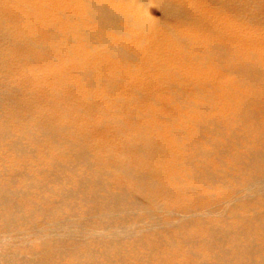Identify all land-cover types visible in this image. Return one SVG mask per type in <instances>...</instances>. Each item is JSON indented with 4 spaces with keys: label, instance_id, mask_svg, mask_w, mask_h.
I'll return each instance as SVG.
<instances>
[{
    "label": "rangeland",
    "instance_id": "1",
    "mask_svg": "<svg viewBox=\"0 0 264 264\" xmlns=\"http://www.w3.org/2000/svg\"><path fill=\"white\" fill-rule=\"evenodd\" d=\"M9 1H11V2H9ZM89 3V5H90V3H97V1H98V4H103V3H105V2H109V5L108 4H106V5H108L109 6V8L111 7V5H110V3L113 5L110 9H116V7H118V9H120V8H122L123 9V12H124V10L128 13V17L126 16V14L125 13H123L122 12V10H121V12L122 13H119L120 12V10H117L116 9V12L117 13H119L120 15H121V17H123V19H121V22H119L120 24V27L122 26L123 28H121V32L125 35L126 33H127V35H123L122 33H120V34H122L121 36L119 35V33L118 32H115V30L114 29H109V28H101L100 27V24L96 21L95 22V24H96V26H95V24H93L94 23V21H95V19H93V17L91 16V15H88V14H90V12L88 13V12H86V11H89L87 8H89V7H87V6H89L87 3ZM91 0H0V21L2 22L4 19V21L2 22V25H3V27L7 30V28H8V30L7 31H5V29L3 28V27H1L2 25H1V22H0V27L1 28H3V29H1L0 30V33H2L3 32V30L6 32H3V33H5V34H8V33H10L8 36H6V38L8 39V40H6L5 39V44H3V43H1L0 44V48H1V46H2V49H0V58H1V55L2 54H4L5 53V55L4 56H2L4 59L6 58V57H8V59H7V61H6V59H5V61L6 62H4V61H2V60H0L2 63H0V65H1V67H0V69L2 68V69H4L3 71H0L1 73H2V75H3V73L4 74H6V72L7 73H9V75L7 76L9 79H11L10 80V82L8 83V79H6L7 77H4V76H2L1 74V78H0V82L2 81V83L4 84V86H3V84L2 83H0L1 85H0V90H1V88L3 89V90H1V92H3V94L5 93V90L11 85V87H9L7 90H10L8 93H7V90H6V94H4V97H5V95L7 96V94H9L8 96H7V99L6 98H3V99H5V101H7L6 102V104H5V102H4V100L2 99V101H3V103L6 105V106H4V104H2L3 106H4V110L2 109L3 108V106L2 105H0V106H2L0 109V143H2L1 144V146H0V181L2 180V182H0V191L1 190H4L3 192L1 191V193H0V198L2 197V193H4L6 190H7V188H3V187H5V185L7 186V187H9V189H12L13 188V186H17V185H19V186H17V191H16V189L15 188H13L12 189V191L13 192H17V194L18 195H22L21 197H23V199L21 198V197H19L17 194H16V196H15V194H13L12 196H14L13 197V200L15 201V199H17V198H19V200L17 199V201H15L16 203H19L18 205L17 204H15L14 203V205L17 207L18 206V209H16V208H14V206H10L9 205V207H11V208H13V209H9L8 207H7V205L5 204V207H4V205H2L1 204V206H0V216H2L1 218L3 219L2 221H1V218H0V223H2V224H0V229L2 230V228H3V230H4V226L2 227V225H3V222H4V220L6 219V218H8V217H10V216H14L15 217V215H16V224L18 223V222H20V223H18L17 225L18 226H16V227H19V226H21V231H26V229H28V231L30 230V228H34L35 226H38V227H43L45 224V222H46V220H50L49 218H45V213H44V211L46 212V213H48L49 211H52L51 209L53 208V211H56V209L55 208H57L61 213V215L63 214V212L64 213H68V212H70V207L68 208V205H67V207H65V208H63L64 206H66L65 204H68V203H70V202H66L65 200V198L63 197V194H62V196H61V193L59 192V190L61 191V189H62V193L64 192V188H65V190L67 189V187L69 188V189H73L74 191H76L78 188H77V186L79 187V189H82V190H80L81 192H83V195L79 192V196L80 197H83L85 194H87V195H89L90 193H91V191L89 190H85L84 191V189L82 188V185H81V183L79 182V180H80V177H81V175H83L84 174V171H85V168H82L83 166H79V167H81V168H77V173H78V175H77V173L75 174V172L74 171H70V170H61L60 168H59V165L58 164H69V163H71L72 162V159H73V161H75V156H76V154L78 153V151H80V149L81 150H83V151H85L89 156L91 155H93V154H95V158L92 156V159H93V161H92V159H90L91 161H92V164H94L93 166L94 167H96V168H94L93 167V172H95V173H98V174H95V173H91L90 174V177H92V179H95V178H98V177H102V174H104L103 175V177H105L106 179L108 178V180H104V178H103V180L105 181V182H108V183H106V185L109 187H107L108 189H106V191H111V189H112V193H117V192H121V191H126L127 193H128V195H129V197L131 198L130 199V201L133 199V197L134 196H136V197H134V199L135 200H137L138 202H140L139 204L140 205H142V206H140L142 209H143V207H144V209L142 210L141 208H140V212H139V214L141 215L140 216V219H142L143 220V222L145 221V222H147V221H150V217H149V215H150V211L152 212V215H154L155 214V216H156V213L158 212V216H156V220H158V221H169V220H171V216L168 214V211L170 210H175L176 211V209H177V211L176 212H183L184 210L185 211H189V210H191L192 208H195V209H198V208H200L201 210H203L204 208L206 209L207 207L208 208H210V207H213L214 205H215V207H217L218 209H219V211H220V208L219 207H221V209L222 210H224L225 208V206H223V200H224V198H230V197H232V195L235 193V189L237 190L238 188L237 187H240V184L239 185H233V184H235V183H237L239 180V182H242L243 183V181L245 180L244 178H246L248 175V172L250 173V171L248 170V169H246V165H244L245 164V162H243L242 160V162L239 160V156H243L244 154H245V156L248 154V150H249V152L251 151V149H252V151H264L263 149V145H264V130H262V128L264 127V114H262L263 112H264V72H263V70H264V40H261L262 38H264V37H260V36H264V24H262L263 22H264V19H262V15H263V18H264V0H247V3L244 1V0H234L235 1V3H232V1L233 0H225L224 1V3H223V0H221L220 2L221 3H219V5H217L218 4V2H219V0H212V2H211V0H209L211 3H212V5H210L211 3L208 1V0H206L205 2H207V3H210V4H208V6H206L207 5V3H205V2H203L204 0H198V1H200V2H198L197 0H193V2H194V4L196 5H194V4H192L191 5V3H193V2H190L191 0H146V3H145V5L144 4H139V1H138V3H137V6H138V4L140 5V6H138V9H137V7H136V2L137 1H135V0H130V1H128V0H125V1H121L120 2V0L118 1V0H102V1H99V0H97L96 2L95 1H91ZM166 1V2H165ZM181 2V4H179L180 2ZM183 1V2H182ZM190 3H189V2ZM216 1V2H215ZM233 1V2H234ZM247 4H245V6H247V7H249V8H251V10H246L245 8H247V7H245L244 6V2ZM251 1L253 2V3H255L254 5H253V3H251ZM100 2V3H99ZM122 2H123V4H122ZM125 2V3H124ZM128 2H130V3H128ZM134 2H135V4H134ZM144 2H145V0H144ZM170 2V3H169ZM173 2H177L176 4H174ZM196 2H198V3H196ZM214 2L215 3H217L216 5L218 6H216L215 7V5H213L214 4ZM227 2V4L228 3H230L229 5H226L225 3ZM239 2V3H238ZM243 2V3H242ZM248 2H250V3H248ZM32 3V4H31ZM48 3V4H47ZM86 3V4H85ZM133 3V4H132ZM189 3V4H188ZM199 3H202V4H199ZM241 3V4H240ZM260 3V4H259ZM12 4V5H11ZM52 6H51V5ZM82 4H85V6H83ZM128 4V6H126ZM162 4V5H161ZM222 4V5H221ZM234 4V5H233ZM235 4H236V6H238V8H239V10H238V8L235 6ZM243 4V5H242ZM252 4V5H251ZM5 5V6H4ZM9 5V6H8ZM17 5V6H16ZM29 5V6H28ZM46 5V6H45ZM47 5H48V7H47ZM59 5V6H58ZM104 5V4H103ZM166 5L168 6V7H166ZM178 5H182V6H180V7H182V9L178 6ZM185 5V6H184ZM193 5H194V9L195 10H191V8H193ZM223 5H226L229 9V11H226L227 9V7L226 6H223ZM232 5V6H231ZM249 5V6H248ZM255 5H256V7L258 6V5H260V6H258V8H256L255 7ZM1 6H4V7H1ZM8 6V7H7ZM16 7V9H14L15 7ZM25 6V7H24ZM26 6H27V8H26ZM34 6V7H33ZM50 6H51V8H50ZM130 6H132L131 8H130ZM144 6H146V7H144ZM175 6H176V8H175ZM178 6V7H177ZM206 7L205 9L203 8V7ZM219 6L221 7V8H219ZM230 6V7H229ZM241 6H243V7H245L244 8V10L242 11L241 9H243V7H241ZM252 6V7H251ZM7 7V8H6ZM13 7V8H12ZM38 7V8H37ZM85 7H87V8H85ZM114 7V8H113ZM144 7V8H143ZM166 7V8H165ZM186 7H188L187 9L189 10H187L186 9ZM191 7V8H190ZM195 7H197V8H195ZM200 7V8H199ZM234 7H236V8H234ZM253 7H254V9L256 8V11L255 12H253ZM260 7V8H259ZM2 8H4L3 9V11H5L6 10V12L4 13L3 11L1 12V10H2ZM127 8H128V11H127ZM133 8V9H132ZM143 8V9H142ZM177 8H178V11H179V13H178V11H176L177 10ZM223 8H225V9H223ZM263 8V9H262ZM42 9V10H41ZM46 9V12L47 13H45L44 14V10ZM60 9V10H59ZM85 9V10H84ZM87 9V10H86ZM115 9H114V11H115ZM134 11V15L132 16L131 14H132V10ZM179 9H181V11L179 10ZM223 9V11H224V13L227 15H225L224 13H223V11H221ZM230 9H232V10H230ZM258 9L260 10L259 12H258ZM7 10H11L10 12L9 11H7ZM131 10V11H130ZM140 10H141V14H140ZM171 10V11H170ZM200 10V11H199ZM205 10V11H204ZM207 10H208V12H207ZM237 10L239 11V12H237ZM14 11V12H13ZM16 11V12H15ZM59 12V13H54V12ZM187 11V12H186ZM234 13H233V12ZM241 11V12H240ZM246 11V12H245ZM248 11V12H247ZM251 11V14L249 13ZM43 12V13H42ZM143 12H145V13H143ZM170 12H171V14H170ZM191 12H193L192 14H190ZM194 12H196V13H194ZM197 12H199L198 14H197ZM227 12V13H226ZM231 12V13H230ZM236 12V13H235ZM242 12H244V13H242ZM252 12H253V14H252ZM262 12V13H261ZM7 13H8V15L10 14V13H12V17L10 18L9 16L11 15H9V16H7ZM14 13V14H13ZM49 13H51V14H49ZM88 13V14H87ZM184 13H187V14H184ZM230 13V16H228V14ZM240 13V14H239ZM246 13V14H245ZM248 13H249V15H248ZM255 13H257V16H258V18L260 17V14H261V17H260V19L261 20H259L258 18H257V16H256V14ZM4 14V15H3ZM44 14V15H43ZM54 14V15H53ZM62 14V15H61ZM88 15V17L89 18H87V17H85V15ZM139 14H140V17H139ZM173 14V15H172ZM174 14H176V15H174ZM180 16H179V15ZM234 15V16H232V15ZM236 14V15H235ZM237 14H239V16L237 15ZM255 14V15H254ZM259 14V15H258ZM6 15V16H5ZM29 15V16H28ZM58 15H59V17H58ZM69 15V16H68ZM84 15V16H83ZM86 15V16H87ZM125 17H124V16ZM170 15V16H169ZM181 15H187V17L186 16H182L181 17ZM189 15V16H188ZM192 15V16H191ZM194 15H195V17H194ZM243 15H244V17H248L247 18V20H248V23L246 22L247 20H245V19H243L244 20V22L246 23H244V22H242L243 20H242V17H243ZM252 15H254V16H252ZM4 16V17H3ZM19 16V17H18ZM28 16V17H27ZM69 18V19H66L67 17ZM173 16V17H172ZM197 16H199V18L197 17ZM207 16V17H206ZM211 16H214L212 19H211ZM238 18H237V17ZM240 16H242V17H240ZM8 17V18H7ZM15 17V18H14ZM17 17V18H16ZM61 17V18H60ZM64 17V18H63ZM86 19H85V18ZM92 17V18H91ZM132 17V18H131ZM175 17V18H174ZM184 17V18H183ZM197 17V18H196ZM200 17H201V21H203L205 24H203V22L201 23L200 22V20H198V19H200ZM217 17L218 18H220V19H218V20H220L219 22L220 23H222L223 21H225V19H226V21H225V24H224V22L222 23V24H218V20H217ZM229 17V18H228ZM232 17H235V18H237V23H238V27L236 26V28H235V26L234 25H236V22H233V18ZM239 17H240V21H239ZM250 17H252V18H250ZM253 17L256 19H253ZM14 18V19H13ZM21 18V19H20ZM28 18V19H27ZM55 18V19H54ZM63 18V19H62ZM75 18H77V19H75ZM91 18V19H90ZM139 18V19H138ZM170 18V19H169ZM177 18V19H176ZM180 18V19H179ZM188 18V19H187ZM189 18H190V20H191V22L189 21ZM194 18H196V20L194 19ZM206 18V19H205ZM216 18V19H215ZM232 18V19H231ZM2 19V20H1ZM8 19V20H7ZM17 19V20H16ZM89 19V20H88ZM131 19V20H130ZM154 19H155V22H158V21H160V22H158V24L157 23H155L154 22ZM185 19V21H187L186 23L183 21ZM204 19H205V21H204ZM208 19H211L210 21H207ZM221 19H222V21H221ZM250 19V20H249ZM259 20V22H258V24H260V26L257 24V22L256 21H258ZM6 20H7V22H6ZM10 20H13V22L12 21H10ZM41 20H43V22L41 21ZM61 20V21H60ZM66 20H68V21H66ZM90 20H91V23H92V25H91V23H88V24H86L88 21L90 22ZM124 20V21H123ZM134 20H136V21H134ZM138 20V21H137ZM153 20V21H152ZM180 20L183 22L182 23V26H183V24H184V26L183 27H185V28H182V26H181V22H180ZM193 20V21H192ZM215 20H217V21H215ZM232 20V22L233 23H235V24H231L232 22H230ZM254 20V22H252L253 24H254V26L253 25H249V24H252L251 22H249V21H253ZM17 22V23H15V22ZM66 21V22H65ZM78 21V22H77ZM132 21V22H131ZM135 23H134V22ZM141 21L143 22V23H141ZM151 21V22H150ZM164 21V24H161L162 22ZM169 21H171L170 23H168ZM172 21H174V22H172ZM177 21H179L178 23L179 24H177ZM229 22V23H226V22ZM261 21H263V22H261ZM45 22V23H44ZM72 22V23H71ZM124 22H128V23H125L124 24ZM190 22V23H189ZM192 22H194V24L196 23V25H195V27L192 25L193 23ZM208 22H211V23H208ZM240 22L242 23V25H244L243 26V28H245V25H247V28L246 29H243L241 26L242 25H240ZM12 23H14L12 26H11V24ZM18 23H19V25H18ZM50 23V24H49ZM52 23V24H51ZM67 23V24H66ZM133 23V24H132ZM175 23V24H174ZM199 23V24H198ZM201 23V24H200ZM218 24V27H217V25L216 26H212L211 24ZM21 24H22V26H21ZM54 24H57V25H54ZM75 24V25H74ZM125 25V27H126V25L128 26V28H127V31H126V28L124 27V25ZM138 24V26H137V28H138V30H135V29H133L132 28V25H133V27H136V25ZM145 26H144V25ZM150 24V25H149ZM152 24H154V26L152 25ZM161 24V25H160ZM165 24H166V26L167 27H165ZM174 24V25H173ZM177 24V26L175 27V25ZM189 25V26H185V25ZM198 24V25H197ZM210 24V25H209ZM232 26H231V25ZM256 24V25H255ZM261 24L263 25V27L261 26ZM34 25V26H33ZM38 25V26H37ZM42 25H43V27H42ZM47 25V26H46ZM74 25V26H73ZM87 25H88V27H87ZM90 25V26H89ZM94 25V26H93ZM135 25V26H134ZM149 25V26H148ZM160 25V26H159ZM171 25L172 26H174V27H172L175 31H177V30H179L178 32H180V33H176V34H178V35H176L174 32H172L173 31V29L172 28H170L171 27ZM180 25V26H179ZM205 25V28L207 29V26L209 27L208 28V30L211 28V30H209V31H211V32H209L208 30V32L207 31H205L204 32V30H206L205 28H203V26ZM207 25V26H206ZM219 25H220V27H219ZM223 27H222V26ZM239 25H240V28H242V29H240L239 28ZM257 25H258V27H257ZM8 26H10V27H8ZM13 26H14V28H13ZM27 26V27H26ZM32 26V27H31ZM49 26V27H48ZM83 26H86V27H83ZM91 26H93V27H91ZM157 27V26H159V27H157L158 29H159V31H157V34L158 35H156V30H158L157 28H152V27ZM162 26V27H161ZM169 26V27H168ZM179 26V28L180 29H183V34H186L185 36L183 35V34H181L182 33V31H180V29H178L177 27ZM199 26V27H198ZM211 26V27H210ZM228 26H229V28H228ZM231 26V27H230ZM251 26H252V28H251ZM255 26L257 27V28H255ZM19 27V28H18ZM26 27V28H25ZM38 27L40 28V30L38 29ZM52 29H51V28ZM91 28V30H90V28ZM94 27H95V29L96 28H98V29H96V31H95V29H94ZM146 27V28H145ZM186 27H189L190 29H191V32H190V30H189V28L187 29ZM200 27H202L201 29H202V31H200L199 32V29H200ZM213 27H215V28H213ZM222 27V28H221ZM254 27V28H253ZM32 28V29H31ZM48 29V28H50V30L48 29L47 31H45V29ZM54 28V29H53ZM88 28V29H87ZM125 28V29H124ZM163 30H162V29ZM168 28V29H167ZM170 28V29H169ZM192 28H194V29H197V31H195L194 29H192ZM218 28V29H217ZM222 29V31H220L221 29ZM223 28H225V30L223 29ZM233 28V29H232ZM238 28H239V30H238ZM16 29V30H15ZM23 29V30H22ZM35 29V30H34ZM59 29H60V32H59ZM67 29V30H66ZM73 29H75V30H73ZM83 31H82V30ZM92 29H93V31L94 32H97V34H98V32H99V34H98V36H99V39L97 38L96 39V37H98L93 31H92ZM100 29H104L103 30V36H102V30H100ZM145 29V32H142V30H144ZM151 29H154L153 31L151 30ZM200 29V30H201ZM220 29V30H219ZM257 29V30H256ZM262 29V30H261ZM19 30H20V33H18L19 32ZM28 32H27V31ZM70 30H73V32H74V34L72 33V31H70ZM84 30H86L85 32H84ZM90 30V32H88ZM100 30V31H99ZM126 32H125V31ZM140 30V31H139ZM151 30V31H150ZM167 30V31H166ZM170 30H172V31H170ZM185 30V31H184ZM192 30H194L195 32H193ZM215 30V31H217V33L215 34V31L213 32V31ZM235 30V31H234ZM242 31L241 33L239 32V31ZM244 30H246V32L247 33H243V31ZM248 30H250V31H248ZM256 30V31H255ZM259 30V31H258ZM10 31V32H9ZM14 31V32H13ZM64 31V32H63ZM70 31V32H69ZM92 31V32H91ZM109 31L111 32V33H113V35L111 34V33H109ZM125 33H124V32ZM131 31V32H130ZM167 32V37L168 38H165L164 37V39H163V37H161L162 36V32H163V35L164 34H166V32ZM170 31V32H169ZM187 31H189V33L187 32ZM234 31V32H233ZM254 31H255V33H257V34H255L254 33ZM22 32V33H21ZM51 32V33H50ZM62 32V33H61ZM76 32V33H75ZM129 32H130V34H129ZM137 32V33H136ZM140 32V33H139ZM152 32V33H151ZM153 32H154V35H153ZM161 32V33H160ZM165 32V33H164ZM193 32V33H192ZM201 32H204V33H201ZM219 32H221V33H219ZM25 33H27L28 35H26ZM31 33V35H29ZM36 33V34H35ZM40 33V34H39ZM43 33V34H42ZM46 33V34H45ZM53 33V34H52ZM60 33V34H59ZM81 33H83L84 34V37L82 36L83 34H81ZM88 33L90 34V36L88 35ZM94 33V34H93ZM110 34L109 36L108 35H106V34ZM132 33H135L134 34V36L132 35ZM190 33H192V35L190 34ZM196 33H198L197 35H196ZM199 33H201V34H199ZM205 33H207L206 35H205ZM208 33H212L211 35H213V33H214V35H213V37L209 34V36H211L210 37V39H208L209 37H208ZM219 33V34H218ZM238 33V36L236 35V34ZM11 34H12V37H11ZM40 36H39V35ZM48 34H50V35H48ZM68 34V35H67ZM105 34V35H104ZM141 34V35H140ZM142 34H143V36H142ZM149 34H151L152 36H150ZM179 34H181V35H179ZM194 34V35H193ZM203 34V35H202ZM222 34V36H220ZM240 34H242L241 36H240ZM246 34V35H245ZM258 34H261V35H258ZM19 35V36H18ZM22 35V36H21ZM25 35V37H27L28 38V40H30L31 42H29V45H28V41H26L27 39L26 38H23V36ZM42 35V36H41ZM48 35V36H47ZM60 35V36H59ZM63 35V36H62ZM112 35V36H111ZM114 35H118V36H120V38L122 39V40H125V39H128V40H126V42L125 43H128L129 44V46L130 47H135V48H133L132 47V50H130L131 48L127 45V44H125L118 36H114ZM129 35V36H128ZM135 35H139L141 38H142V40L144 39L145 40V42H140V40H141V38H139V36L137 37H135ZM149 35V36H148ZM155 35H156V37H155ZM161 35V36H160ZM183 35V36H182ZM190 35V36H189ZM200 35V36H199ZM218 35V36H217ZM229 35V36H228ZM243 35H245V36H243ZM44 36H45V38H44ZM51 36V37H50ZM53 36V37H52ZM76 36H77V38H76ZM92 36V37H91ZM106 36V37H105ZM130 38L131 37V39H129L128 37ZM155 38H154V37ZM161 37V39H159L160 41L162 40V41H165V43L163 44L162 43V41L160 42V44L161 45H159V40H158V37ZM165 36V35H164ZM169 36H171V37H173L174 39H175V41H174V39H173V41H169V40H171L170 38L171 37H169ZM179 36V37H178ZM184 39V41H183V39L181 38V37ZM187 36L189 37V39L187 38ZM197 38H196V37ZM215 36V37H214ZM247 36V37H246ZM251 36V37H250ZM259 36V39H255V38H257V37ZM11 38V40H10V38ZM20 39H19V38ZM38 39H37V38ZM75 37V38H74ZM80 37H82V38H80ZM102 37H105V39H107V37L110 39H107V40H109L110 41V43H109V41L107 42V40H106V42L110 45H106L107 46V49H106V47H104L105 46V44L103 45V48H102V44L104 43V41H105V39H104V41L101 39ZM117 37V38H116ZM134 37V38H133ZM144 37V38H143ZM147 37H148V39H147ZM159 37V38H160ZM178 37V38H177ZM184 37H186V39L184 38ZM192 39H191V38ZM198 39L199 37L201 38L202 37V39H203V37H204V39H203V41H201V39L199 38V40L200 41H196L195 39ZM208 37V38H207ZM218 37V38H217ZM219 37L221 38L220 40H224V42L223 41H220L219 40ZM225 37V39H223ZM231 37H233V38H231ZM236 37V38H235ZM240 37H242V38H240ZM255 37V38H254ZM69 38L71 39V40H69ZM72 38H74V39H76V41L74 40V39H72ZM80 38V41L78 42V39ZM83 38H84V40H83ZM88 40H87V39ZM91 38H92V40H94V43H95V41H98V43L96 42L95 43V46H93V41L91 42L90 40H91ZM111 38H116L117 40H118V43L116 42V40H111ZM123 38H125V39H123ZM136 38H137V41H136ZM139 38V39H138ZM157 38V39H156ZM182 40H181V39ZM206 38L208 39V40H206ZM228 38H229V40H228ZM239 38L241 39V41H237V42H241L240 44L239 43H236V39L237 40H239ZM261 38V39H260ZM13 39H15V40H13ZM21 39H25L24 41H26L27 43H26V45H25V42L23 41V40H21ZM33 39V40H32ZM42 39V40H41ZM56 39V40H55ZM65 39H68V41L67 40H65ZM86 39V40H85ZM134 39V40H133ZM146 39H147V41H146ZM152 41L153 39V41H152V43L151 42H148V41H150V40ZM169 39V40H168ZM177 39V40H176ZM178 39L180 40V41H178ZM194 39V40H193ZM216 39V40H215ZM234 40V42L233 41H231V40ZM243 39V40H242ZM250 39V41H248ZM254 39V40H253ZM17 40H21V41H23V43L22 42H20V41H17ZM38 40V41H37ZM43 40H44V42H48V43H43ZM59 40H60V42H59ZM64 40V41H63ZM73 40V41H72ZM120 40H121V45H120ZM129 40H130V42H131V40L133 41V42H135L134 44L135 45H133L132 43H130L129 42ZM156 40H158V41H156ZM167 40H168V42H170L169 44H168V46H166L167 44H166V42H167ZM208 41L209 43L208 44H210V46L207 44V42L206 41ZM211 40H212V42H211ZM215 41V43H214V41ZM218 40L220 41V42H218ZM225 40H228L229 42H226L225 43ZM258 40H259V42H258ZM11 41L12 43H14L15 41H16V44L17 43H19V44H21V45H16L15 43L14 44H12V45H14V47H12V45L9 43V42ZM54 41V42H53ZM63 41V42H62ZM72 41V42H71ZM75 41V42H74ZM82 41V42H81ZM87 41H89L88 42V44H89V46H87L88 44L87 43H84V44H81V43H83V42H87ZM103 42V43H101V42ZM113 41H114V43H113ZM128 41V42H127ZM140 43H139V42ZM154 41H156V42H154ZM188 41L190 42L189 43V45L187 44L188 43ZM192 41L194 42V43H192ZM205 41V42H204ZM253 41H255V44H256V46H257V49H256V46H255V44H254V42ZM260 41H261V43L262 44H260ZM35 42V43H34ZM39 42H41L40 44H39ZM51 42H52V44H51ZM55 42H58L57 43V45L55 46ZM74 42V43H73ZM99 42H100V44L101 45H99ZM105 42V43H106ZM137 42L140 44V49L136 46V45H138L139 46V44H137ZM175 42V43H174ZM178 42H179V44H181V45H183V46H185V45H188L187 46V48H189V49H187L186 48V46L185 47H183L186 51H182L183 50V48L182 47H179L180 45L178 44ZM181 42V43H180ZM183 42H184V44H183ZM195 42H196V45H200V47H198V46H196L195 45ZM203 44H202V43ZM218 42V43H217ZM33 43V44H32ZM37 43V44H36ZM50 43V44H49ZM69 43V44H68ZM111 43H113V44H111ZM115 43H116V45H115ZM141 43H146V45L143 47L142 45H141ZM158 43V44H157ZM176 44L175 46L177 47V49H176V47L174 46V45H171V44ZM216 43L218 44V45H216ZM220 43H225L224 45H221ZM231 43H233V44H231ZM235 43H236V45H235ZM251 43H252V45H251ZM258 43V44H257ZM7 44L12 48V49H10L9 48V46L7 47ZM41 45L40 47H39V45ZM45 46H44V45ZM61 44V45H60ZM66 44V45H65ZM68 44V45H67ZM71 44H73V45H71ZM77 44H79V45H77ZM82 46H81V45ZM85 44H87V45H85ZM147 44H149V45H147ZM152 44H154V45H158V46H160V47H158L157 46V48H156V46H154L153 47V45ZM192 44V45H191ZM202 44V45H201ZM205 44H207V45H205ZM212 44V45H211ZM228 44V45H227ZM229 44H231V46L233 45H235L234 47H235V49H236V51H234L233 50V48L234 47H232L231 48V46H229ZM47 45V46H46ZM52 45V46H51ZM70 45V46H69ZM83 45L85 46V48L86 47H88V48H84L83 47ZM96 45H99V46H96ZM113 45V46H112ZM120 45V46H119ZM125 46V47H129V49H125V47H124V50H122V46ZM127 45V46H126ZM132 45V46H131ZM179 45V46H178ZM194 45H195V47L196 48H194ZM204 45V46H203ZM239 45V47H237ZM7 47V50H6V48H3V47ZM25 46H27L26 48H25ZM36 46H38V48H35ZM42 46H43V48H42ZM62 46V47H61ZM70 48H72V49H70ZM72 46V47H71ZM78 46V47H77ZM80 46V47H79ZM109 46V47H108ZM141 46L143 47V49L141 48ZM148 46V47H147ZM152 46V47H151ZM162 46H165V47H168V49L167 48H165V47H163L162 48ZM171 46H174V47H171ZM190 46L191 47H193V48H190ZM203 46V47H202ZM215 47V51H216V53H218V52H221L220 53V57H216V56H214L215 54H214V50H210V48H212V47ZM222 46L223 48H222V51L224 50V48H225V50H224V52L226 53V51H228L227 52V54H228V57H230V59L226 56V57H224L225 55H227V54H224V52H223V57L221 58V54H222V51H221V48L220 47ZM226 46H228V47H226ZM249 46V47H248ZM255 46V47H254ZM263 46V47H262ZM16 47V48H15ZM18 47H20V48H18ZM24 49H23V48ZM45 47V48H44ZM49 47H51L50 49H49ZM61 47V48H60ZM83 49H82V48ZM96 48V47H99V48H102L103 50H105V51H103L102 49H99V48H96V49H94V48ZM110 47H112V48H110ZM122 47V48H121ZM145 47H147V48H145ZM206 47V48H205ZM208 47V48H207ZM210 47V48H209ZM217 47V48H216ZM260 47V48H259ZM15 48V49H14ZM31 48V49H30ZM40 48V49H39ZM48 48V49H47ZM58 48V49H57ZM80 48V49H79ZM91 48H93L95 51H93ZM105 48V49H104ZM114 48V49H113ZM116 48H117V50H116ZM144 48H145V50H147V51H145L144 50ZM148 48H150V50L148 49ZM153 48V50H151ZM155 48H156V50H155ZM162 48V50H160V51H158L159 49H161ZM172 48H175L176 50H175V52L178 50V53H177V56H176V54L173 52V50H172ZM182 49L181 51L179 50V49ZM198 48V49H197ZM203 48H205V49H203ZM218 48H220L219 49V51L217 50ZM226 48H228V49H226ZM241 48H243V49H241ZM254 48H255V50H254ZM259 48V49H258ZM262 48V49H261ZM4 49V50H3ZM41 49H43L42 50V52L40 51ZM45 49V50H44ZM54 49H57V51L56 50H54ZM63 49V50H62ZM65 49H70L69 50V55H68V53H67V51L68 50H66L65 51ZM75 49V50H74ZM86 50V53H88V54H84L83 55V53L85 52V51H83V50ZM98 49V50H97ZM111 49V50H110ZM113 49V50H112ZM136 49V50H135ZM137 49H139V50H137ZM165 49V51H166V49H167V51H168V55H169V58L167 57L166 58V55H167V51L165 52L164 51V53H162L163 52V50ZM194 49H197V51L195 50V51H193ZM201 49V50H200ZM239 49V50H238ZM1 50H3V51H1ZM6 50V51H5ZM17 51V52H15V51ZM29 50V51H28ZM77 50V51H76ZM80 50V51H79ZM99 50H101L100 52H99ZM110 50V51H109ZM120 50V51H119ZM121 50H122V53H121ZM128 50H130V51H128ZM133 50L134 51H137V52H135V54L136 53H139V54H137V55H134V53H133ZM172 50V51H171ZM200 50V51H199ZM203 50V51H202ZM209 50L212 52H210V54H209ZM238 50V51H237ZM248 50V51H247ZM253 50V51H252ZM262 52H261V51ZM12 51V52H11ZM32 51H33V53H32ZM34 51H35V53H34ZM52 51V52H51ZM79 51V52H78ZM81 51H83V53H81ZM92 51H93V55H92ZM129 53H128V52ZM139 51V52H138ZM143 51H145V52H143ZM158 51V52H157ZM162 51V52H161ZM173 52V53H170V52ZM192 51V52H191ZM206 51H208V52H206ZM218 51V52H217ZM249 51H251L252 53L250 54H248V52ZM258 51V52H257ZM2 52V53H1ZM7 52V53H6ZM8 52L10 53V54H8ZM15 54H14V53ZM20 52H21V54H20ZM29 52V53H28ZM58 52V54H56V53ZM61 52H63L62 53V56H61ZM71 52H73V54L71 53ZM75 52H77V53H75ZM95 52H97V53H95ZM105 52V53H104ZM112 52V53H111ZM116 52V53H115ZM150 52V53H149ZM179 52H180V57H181V54H182V57L181 58H185L186 60H184V59H181L179 56H178V54H179ZM203 52H206V53H204L203 54ZM231 52V53H230ZM234 52V53H233ZM244 52V53H243ZM28 53V54H27ZM32 53V54H31ZM40 53V54H39ZM41 53L43 54L42 56H41ZM50 53V54H49ZM81 53V55H78V54H80ZM91 53V54H90ZM102 53H104V54H108V55H106L107 56V61L111 58V62L109 61V62H107L106 60V62L105 61H103L104 60V58L106 59V57L104 56V54H102ZM110 53H111V55H110ZM121 53V54H120ZM126 53V54H125ZM130 54L129 55V57H133V55H134V57H135V59H137V61L134 59V58H132V65L133 64H135L134 66H131V59H129L128 60V54ZM133 53V55L131 56V54ZM140 53H141V55H140ZM143 53V54H142ZM156 53V55L155 56H158V59H157V57L156 58H152V56L151 55H153L154 56V54ZM158 53V54H157ZM161 53V54H160ZM173 56V59L175 58H177L178 59V57H179V61L182 63V60L183 61H185V62H183L182 63V67L181 66H178L177 64H180L181 65V63H178L177 62V60L175 61V60H173V61H175V62H177V67L175 66V64L173 63V61H171L172 60V56H170V54ZM187 53V54H186ZM208 53V54H207ZM243 53V54H242ZM253 53H255V57H257V58H254L253 56H254V54ZM9 56H8V55ZM64 54H65V56H64ZM75 54V55H74ZM100 54H102L103 55V57H101V56H98V55H100ZM144 54H146V55H144ZM150 54V55H149ZM159 54H160V58H159ZM175 54V55H174ZM189 54V55H188ZM205 56V54H206V56L207 55H210V56H208L207 58H209L207 61V63H205V65H202V66H204L205 68H207L206 70H205V68H203L202 66H201V63L202 64H204L203 62H202V58H203V60L205 59H207L206 57H203V55ZM212 54H214L213 56H212ZM230 54V55H229ZM233 54V56H231ZM252 54H253V56H252ZM13 55H15L14 57H16V59L13 57ZM19 55H21V56H19ZM29 55V56H28ZM33 55H35V57L33 56ZM45 55H47V56H45ZM48 55H51L50 57L48 56ZM56 55V56H55ZM61 57H60V56ZM69 57H71L72 55H74V58L76 59H74L73 58V56L71 57L72 58V61H70L71 60V58H68V56ZM83 55V56H82ZM86 55V56H85ZM97 55V56H96ZM115 55L117 56V57H115ZM125 55V58H126V60H128L127 62H125L124 60V57L122 58V56H124ZM139 55V56H138ZM147 55H149V56H147ZM163 55H165L164 57H163ZM184 55H185V57H184ZM195 55H198V58L196 59V57L194 58V60H191ZM216 55H218V54H216ZM235 55V56H234ZM253 57V60L254 61H252V57ZM26 56H28V57H26ZM31 56L32 57H34L33 59L31 58ZM67 56V57H66ZM76 56H77V58H79V59H77L76 58ZM84 56L87 58H89L88 60L86 59V58H84ZM93 56H94V58H98V62H96L97 60L96 59H93ZM121 56V57H120ZM127 56V57H126ZM143 56H147V57H143ZM175 56V57H174ZM187 56V57H186ZM189 56V57H188ZM201 57V59L199 60V58ZM238 56H240V57H238ZM243 56V57H242ZM21 57H25V58H21ZM80 57H83L84 59H85V62H87V61H89V63L87 62L86 64L88 65V68L86 67V68H84L86 65L84 64L85 62H83V59H81ZM149 57V58H148ZM152 59H156V61L155 60H152L151 61V58ZM171 57V58H170ZM211 57H213V58H211ZM242 57V58H241ZM251 57V59H249ZM13 58V59H12ZM19 58H20V60H22V61H20L19 60ZM26 58H27V60H26ZM40 58V59H39ZM41 58H42V62H41ZM55 60V61H53V59ZM64 58H66V59H68V60H65ZM100 58V59H99ZM101 58L103 59L102 60V62L100 61L101 60ZM109 58V59H108ZM117 58L119 59V60H117ZM120 58L122 59L121 61H120ZM138 58H140L139 60L140 61H138ZM143 58V59H142ZM216 58H218V59H216ZM220 58V59H219ZM224 58V59H223ZM233 58H234V61H233ZM2 59V58H1ZM3 59V60H4ZM12 59V60H11ZM28 59H30L31 61H28ZM117 60V61H119V62H123L122 64L121 63H119V62H115V60ZM148 61H147V60ZM171 59V60H170ZM181 59V60H180ZM188 59V60H187ZM198 61H196V60ZM226 59V60H225ZM227 59H229L228 61H227ZM242 59V60H241ZM13 61L14 63H15V65L17 66V67H15V65H14V63L13 62H11V61ZM19 60V61H18ZM33 60V61H32ZM45 60H48V62L47 61H45ZM50 60H51V62H50ZM56 60H57V62H56ZM93 60H95V61H93ZM112 60H113V62H112ZM133 60H135L134 61V63H133ZM142 60V61H141ZM144 60V61H143ZM152 63H155V64H152L151 66L153 67H151V66H149L148 67V65L149 64H151V62ZM161 62H159V61ZM163 62H162V61ZM167 60H170V63H168V61ZM204 60V61H205ZM212 60H213V63H212ZM215 60H218V62H217V64L215 63L216 61ZM222 60V61H221ZM19 63V64H21L22 63V65H17V63ZM44 61V62H43ZM63 61V62H62ZM66 61V62H65ZM74 61V62H73ZM83 62L82 64L83 65H85V66H83L82 67V65L80 66V68L81 69H84V70H86L87 71V69L89 70V68L90 67H92L93 68V65L95 66L94 68H93V70H95V69H97V68H99L98 69V72H97V70L95 71V73L92 71V68H90V70L89 71H87L88 73H90V72H92V73H94L93 75H92V73H90L91 74V76H89V75H86V74H88V73H86V74H84V75H86V76H84V77H80L78 74H79V72H80V74H82L83 73V71L80 69L79 71L78 70H76V69H79L78 67H76V66H79V65H77L78 63H76V62ZM90 61H92V62H90ZM101 62V64H102V66H101V64H100V62ZM155 61V62H154ZM195 61V64H193L192 62H194ZM246 61H247V64L249 65L250 63H248V62H252L249 66V68H247L248 67V65L247 64H245L244 65V63H246ZM256 61H259L258 63V65H256ZM8 62V63H7ZM21 62V63H20ZM31 62V63H30ZM33 62V63H32ZM40 62V63H39ZM49 62L51 63V64H49ZM53 62V63H52ZM54 62H55V64H54ZM59 62V63H58ZM71 62L72 63H74V65H72L71 64ZM95 63V64H92L91 65V63ZM139 65L140 63H143L144 64V66H142V64H140L138 67H137V64ZM140 62V63H139ZM147 62H149L148 64H147ZM167 62V63H166ZM201 62V63H200ZM206 62V61H205ZM221 62V63H220ZM227 62V63H226ZM255 62V67L256 68H253V70H255V72L253 71V70H251L252 69V66L254 67V63ZM4 63H5V66H3L4 65ZM14 65V66H10V67H8V65L10 64V65H12V64ZM29 65H28V64ZM65 63V64H64ZM104 63V64H103ZM105 63L107 64V66H104L105 65ZM111 63V64H110ZM112 63H113V65H112ZM115 63V64H114ZM126 63V64H125ZM163 63H165L164 65H163ZM171 63H173L172 64V67H174L173 69H172V67H171V73L169 74L168 72H167V70L169 69L170 70V68H166V65H170ZM184 63H185V67L183 66L184 65ZM191 63V68H190V66H189V64ZM240 65H239V64ZM6 64H8L7 66H6ZM41 64H43V65H41ZM48 64V65H47ZM52 64H54V65H52ZM63 64V65H62ZM69 64H71L70 66H68ZM79 64H81V63H79ZM96 64H98L97 66H96ZM109 64V65H108ZM118 64H120V65H118ZM157 64V67L156 66H154V65H156ZM158 64H159V66H161L160 67V69L162 68V70L163 69H167V70H163V72H164V74L166 75V76H164V74H163V72H161L160 70H158L157 68H159L158 67ZM210 64V65H209ZM213 64V65H212ZM215 64V65H214ZM26 67H25V66ZM32 65V66H31ZM50 65H52V66H50ZM89 65H91V66H89ZM123 65V66H122ZM128 65L129 66H131L130 68H132V67H134V68H132V69H129V67H128ZM199 65V66H198ZM211 65L214 67L215 66V68L213 69V67H211ZM217 65H219V66H222V67H219V66H217ZM229 65H230V68L232 69V67H234V70L232 69V71H231V69H229ZM239 65V66H238ZM246 67H244V66ZM259 65H260V67H259ZM3 66V67H2ZM19 66V67H18ZM20 66H21V68H20ZM37 66V67H36ZM74 66V67H73ZM108 66H109V68H108ZM146 66V67H145ZM171 66V65H170ZM195 66V67H194ZM240 68V66H241V68H242V71H244V73L247 71V70H249L250 68V70L251 71H249V72H252L251 74L253 75V79L251 78L252 76H251V74H250V76H248L247 77V81L246 82H244L246 79H244V78H246L245 77V75L243 76H241L240 74V71H241V68H240V70H238V72L237 73H233V74H231L232 72H236V70H237V68L238 67ZM15 67V68H14ZM24 67V68H23ZM29 68V70L27 71V70H25V69H28ZM36 67V68H35ZM40 67V68H39ZM42 67V68H41ZM45 67V68H44ZM62 68V67H64V68H62L63 70L65 69V70H71V69H69L70 67L73 69L72 71H65L66 73H64V71H62V73H61V70H60V68ZM68 69H67V68ZM105 67H107L106 69H105ZM110 67L112 68L113 67V69L114 68H117V67H119V68H117L118 70H119V72H121L120 74L122 75V73H123V75H124V72H125V77L123 78V77H120L121 75H119L118 73V70H112V71H114L113 72V75L115 76L116 74V76H115V78H114V76L111 74V70H110ZM121 67H123L124 69H126L125 71L124 70H122L121 69ZM143 67V68H142ZM156 67V68H155ZM167 67H169V66H167ZM194 67V68H193ZM216 67H218L217 69H216ZM228 67V68H227ZM6 68H7V70H6ZM15 69V73L14 72H12V71H14V69ZM20 68V69H19ZM30 68H33V69H35V71H32V69H30ZM39 68V69H38ZM44 68V69H43ZM48 68V69H47ZM56 68H57V71L59 70L60 72L59 73H54V72H57L56 71ZM102 68L103 69H105L104 71L102 70ZM149 68V69H148ZM150 68H151V70L152 69H155V71L154 70H152V71H154L152 74H151V70H150ZM178 68H180V70L181 71H178L179 69ZM182 68V69H181ZM185 68H187V69H185ZM211 68V69H210ZM220 68H224L223 70H221ZM226 68H227V70H226ZM258 68H260V69H258ZM8 69H10V70H8ZM18 69V70H17ZM25 70V73H24V70ZM38 69V70H37ZM42 70V72H41V70ZM177 69V70H176ZM245 69V70H244ZM257 69H258V71H257ZM263 69V70H262ZM22 70V71H21ZM45 70V71H44ZM99 70H100V72L101 73H103V74H101V73H99ZM140 70V71H139ZM144 70V71H143ZM168 70V71H169ZM176 72H174V71ZM183 70H185V71H183ZM221 70V71H220ZM225 70V71H224ZM262 70V72H261V75H259L260 74V72L259 71H261ZM17 71V72H16ZM27 71V72H26ZM37 71H38V73H37ZM77 73H76V72ZM82 71V72H81ZM109 72V74H106L105 72ZM130 73H129V72ZM134 71V74L132 73ZM151 71V72H150ZM158 71H160V72H158ZM210 71V72H209ZM214 71V72H213ZM219 71V72H218ZM228 71H230L229 73V76H228V74H225V72L226 73H228ZM257 71V72H256ZM12 72V73H11ZM39 72H41L40 74H39ZM69 72V74H67ZM71 72L73 73V76L71 75ZM127 72L129 73L128 75H127ZM150 72V73H149ZM180 72H182V73H186L188 76H186V75H182V73H180ZM249 72H247V73H249ZM15 75H14V74ZM21 73H22V76H24V75H26V76H28V78H26L25 76L24 77H22L21 76ZM29 73H31V74H29ZM46 73V74H45ZM49 73V74H48ZM53 75V73L54 74H59V76H54L53 75V78H52V75ZM85 73V72H84ZM115 73V74H114ZM140 73V74H139ZM158 73V74H157ZM161 73V74H160ZM174 73V74H173ZM180 74V75H178L177 76V74ZM197 73H198V75H197ZM216 73H217V75H216ZM221 73L223 74V76L221 77L220 75H221ZM238 73H240V74H238ZM257 73V74H256ZM12 74V75H11ZM36 74V75H35ZM49 76H48V75ZM61 74V75H60ZM65 74V76H63ZM75 74H76V76L78 77V78H85L84 80L86 81V79H87V76H88V82L89 81H91V82H89L90 84H88V82L87 83H83V82H85L84 80L81 82L80 81V79H78L76 76H75ZM98 74V75H97ZM102 75V76H100V77H103L104 78V76H105V74H106V78L104 79L105 81H103V78H99V79H101V82H100V80L97 78V76L99 77V75ZM130 74H132V75H130ZM137 74V75H136ZM145 74V75H144ZM154 74V75H153ZM163 74V75H162ZM168 74H169V76H168ZM174 75V77H173V75ZM202 74H205V75H202ZM238 75V77L237 76H235V75ZM243 74V73H242ZM32 75H34V76H32ZM37 75H39V76H37ZM44 75V76H43ZM108 75H109V77H111V79L108 77ZM130 75V76H129ZM153 75V77H151ZM156 75H158V76H156ZM200 75H202V76H206V77H202L201 78V76ZM219 75V76H218ZM233 75L235 76V77H233ZM255 75H257L258 77H255ZM12 76V78H10ZM17 76H18V78H23V79H25V80H23L22 78H21V81H17L18 80V78H17ZM29 76H31V77H29ZM60 76H61V79H59L60 78ZM68 76V77H67ZM75 76V77H74ZM81 76H83V74L81 75ZM92 76H95V77H92ZM113 76V77H112ZM119 76V77H118ZM128 76V77H127ZM164 76V77H163ZM195 76H200V80H198L197 81V79L195 78ZM241 76V77H240ZM13 77H16L15 79H17V80H15L14 81V85L11 83V82H13ZM37 77H38V79H37ZM47 77H49L50 79H48ZM57 77H59V78H57ZM69 81L70 80V78H71V81H69V83H74V85L72 84V86H71V84L69 85L68 84V82H67V80L65 79V78ZM116 77H118V78H116ZM127 77V78H126ZM130 77H132V78H130ZM155 77V78H154ZM163 77V78H162ZM168 77V78H167ZM192 77V78H191ZM211 77H212V79H211ZM216 77V78H215ZM238 78V80L236 81L235 79H237ZM244 77V78H243ZM259 77H260V79H259ZM3 78V79H2ZM30 78V79H29ZM31 78H33V79H31ZM45 78V79H44ZM46 78H47V80H46ZM57 80V82L56 83H58V84H56V83H54L53 81H56L55 79ZM69 78V79H68ZM78 79V81L79 82H81V83H79L80 84V86H79V84L76 86V83H77V80H75V82H74V79ZM121 78V79H120ZM131 80H130V79ZM157 78V79H156ZM167 78V79H166ZM174 78V79H173ZM194 78V79H193ZM215 78V79H214ZM219 78V80H217ZM239 78L241 79L242 78V80L243 81H241V80H239ZM5 79V80H4ZM27 79V80H26ZM28 79H29V81H28ZM94 79H97V80H94ZM107 79V80H106ZM113 79V80H112ZM121 80V81H124L125 79H126V81H127V83H124V82H122V83H120V81H118V80ZM129 79V80H128ZM135 79H136V82H135ZM151 79V80H150ZM153 79V80H152ZM171 79H173L174 81H172ZM175 79H177L176 81H175ZM193 79V80H192ZM196 79V82L194 81ZM229 79H231V82H232V80H233V82H235V83H231L230 81H228ZM249 79H251L252 81H248ZM256 79H257V81H260L261 82V79H262V84H260V82H257L256 81ZM20 80V79H19ZM33 80V84H31V82L30 81H32ZM43 80H44V82H43ZM58 80H59V82H58ZM64 80V81H63ZM66 80V81H65ZM93 80V81H92ZM109 80H111V81H109ZM157 80H159V81H157ZM166 80V81H165ZM169 80H171L172 82H175V84H176V82H177V89L176 88H174L175 86H174V84L170 81V83L168 84V82H169ZM204 82L203 84H202V81ZM210 80H212V81H210ZM235 80V81H234ZM256 81V84H255V82H254V84H253V81ZM6 81H7V83H6ZM17 81V82H16ZM25 81V82H24ZM26 81H28V82H26ZM48 81V82H47ZM60 81H63V83H61ZM96 81H98V84H99V86H97L98 84H97V82ZM109 81V82H108ZM113 81V82H112ZM117 82V84H116V82ZM128 81L130 82V81H132V82H130V83H132V84H130V83H128ZM133 81H134V83H133ZM138 81V82H137ZM153 81V82H152ZM155 81V82H154ZM161 81V83H159ZM199 81H200V84H199ZM208 81V84L207 85H209L207 88H206V82ZM241 81V82H240ZM26 83V84H31L30 86L29 85H24V84H21V83ZM30 82V83H29ZM36 82V83H35ZM48 84H47V83ZM51 82V83H50ZM64 82L67 84V85H69V86H67L66 84L63 86V84H64ZM93 82H95L96 84V86L94 87V83ZM105 83V87H101L102 85H103V83ZM115 82V83H114ZM118 82H119V84H118ZM167 82V83H166ZM178 82H180V84L178 85ZM189 82H193V83H189ZM238 82V83H237ZM18 84V83H20V85H17V88L15 87L16 86V84ZM92 83H93V86H92ZM100 83H102V84H100ZM113 83V84H112ZM135 83H138V84H135ZM140 83V84H139ZM143 83V84H142ZM164 83V84H163ZM165 83L166 84H168V87L167 88H165L167 85H165ZM221 83V84H220ZM247 83V84H246ZM34 84H36V85H34ZM39 84H40V86H39ZM42 84V85H41ZM46 86V87H42V86H44V85ZM60 84H62V86H63V88H67L69 91L72 89H74L73 91H75V90H78V91H76L75 93H73V91H70L73 95L75 94V96L74 97H76V99L78 100H76V99H74V101H73V95L71 94H69V92H67V91H65V89L63 90V88H60L61 87V85ZM81 84H83V85H81ZM85 84H88L87 86L85 85ZM111 84V85H110ZM122 84V85H121ZM146 84V85H145ZM186 84V85H185ZM212 84V85H211ZM225 84V85H224ZM227 84H229V86H230V88H228V90L230 89V91H232V93H233V91H234V95H232V93L230 92V91H228L227 90V88L225 87V86H227ZM235 86H234V85ZM236 84L237 85H240L241 84V87H238V86H236ZM249 84V86L251 85V84H253V88H251V86L249 87V86H247ZM5 85H7V86H5ZM9 85V86H8ZM21 85H22V87H21ZM23 85L25 86V88L23 87ZM35 86V88H34V86ZM54 85H56V87H54ZM101 85V86H100ZM107 85L110 87V86H112V87H114L115 88V90H114V92L115 91H117V93L115 92V94H118V95H116L117 97L116 98H114L113 96H114V92H111V93H109L110 91H109V89L111 88H109V87H107ZM117 85H119L120 86V89H119V87L117 88ZM126 85H129L127 88H126ZM133 85L136 87V89L133 87ZM143 85V86H142ZM188 85V86H187ZM242 85L244 86L243 88H242ZM245 85H246V87H245ZM256 85V87L254 88V86ZM13 86V87H12ZM20 86V87H19ZM28 86V87H27ZM32 86H33V88H32ZM52 86V87H51ZM60 86V87H59ZM65 86H67V87H65ZM73 86H75L74 88H73ZM81 86H84V87H81ZM104 86V85H103ZM140 86H141V88L142 87H144V86H146L145 87V89L146 90H144V88H142V91H141V88H140ZM171 86H174V87H171ZM181 86V88H178V87H180ZM197 87V89L199 88V89H201V90H197L196 89V87ZM212 86V87H211ZM217 86H219L218 87V89L219 88H221L222 90H219L220 92H222V93H224V94H221V93H219L218 91H216L218 94H219V96L220 97H222L221 95H223L224 97H225V99L223 98H221V100H220V97L218 96V94L215 92V90H216V87ZM5 87V88H4ZM15 87V89H17L18 90V93L19 94H17V92H16V90L14 91V88ZM31 87V88H30ZM69 87V88H68ZM70 87H71V89H70ZM78 87V88H77ZM87 87V88H86ZM89 87H91L90 89H89ZM92 87L94 88V89H92ZM140 88V90H139V88ZM149 87L151 88L150 90H149ZM194 87H195V89H194ZM211 87V88H210ZM213 87H215V89L213 88ZM237 87V88H236ZM247 87H248V91H246L247 90ZM258 87V88H257ZM19 88V89H18ZM27 88V89H26ZM49 88H51V89H49ZM60 90H59V89ZM109 88V89H108ZM114 88H111V90L113 91V89ZM116 88H117V90H116ZM132 88V90H130ZM133 88H134V90H133ZM158 88V89H157ZM233 88V89H232ZM23 89H26V90H28V91H31V90H33V91H31V93L32 94H30V92L28 93V91H24ZM42 89H44V90H42ZM48 89V90H47ZM53 89L57 92V93H55V91H53ZM83 89V90H82ZM87 89H88V91H87ZM127 89H129V90H127ZM164 89H169L170 91H167V90H164ZM171 89H172V91H174V95H172V97H171ZM176 89V90H175ZM235 89V90H234ZM238 91H237V90ZM249 89H250V91H251V93H249L250 91H249ZM252 89H253V91H252ZM254 89H255V91H254ZM20 90V91H19ZM23 90V91H22ZM46 90H47V92H46ZM103 90V91H102ZM105 90L107 91H109V92H106V94L108 93V95H106V97L104 96V92H105ZM119 90V91H118ZM161 90V91H160ZM196 90V91H195ZM208 90H209V93H208ZM212 90V91H211ZM223 90H225V92H226V95H225V92H223ZM257 90V91H256ZM261 90H262V92H261ZM35 91V92H34ZM53 91V92H52ZM82 91H86L87 92V94L89 95H87V94H83V93H86V92H83L82 93ZM126 91H128V92H126ZM135 92V93H133V92ZM138 91V93L136 94V92ZM139 91H140V93L141 94H143V95H141V94H139ZM144 91H146V92H144ZM176 91V92H175ZM182 92L181 94L179 93V92ZM197 91H200V92H197ZM204 91V92H203ZM210 91H211V94H210ZM12 92V94H10ZM25 92V93H24ZM34 92V93H33ZM63 92H65L63 95H62V93ZM80 92H81V94H80ZM143 92V93H142ZM187 92V93H186ZM196 92H197V94H199L200 95V97L196 94ZM203 92V93H202ZM213 92V93H212ZM231 93V94H229V93ZM237 92H238V94H237ZM255 92V93H254ZM261 92V93H260ZM17 95V99L20 97V96H18V95H24V96H21V99L19 98V100L17 101V99H16V95ZM21 93V94H20ZM46 93H50V94H46ZM59 93L64 97H66L65 99H69L70 100V98H71V102L70 101H68V100H65L61 95H59ZM70 95H68V94ZM77 93V94H76ZM124 94L125 95V97L123 96V95H121V94ZM200 93H202V94H200ZM207 95H209V96H207ZM227 93H228V96H229V99H230V97H232L231 99H232V102H233V106L231 107V99H230V101L228 102V97H227ZM236 93V94H235ZM254 93V94H253ZM40 96H39V95ZM51 94L53 95V96H51ZM58 94V95H57ZM66 94H67V96H66ZM90 94H92V95H99L97 98H100V96H101V99H96V101H95V98L93 97V99H91V97H92V95H90ZM113 94V95H112ZM126 94H128V95H130V96H126ZM172 94H173V92H172ZM240 94H242V95H240ZM249 94V95H248ZM253 94V95H252ZM258 94H260V95H258ZM262 94V95H261ZM12 95V97H10ZM14 95V96H13ZM31 95V96H30ZM57 95V96H56ZM81 95V97H79ZM85 95V96H84ZM90 97V99L87 97ZM112 96V97H110V96ZM138 95H141V96H138ZM183 95V96H182ZM186 95V96H185ZM206 95V96H205ZM215 97V96H217V97H213V96ZM245 95H247V96H245ZM253 96V98L251 99V97L250 98H248L249 96ZM25 96H27L26 98H25ZM31 98V99H29V97ZM34 96V97H33ZM38 96V97H37ZM43 96H45L44 98H43ZM70 98H69V97ZM72 96V97H71ZM102 96L103 97H105V98H107V99H105V98H102ZM107 96H109V98H111L113 101H111V102H109L110 100H109V98L107 97ZM136 96H138L137 97V100H136V102L135 101H133L134 99H136L135 97ZM143 96V97H142ZM144 96H145V98L148 100V98L150 97L151 98V96L153 97V99L151 98H149L150 99V101L152 102V103H150L149 101H145L143 98H144ZM158 97V99H157V97ZM196 96V97H195ZM234 96H236L235 98H234ZM238 96V97H237ZM241 96V97H240ZM258 96H259V98H258ZM261 96V97H260ZM9 97L10 98H12V99H9ZM22 97H24L25 98V100L23 99L22 100ZM57 97V98H56ZM63 99H62V98ZM78 97V98H77ZM83 97H85V98H88L89 100H86L85 101V98H83ZM122 97H124L123 99H126V97H127V99H126V103L125 104H127L126 106L124 105V103L123 102H125V100H123L122 99ZM132 97H134V99L132 98ZM154 97H156V99H157V101H156V99L154 98ZM159 97L162 99H160L159 100ZM181 98L180 100L177 98L176 100L174 99V98ZM186 97H187V99H186ZM197 97H199V98H203L204 97V99H202V100H197L198 98ZM209 97H213L215 100H210V98ZM243 97V98H242ZM16 100H15V99ZM29 100H31V101H27L28 99ZM39 98H41V100L39 99ZM79 98H82V99H79ZM138 98H140L141 99V101H139L138 100ZM167 100H166V99ZM170 100H169V99ZM173 98V99H172ZM207 98H209V99H207ZM218 98V100H216ZM227 98V99H226ZM248 98V99H247ZM10 100V102H12V103H8V101ZM35 100V102H33L34 100ZM84 99V100H83ZM105 99V100H104ZM121 99H122V101H121ZM130 99V100H129ZM131 99H133V100H131ZM171 99H172V101H171ZM183 99H184V101H183ZM192 99V100H191ZM208 101L209 100V102H207V103H209L208 105H206L207 103H206V100ZM246 99V100H245ZM260 99V101H257V100H259ZM20 100H22V101H20ZM38 100H40V101H38ZM51 100V101H50ZM53 100V101H52ZM63 100H65V102L63 101ZM75 100H76V102H75ZM93 100V102H90V101H92ZM100 100V101H99ZM101 100H103L104 101V103H106V102H109V104H107L106 103V105H108V106H106L107 108V110L106 109H104L105 108V106H103V105H105L104 103H103V101H101ZM109 100V101H108ZM154 100V101H153ZM163 100L165 101V102H163ZM191 100V102H193L194 103V105H197L198 106V104L200 103L201 105L199 106L202 110H200V108H197V106H194V105H190L191 104V102L189 103V101ZM196 100H197V102H196ZM203 100H205V102L203 101ZM220 100V105L219 104H217V103H219V102H215V101H219ZM227 100V101H226ZM235 100V101H234ZM239 100V102L237 103V101ZM244 100L245 101H247L246 103H244ZM256 100V101H255ZM2 101L0 100V102L2 103ZM21 102V103H23V108H21L22 107V104L19 106V103L17 104V102ZM23 101H26V102H23ZM37 101H38V103H37ZM48 101H50V105L48 106ZM61 102V103H59V102ZM68 101V102H67ZM89 101V102H88ZM94 101H95V107H96V105H97V108H94V106H92L93 104H94ZM98 101V102H97ZM117 101H118V103L120 102V103H123L122 104V106H119V105H121V104H116L117 103ZM131 101H133V103H131ZM137 101H138V103H137ZM158 101H160V102H158ZM174 101H176V103H175V106H174ZM181 101H182V103H184L183 105H182V103H181ZM211 101H213V102H211ZM16 102V104H14L15 106H13V103H15ZM29 102H31V104L29 103ZM45 102H47L46 104H45ZM73 102H74V105H73ZM82 102V103H81ZM88 104H87V103ZM135 102V103H134ZM147 102H148V106L146 105L147 104ZM155 102V103H154ZM170 104H169V103ZM177 102H179L180 103V105H181V108H180V106H179V104H177ZM199 102V103H198ZM204 103V105L202 104V103ZM243 102V103H242ZM263 102V103H262ZM0 103V104H1ZM33 103H35V104H33ZM52 103V104H51ZM54 103V104H53ZM60 104V105H58V104ZM67 103V105H65ZM70 103V104H69ZM80 103H81V105L83 104V105H86V107H83L84 109L86 108V109H88V110H83L81 107L83 106H81L80 105ZM86 103V104H85ZM91 103H93V104H91ZM99 103H100V105L101 106H103L104 108V111H103V113L101 112V110H102V107L101 106H99ZM101 103H103V104H101ZM111 103V104H110ZM129 103V104H128ZM131 103V104H130ZM189 103V104H188ZM192 103V104H193ZM196 103H198V104H196ZM206 103V104H205ZM213 103V104H212ZM221 103H223V104H221ZM241 103L243 104V105H241ZM9 104V105H8ZM24 104H29L30 106H24ZM37 104L40 106V107H45V109H42V108H38V106H37ZM45 106H44V105ZM79 104V105H78ZM91 104V105H90ZM137 104V105H136ZM138 104H139V106L141 105V104H143L141 107H139L138 106ZM150 104H152L153 105V107H154V110H153V107L152 106H150ZM171 104H173V105H171ZM210 104H211V106H210ZM240 105V106H235V105ZM253 104V105H252ZM255 104V105H254ZM256 104H258V105H256ZM35 106V108L34 107H32V106ZM43 105V106H42ZM72 105H73V108H72ZM110 105V106H109ZM113 105V106H112ZM114 105H116V107L114 106ZM129 105V106H128ZM134 105V106H133ZM144 105H145V107L147 106L148 108H149V110H148V108L146 109L145 107H144ZM158 105L160 106V107H158ZM187 105H190L188 108H187V112H189V113H186V109H185V111L183 112V110H184V106H187ZM223 105V106H222ZM245 105V106H244ZM7 106L9 107V108H11V107H16V108H18L19 109V107H20V109L19 110H17L16 111V108L14 109V108H11V110L12 111H10L9 110V113H8V109H7ZM54 106V107H53ZM57 106V107H56ZM64 106H66V107H64ZM74 106H76V107H74ZM78 106H81V107H79V108H77ZM89 106H92L93 107V109H92V107L90 108ZM99 106V107H98ZM127 106H128V110H130V112L128 111L127 112V110H126V112L124 113V114H122L123 113V111H125V109L127 108ZM138 107L137 108V111L135 110V111H131V107H133V110L136 108V107ZM152 108V113L151 114H154L153 112H155V114L154 115H150V107ZM195 107V112H194V108H192V107ZM204 106V107H203ZM205 106H206V108H205ZM207 106H210L209 107V109H210V111L211 112H208L209 111V109L207 110ZM216 106H217V108H216ZM222 106V107H221ZM226 106H230L229 108L227 107L226 108ZM28 108L27 110L28 111H31L32 112V110H31V108L34 110V112H33V114L31 113V112H29L28 113V111L26 110V109H24V108ZM31 107V108H30ZM59 107L60 108H63L62 109V111L63 112H61V109H59ZM67 107H70L71 109L69 110H67ZM117 108V107H123V108H121L120 110L117 108V109H110V108ZM125 107V108H124ZM183 107V108H182ZM214 107V108H213ZM237 107H239L238 108V110H235L234 111V109H237ZM244 107V108H243ZM246 107V108H245ZM256 107V108H255ZM36 108H38L37 110L39 111V109H42L41 110V113H39L40 115L41 114H43V115H41L42 116V118H41V116L40 115H38L37 114V112H35L36 111ZM48 108H49V110L50 111H48ZM75 108V109H74ZM77 108V109H76ZM99 108H101V110L99 109ZM155 108H156V110L157 111H155ZM190 108H192V109H190ZM205 108V109H204ZM211 108H213V110H211ZM231 108V109H230ZM232 108H234V109H232ZM252 108L254 109L253 111L254 112H256V110L258 111L257 113H256V115H258L257 117H255V116H253V117H255V119H257L258 121H256L255 122V119H253L252 118V115H251V113H250V110H252ZM7 109V110H6ZM14 109V110H13ZM23 109V110H22ZM81 111H80V110ZM90 109H92V111H90ZM138 109H140V111L141 110H143V111H139ZM145 109V110H144ZM160 109H161V111H160ZM178 109H179V111H178ZM181 109V110H180ZM183 109V110H182ZM197 109H199V110H197ZM220 109V111L221 110H223V111H218ZM226 110V112H225V110ZM239 109L241 110L240 112H239V115H237L236 116V114L238 113V111H239ZM259 109H261V111H263V112H260V110ZM26 110V111H25ZM45 110V111H44ZM65 110H67V112L65 111ZM80 111V113L78 112V111ZM94 110H97V111H95V112H93ZM102 113H100L99 111ZM110 110H111V112L112 113H114V114H111L110 115ZM148 112H147V111ZM190 110H193V112L192 111H190ZM203 110H205V114L207 115V117H208V115H210L211 113H212V115L210 116V117H212V116H215V117H213V118H211V120H213V124L211 123L212 121H206V120H209V119H207V117L204 119V117L206 116H204V114H203ZM207 110V111H206ZM227 110H229V111H227ZM6 111H7V113H6ZM18 112V113H16V112ZM22 111H24V113L22 112ZM44 111V113H42ZM82 111H85V112H82ZM87 111V112H86ZM107 111V115L106 114H104L105 112ZM109 111V112H108ZM116 111H120V112H116ZM150 111V112H149ZM183 112V113H185L184 115V118H183V121H185V122H181V123H185V124H181L180 122H178L179 120L180 121H182L181 119H182V117H183V113H181V112ZM213 111H215V112H213ZM219 112L218 114L219 115H214V114H217L216 112ZM243 111V112H242ZM249 111V112H248ZM2 112H3V114H2ZM13 112V113H12ZM15 112V113H14ZM19 112H21L20 113V116H21V118L20 117H18L19 116ZM27 114H26V113ZM48 112H50V113H48ZM77 112H78V114H77ZM89 112H91V114L89 113ZM92 112L94 113L93 115H94V117H93V115H92ZM100 113V114H98V113ZM135 112H137V113H135ZM159 112V116H161V117H159L158 115H157V113ZM163 113V115H162V113ZM190 112H192L193 113V115H195V113H196V115L198 114V113H200V114H198V116L196 117V115L193 117V115L190 113ZM208 114H207V113ZM229 112V113H228ZM235 114H234V113ZM237 112V113H236ZM11 113H12V115H11ZM64 113H66V116H64L63 117V115L62 114H64ZM67 113H68V115H70L71 117H73V118H70V117H68V115H67ZM86 113L88 114V115H86ZM97 113V114H96ZM116 113H118V114H122V115H127V118H126V120L123 118L124 116H122V119L120 118V120H122V121H120L119 120V118L118 117H120V116H118V114L116 115V116H118L116 119H115V116L113 117V115H115ZM127 113H129V114H127ZM138 113H139V116H141V118L138 116L137 118H140L141 120H137L136 119V116L138 115ZM140 113L141 114H145L146 113V116L144 115H140ZM148 113V114H147ZM181 113V114H180ZM228 114V119H226V121L224 120L225 119V117L224 116H226L225 114ZM233 113V114H232ZM241 113H243V114H241ZM261 113V114H260ZM6 114V115H5ZM13 114H15V115H13ZM30 114V115H29ZM37 116H36V115ZM45 114H46V118L47 117H49V115H50V117L49 118H51L52 119V121H51V119H49V118H47V121H45L44 119H45ZM57 114V115H56ZM76 114V115H75ZM80 114V115H79ZM82 114H84V116L82 117ZM134 114H136V115H134ZM190 115V119H192L193 120V122H192V120L190 121L189 120V118H187L186 116H188V115ZM201 114H203L202 115V117H203V119H201L202 117H201ZM220 114H222V116L220 115ZM246 114V115H245ZM248 114V115H247ZM249 114H250V117H249ZM10 115V118L8 117ZM18 115V116H17ZM24 116V118H25V116L27 117V118H25V120H24V118H22L23 116ZM32 115H34L33 117H32ZM53 115H55V116H53ZM62 115V116H61ZM75 115V116H74ZM91 116V118L92 119H89L90 118V116ZM130 115H131V117L132 118H130ZM166 115L168 116L167 118L169 119L170 118V115L172 116L171 118H170V120L172 121V122H168V120H167V118H166ZM177 115V116H176ZM181 115H182V117H181ZM224 115V116H223ZM242 117H241V116ZM11 116H13L12 117V121H13V123H15L16 124V128H13L12 127V125L14 126L15 124H13L12 123V121H11ZM31 116V117H30ZM37 118H36V117ZM52 116V117H51ZM79 116V117H78ZM99 116V117H98ZM103 116H105L104 118H103ZM108 116V117H107ZM128 116H129V119H128ZM157 116V117H156ZM163 116H165L164 118L166 119V120H164V118H163V122H164V124L163 123H161L162 121V117ZM180 116V117H179ZM218 116H221L222 117V119H221V117H218ZM247 116L249 117V118H247ZM3 117V118H2ZM15 117H16V119H15ZM19 119H18V118ZM29 117V118H28ZM38 117L42 120H44V121H42V123L40 122L41 120L40 119H38ZM61 117H63L64 119H62ZM65 117H66V119H68V120H66L65 119ZM75 117V118H74ZM84 118L83 120L81 119V122H80V118ZM95 117H96V119H95ZM110 117V118H109ZM142 117H143V119H142ZM156 117V121H153V120H155L154 118ZM159 117V118H158ZM179 117V119H178V121L176 120V124H178V123H180L179 125H176L175 123H174V118H178ZM196 117V118H195ZM227 117V116H226ZM236 117V118H235ZM240 117V118H239ZM2 118V119H1ZM4 118H5V120H4ZM8 118V119H7ZM30 118H31V120H33L32 118H36V119H38L37 121H35L36 119H34V121H31L30 120ZM85 118H87V119H85ZM93 118L95 119V120H97L98 119V121H95V120H93ZM106 118H109L110 120H108V119H106ZM147 118H150V119H147ZM153 118V119H152ZM186 118V119H185ZM195 120H194V119ZM199 118V119H198ZM214 118H215V120H214ZM242 118V119H241ZM248 119V121H247V119ZM13 119H15V120H13ZM24 120V121H21V120ZM28 119V121H26ZM54 119H55V121H54ZM100 119V120H99ZM112 119V120H111ZM114 119V120H113ZM145 119H147L146 121H145ZM152 119V120H151ZM157 119L160 121H157ZM232 119V120H231ZM235 119V120H234ZM241 119V120H240ZM243 119H245V121L247 122V123H245V121L243 122ZM251 119V120H250ZM254 120V122H255V126L257 125V123H259L255 128L254 127H252L254 124V122H252L253 120ZM17 120H20V121H18L19 123H17ZM57 120V121H56ZM63 120V122H65V124H66V122L68 123L66 126H68L69 125V127H65L63 124V122H61V121ZM65 120V121H64ZM73 120H75V122L73 121ZM92 120V122L93 123H95V122H99V124L97 125L96 123L95 124H93L92 122L90 123V121ZM106 120V122H104ZM116 120V121H115ZM119 120V121H118ZM130 120V121H129ZM133 120H136V121H133ZM169 120V121H170ZM203 120H205V121H203ZM238 120H240V121H238ZM259 120H261V121H259ZM10 123H9V122ZM25 121H26V123H25ZM39 121V123H37ZM71 121H73L75 124V128H79L80 129V131L78 130V128H77V131H76V129L75 128H70V127H74V125L72 126V124L73 123H71L70 124V122ZM110 121V122H109ZM111 121H112V123H111ZM117 122V123H115V122ZM123 121H125V122H123ZM127 121V122H126ZM129 121V122H128ZM143 122V125L145 124L146 126H147V124H149L148 125V128L147 127H145L146 129L144 130L143 128H141V129H143L142 130V134L144 133V131H145V133H147L148 134V130H149V133H154L156 130V132L153 134V136L151 135V134H148V136L150 137V135H151V137H153V139L152 138H149L148 136H146L145 134V136L147 137H145V136H143L140 132V130L141 129H139L138 130V132H137V135H135L136 134V132H135V130H137L138 128H136L137 127V123H139V122ZM168 122V124L170 123V125H168V124H165V123H167ZM199 121H201V122H203V124H202V126H201V129H199L200 128V125H199V127H198V124H201ZM219 121H220V123H221V125L220 124H218L219 123ZM224 121V122H223ZM227 121H229L230 123H229V127H228V125L226 124V122ZM234 121V122H233ZM243 123H242V122ZM250 121V122H249ZM6 122H7V124L9 123V125H7V127L5 126L6 125ZM22 122H24V124H22ZM27 122H28V125H27ZM30 122V123H29ZM32 122H34V123H37V124H40L39 125V127H34V126H37V124L36 125H33V124H31ZM53 122V123H52ZM55 122H57V123H55ZM77 122V123H76ZM86 122V123H85ZM87 122H89V123H87ZM119 122H121V123H119ZM124 124H123V123ZM131 122H133L134 124H135V122H136V124L135 125H133V126H131L130 124H131ZM146 122H148L147 124H146ZM156 123V122H158L159 123V125H161L160 127L159 126H157L158 125V123H156L155 125H153L154 123ZM178 122V123H177ZM186 122H188L187 123V125H186ZM191 122V123H190ZM196 122H197V124H196ZM205 122V123H204ZM215 122V123H214ZM217 122V123H216ZM237 122H238V124H241V125H237ZM249 122V123H248ZM260 122H261V124H260ZM4 123V124H3ZM21 123V124H20ZM46 123V124H45ZM61 123H63V124H61ZM79 123V124H78ZM81 123H83V124H81ZM85 123V124H84ZM104 124L105 125V127L103 128V126L104 125H101V124ZM108 123V124H107ZM110 123L111 124H114L113 126H107V125H110ZM121 124L120 126H118L119 124ZM130 123V124H129ZM152 123V124H151ZM161 123V124H160ZM172 123V124H171ZM193 123H194V125L195 126H197L196 128H195V126L193 125ZM209 125H208V124ZM211 123V124H210ZM252 123V124H251ZM18 124V125H17ZM19 124H20V126H19ZM30 124V125H29ZM44 124L45 125H47V126H44ZM49 124H54L53 126H49ZM59 124H61L60 126H62L61 128L63 129L64 127H65V129L66 128H68L69 129V131L70 130H73V129H75V131H71V132H69L67 129L65 130V129H63L64 131H67V132H63V130L62 129H59V131H58V128H60L59 127ZM78 124V125H77ZM89 124V126L90 127H92V129H90L89 128V126H87ZM116 124V125H115ZM126 124V125H125ZM141 123H139L138 124V127L140 126V127H144V126H142V125H140ZM175 124V125H174ZM217 124H218V126H217ZM263 124V125H262ZM25 126L24 127V129L23 130H25L24 131V134L27 132H29V134H26L27 136L29 135V137H31V139H27V137H26V135H24L23 134V131L21 130L22 129V127L23 126ZM26 125H27V127H26ZM31 125L34 127V130H36L37 128L39 129L40 128V130L38 131V130H36L35 132H33L34 130H32V132H30L31 131ZM55 125H57V127L58 128H55ZM71 125V126H70ZM80 125V126H79ZM81 125H84L83 126V128L81 129L80 127H81ZM125 125V126H124ZM165 126V127H162V126ZM168 127H167V126ZM173 125V126H172ZM185 125H186V127L188 126V128L186 129V127H185ZM212 125V127H210ZM216 125V127H214ZM223 125H226V126H223ZM234 125V126H233ZM236 125V126H235ZM251 125V126H250ZM3 126V127H2ZM9 126V127H8ZM30 126V127H29ZM98 126V127H97ZM102 126V127H101ZM116 126H117V128H116ZM121 126H122V128H121ZM123 126L124 127H126L127 128V126H128V129H125V130H127V131H125L124 129H123ZM130 126H131V129L129 130V128H130ZM136 126V127H135ZM155 126V127H154ZM169 126H170V128H169ZM178 126H179V128H178ZM184 126V127H183ZM206 126L209 128V129H206ZM220 126V128H217V127H219ZM242 126V127H241ZM250 126V127H249ZM260 126V127H259ZM263 126V127H262ZM15 127V126H14ZM21 129H20V128ZM44 127V130L45 129H47L46 131H49L48 130V128H50V130L52 129L53 131H55V129L57 130V131H55L54 133H50V131H49V135H51V136H47V133L45 132V134L43 133L44 131H42L43 129L42 128ZM97 127V128H96ZM107 127V128H106ZM109 127V128H108ZM133 127L134 128H136L135 130H133L135 133H133L132 132V129H133ZM139 127V128H140ZM161 127H162V129H161ZM166 127L167 128H169V129H166ZM172 127V128H171ZM174 127H176V128H178V132L179 133H181V134H179L177 131H176V128H174ZM182 127V129H183V131H184V128L186 129L185 130V132L184 133H182L183 131H179V130H182V129H180ZM203 127L205 128V130L207 131V130H209V131H205V132H203ZM223 127V129H221ZM228 127V128H227ZM4 128V129H3ZM9 128V129H8ZM26 128H28V131L26 130ZM36 128V129H35ZM88 128V129H87ZM101 128V129H100ZM103 128V129H102ZM114 128V129H113ZM120 130H119V129ZM151 128V129H150ZM157 128V129H156ZM195 128V129H194ZM197 128H198V130H197ZM214 128H216L215 130L216 131H214ZM230 128V129H229ZM251 128H252V130H251ZM7 129H8V131H7ZM14 129V131H15V135H16V137H11V140H9V136L10 135H13L14 134V132L12 131V130ZM17 131H16V130ZM30 129V130H29ZM33 129V128H32ZM42 129V130H41ZM95 129V130H94ZM121 129H123V131L121 132ZM192 129V131H190ZM212 129V130H211ZM217 129H219V131L217 130ZM226 129V130H225ZM235 129V130H234ZM246 129H247V132H246ZM256 129H258V131L256 130ZM2 130V131H1ZM4 130H6V136H5V138H4V136H1V134L3 133V132H5ZM19 130V131H18ZM51 130V131H52ZM83 130H84V132H83ZM87 130V131H86ZM114 130L116 131V132H114ZM152 130V131H151ZM155 130V131H154ZM158 130H160L161 132H159ZM167 130L169 131L170 130V132H167ZM175 130V131H174ZM187 130H189V131H187ZM197 130V131H196ZM211 130V131H210ZM220 130H222V131H220ZM232 130H234L232 133L230 132V131H232ZM236 130H239V131H236ZM249 130H251V134H250V136H248V134H245V133H250L249 132ZM255 130V131H254ZM261 130V131H260ZM41 131V132H40ZM52 131V132H53ZM63 132L62 134L61 133H59V132ZM91 131V132H90ZM129 131H131L133 134H131V132H130V134H129ZM140 131V132H139ZM167 132L166 134L167 135H165L164 133L165 132ZM172 131H173V133L175 132V133H177V134H173L172 135ZM186 131L187 132H192L191 133V136H190V133H186ZM194 131H196V132H194ZM199 131H201V133H199ZM214 131V132H213ZM253 131V132H252ZM11 132H12V134H11ZM17 132H19V134L17 133ZM20 132H22V133H20ZM37 132H39L40 133V135H38V137H37V135H36V133ZM58 132V133H57ZM74 132V133H73ZM85 134H83V133ZM87 132V133H86ZM120 132V135L118 134L117 135V133H119ZM125 132H127V133H125ZM209 132V133H208ZM213 133V135H214V133L215 132H219V135L217 136V134L218 133H215V137L212 135V134H210V133ZM228 132H230V133H228ZM31 133V134H30ZM32 133H35V134H33V135H35V138H33L34 136L32 135ZM76 133H78L77 135H76ZM122 133L124 134H127L128 135V139L126 138V136H125V134L122 136ZM141 134L143 137H142V139H140V136L141 135H139V134ZM157 133V134H156ZM186 133V134H185ZM194 133H196V135H199L201 138H203L202 136H204L205 135V133H208V134H206V136H204L205 137V140H204V138H203V140L204 141H208L207 143H205V147H204V142H203V140H202V142H201V140H198V139H200V137H198V136H196ZM221 133V134H220ZM222 133H225V134H223V135H225L223 138L224 139H228V141L226 142V140H224L222 137H221V135H222ZM243 133H244V135H243ZM70 134V135H69ZM74 134H75V136H76V138H75V140L74 141H76V143L73 141V138L75 137L74 136ZM91 134H92V136H91ZM95 134V135H94ZM168 134H170L169 135V139H170V136H171V139L169 140V142H166V140H168V138H166V139H164L165 138V136H167L168 137ZM186 135V136H184V135ZM230 134H232V136L233 137H230L229 138V136H230ZM235 134V135H234ZM254 134H256L255 136H254ZM260 134V135H259ZM14 135V136H15ZM18 135H21V136H19L18 137ZM45 137H44V136ZM55 135V136H54ZM62 135V136H61ZM65 135H66V137H67V135L69 136V137H65ZM72 135V136H71ZM84 135V137L85 138H83L82 136ZM114 135V136H113ZM133 135H135L134 137H133ZM162 135V136H161ZM189 135V136H188ZM202 135V136H201ZM210 135V136H209ZM222 135V136H223ZM228 135V136H227ZM241 136V138L239 139V137ZM247 135V136H246ZM33 136V137H32ZM39 136H41V137H44V138H46V136L47 137H49V140L47 139V140H44L43 141V139L41 138V137H39ZM56 136H58V137H56ZM59 136L60 137H62V138H59ZM113 136V137H112ZM116 136V137H115ZM118 136H120V137H118ZM124 136H125V138L127 139H125L124 138ZM131 136V137H130ZM187 137V138H184V137ZM194 136V137H193ZM228 138H227V137ZM234 136H237L236 137V139H238L237 141H235L236 139H234ZM259 136H263V138L261 139V141L259 140L260 139V137ZM18 137V138H17ZM21 137L22 138H26V140H23L22 139V143L23 144H25L26 145V147H28V148H26L27 150L25 151V152H18L17 151V154H19V153H21V154H19V155H16V150H14L13 148H12V146H11V144L15 141V140H21ZM28 137V138H29ZM53 137H55L56 139H62V140H66V141H61V140H56L55 138L53 139H51V138ZM73 137V138H72ZM80 137V138H79ZM88 137H90V138H88ZM96 137V138H95ZM123 137V138H122ZM174 137V138H173ZM179 139L180 137L181 138H183V140L184 141H186L187 140V143H189V145L188 146H186L185 144H184V141L182 142V140H178L177 138ZM188 137L189 138H191V140H188ZM207 137H209V138H207ZM251 137V138H250ZM259 139H258V138ZM15 138V139H14ZM38 138V139H37ZM65 138V139H64ZM92 138V139H91ZM113 140H112V139ZM121 139V142L119 141L120 139ZM132 138V139H131ZM133 138H136L137 140L136 141H131V140H133ZM144 138H146V141L144 142L143 141V139ZM149 138V139H148ZM154 138H156V139H158V142H157V140H156V143H159V142H161V143H159V144H154L153 142L155 141V139ZM177 139V140H175V141H177L176 143H175V141L173 142V140L174 139ZM193 138H194V140H193ZM197 138V139H196ZM216 139L215 140V144H219L218 146H216L214 143H212L211 141L213 140L214 141V139ZM249 138V139H248ZM253 138V139H252ZM42 139V140H41ZM50 139H51V141L53 140V142H51L50 141ZM69 139V140H68ZM72 139V140H71ZM76 139H78V140H76ZM83 139V140H82ZM86 139V140H85ZM116 139V140H115ZM119 139V140H118ZM125 141H127V144H126V142L124 143V140ZM153 140V141H151V140ZM206 139H208V140H206ZM229 139H230V143H229ZM245 139H246V141H245ZM257 140V142H256V140ZM5 140V141H4ZM9 140V141H8ZM28 140V141H27ZM36 140V142H37V146L36 145H33L35 142H32V141H35ZM38 140H41V141H38ZM54 140H56L58 143H56V141H54ZM99 140V141H98ZM135 140V139H134ZM140 140H142L141 142H140ZM148 140H149V142H148ZM163 140H165V141H163ZM195 140H197V141H195ZM222 142L221 144H223V142H224V144H225V142H226V144L227 143H229V144H223L222 145V148H224L225 146H227V147H225L224 149H226L224 152L226 153L227 151H229L228 153H227V155L223 152L222 153V148H221V145H220V142ZM7 141H8V143H7ZM12 141V142H11ZM25 141H27V142H25ZM30 141V143H28ZM46 141V142H45ZM47 141H48V143H47ZM50 141V142H49ZM70 141V142H69ZM79 141H84V142H80L79 143ZM89 141V142H88ZM92 141V142H91ZM94 141V142H93ZM115 141V142H114ZM173 142V144H174V146H173V144L171 143V142ZM180 142V144H179V142ZM190 141V142H189ZM191 141H193V142H195L194 144H193V142H191ZM235 141V142H234ZM254 141V142H253ZM260 141V142H259ZM10 142H11V144H10ZM38 142H39V145H38ZM42 142H45L46 143V145H45V143H42ZM55 142V143H54ZM65 142V143H64ZM74 142V143H73ZM113 142H114V144H113ZM123 142V143H122ZM129 142V143H128ZM133 142V143H132ZM136 142V143H135ZM138 142H139V145L137 146L136 144H138ZM144 142V143H143ZM166 142V144H163V143H165ZM197 142L199 143V145H200V143H201V147L200 148H202V149H200L199 148V145H196L195 146V144H197ZM209 142L210 143H212L211 145L209 144ZM217 142V143H216ZM246 142V143H245ZM33 143V144H32ZM52 143V145H50V144ZM63 143V144H62ZM89 143V144H88ZM96 143H97V145H96ZM104 145H103V144ZM108 143H110V144H108ZM141 143V144H140ZM143 143V144H142ZM170 143H171V147H168L169 145H170ZM182 143L184 144V146H181L182 145ZM233 143V144H232ZM236 143V145H234ZM257 143H258V145H257ZM262 144V147H261V149L259 150V148H260V146H261V144ZM6 144V145H5ZM27 144H29V145H27ZM47 144H49V145H47ZM54 144V145H53ZM57 144H62V145H57ZM67 145V146H65L64 147V145ZM69 144V145H68ZM78 144V146H76ZM81 144V145H80ZM87 144V145H86ZM134 144V145H133ZM147 144H148V146H147ZM150 144V145H149ZM152 144V145H151ZM161 144H163V149H162V145ZM169 144V145H168ZM176 144H178V147H180L181 146V148H178L177 147V151H175L176 150ZM190 144H192V145H190ZM260 144V145H259ZM33 145V148H31V146ZM40 145H42L41 147H40ZM89 145V146H88ZM92 145V146H91ZM96 145V146H95ZM113 145V146H112ZM120 145V146H119ZM123 145V146H122ZM130 145V146H129ZM133 145V146H132ZM140 145H142V146H140ZM164 145H166L167 147H165ZM209 145V146H208ZM213 145H215V146H213ZM229 145V146H228ZM232 145V146H231ZM252 145H254V146H252ZM255 145H257V146H255ZM36 146V147H35ZM45 146H46V148H45ZM48 146H49V148L52 150H50V149H48ZM51 146V147H50ZM68 146H71V147H68ZM82 146V147H81ZM84 146H85V149H84ZM111 148H110V147ZM117 146V147H116ZM129 146V149L127 148ZM137 148H136V147ZM141 148H140V147ZM145 146V147H144ZM150 146H153V147H151V149L150 150H148V152L146 151L147 149H149L148 147H150ZM155 146V147H154ZM173 146V147H172ZM190 146V147H189ZM195 146V147H194ZM216 147V148H218V150H219V148H221L222 150H221V153L222 154H220V151H218L216 148H209V147ZM224 146V147H223ZM245 147L244 149L243 148H241V147ZM2 147V148H1ZM10 147H11V149H10ZM59 147H60V149H59ZM63 147H64V149H63ZM74 147H78V148H80V149H76V148H74ZM88 147H90V149H88ZM116 147V148H115ZM135 147V148H134ZM159 147V148H158ZM187 147H188V149L190 148L191 149V147H194L192 150L194 151V150H196V152L194 151H192L193 152V154L194 155H197V157L196 158H190V157H193V156H191V155H189V154H192L191 153V151L190 150H188L187 151ZM249 147H250V149H249ZM43 148V149H42ZM45 148V149H44ZM53 148V149H52ZM55 148V149H54ZM62 148V149H61ZM86 148L88 149V150H86ZM114 148V150H111V149H113ZM124 148H125V150H124ZM155 148H157V149H155ZM161 148V149H160ZM172 148L174 149L175 148V150H172ZM184 149V150H181V149ZM231 148V149H230ZM241 148V149H240ZM248 148V149H247ZM33 149H34V151H33ZM47 149V150H46ZM67 149H68V151H70V153L67 151ZM96 149V150H95ZM116 149H117V151H116ZM134 149H138L137 151H135ZM146 151V153H144V154H142L143 152H144V150ZM154 149V150H153ZM158 149L159 150H161V152H162V155L163 156H161V152H160V154H159V152H158ZM167 149V150H166ZM168 149H170V151L168 150ZM178 149H180V150H178ZM200 149V150H199ZM204 149V151H201V150H203ZM211 149V150H210ZM235 150V151H232V150ZM238 149V151H236ZM13 150H14V152H13ZM31 150V151H30ZM45 151V152H43V153H45V156H44V154L42 153V151ZM60 150V151H59ZM65 151L64 152V155H63V152L62 151ZM74 150H76V154H75V151ZM94 150H95V152H94ZM109 150H110V152H109ZM129 152H128V151ZM132 150H134L133 152H132ZM141 150H142V152H141ZM207 150V152L206 153H210L211 151L213 152V154H212V158H210L211 157V153L207 156L206 154H204V155H206V157L205 156H203V157H201L202 155H203V153H205V151ZM215 150V151H214ZM27 151H29V152H27ZM37 151V152H36ZM59 153H58V152ZM90 151V152H89ZM92 151H93V153H92ZM98 151V152H97ZM112 151L114 152V151H116V152H114L113 154H110V153H112ZM155 151H156V154L157 155H160L161 157H164V158H159V156H157V157H155V159H154V156L156 155L155 154ZM168 153H167V152ZM181 151H186V153H188V154H186V153H184V152H180ZM198 151V152H197ZM200 151H201V153H200ZM12 152V153H11ZM62 154H61V153ZM125 152V153H124ZM139 152H140V154H139ZM172 154V158L173 159H171L170 157V153ZM172 152H175V154H174V156L176 157H174L173 156V153ZM176 152H178V154H176ZM217 152H219L218 153V157L217 158H214L213 156H217ZM14 153V155H12ZM30 153H31V155H30ZM49 155H48V154ZM58 153V154H57ZM67 153H69L70 155L68 156V154ZM96 153L98 154V155H96ZM108 153V154H107ZM127 153H130V155L128 154L127 155ZM132 153H134V155H132ZM135 153H137V154H139V155H137V154H135ZM148 153V154H147ZM153 153H154V156H153ZM180 153V154H179ZM183 153V155L181 156V154ZM231 153H233V155H232V158L233 157H235L238 153H240L241 155H237L236 157H237V159H235V158H233L232 160L234 161V160H236V161H238L237 163L234 161H231ZM243 153V154H242ZM5 154V155H4ZM9 154V155H8ZM12 156H11V155ZM29 154V155H28ZM99 154H101V155H99ZM107 154V155H106ZM117 156H116V155ZM146 154L149 156V157H151V158H149L148 156H146ZM168 154V155H167ZM198 154H202V155H198ZM220 154V155H219ZM230 154V155H229ZM236 154V155H235ZM21 155H23V157L21 156ZM37 155V156H36ZM46 155H48L49 157V159L48 158H45L46 157ZM56 155V156H55ZM112 155H115V158L112 156ZM120 155H121V157H120ZM166 155V156H165ZM189 155V156H188ZM222 155H223V157L225 158V159H222L223 157H222ZM235 155V156H234ZM16 157V161H17V159H19L17 162L15 161V160H13L14 159V157ZM28 156V157H27ZM34 156H36V157H34ZM53 156V157H52ZM64 156V157H63ZM67 156L69 157V159H71V161L69 160V159H67ZM91 156H90V158H91ZM105 156V157H104ZM123 156V157H122ZM131 156V158L132 159H137V158H139L138 160L139 161H135V160H131V158H129ZM146 156V157H145ZM184 157V159L183 158H181V157ZM198 156H199V159H197L198 158ZM210 156V157H209ZM228 156H230V157H228ZM4 157H6L5 159H4ZM8 157V158H7ZM12 157H13V159H12ZM20 157H22L21 159H20ZM24 157H25V160H27V164L26 165H28V163H29V165L28 166H25V163H26V161L24 160ZM26 157H27V159H26ZM31 157V158H30ZM62 157V159H61V161H60V158ZM110 159H109V158ZM125 157V158H124ZM135 157H137V158H135ZM181 158L182 160V162L183 163H185V164H182V162L181 161H179L180 159H178V158ZM185 157H188L189 159L188 160H186L187 158H185ZM195 157V156H194ZM207 157H209V159L207 158ZM31 160H30V159ZM35 158V159H34ZM43 158V159H42ZM99 158H100V160H99ZM129 160H131L129 163H130V165H129V163H128V159ZM148 160H146V159ZM166 158V159H165ZM204 160H203V159ZM214 158V159H213ZM218 158L220 159V160H218ZM228 158H230V159H228ZM11 160V162H10V160ZM39 159L42 161V162H40L39 161ZM65 159V160H64ZM67 159V160H66ZM95 159L97 160V161H95ZM108 159V160H107ZM114 159V160H113ZM126 159V160H125ZM147 161V162H145V160ZM161 159V160H160ZM165 161H164V160ZM169 159H170V161H172V162H170L169 161ZM175 159V160H174ZM191 159V160H190ZM193 159H195L194 161H196V159H197V161L199 162L198 164H196V162H194L193 161ZM202 159V162L204 161H206V159H207V161L209 162V163H211L212 161V163H213V165H211V164H209L208 166H207V164H208V162H206V165H205V163H202L200 160ZM219 161L218 163L220 164V161H221V164H220V166H218L219 164L217 163V162H215V161H217V160ZM9 160V161H8ZM13 160V161H12ZM21 160H23V161H21ZM35 160V161H34ZM45 160V161H44ZM48 160V161H47ZM53 160H55V163H54V161ZM105 160V161H104ZM110 160V161H109ZM111 160H113V161H111ZM142 160V161H141ZM160 160V161H159ZM184 160V161H183ZM212 160V161H211ZM244 160H247V158H245ZM6 161V162H5ZM8 161V162H7ZM16 163H15V162ZM20 161V162H19ZM40 162V165H38L39 163L38 162ZM58 161H60V162H58ZM70 161V162H69ZM95 161V162H94ZM99 161V162H98ZM116 162V161H118V163H117V165H116V163L114 164L113 162ZM126 161V162H125ZM134 161H135V163H137V166L136 165H132V163L134 164ZM154 161H156V163L154 162ZM168 161H169V163L170 164H168L167 165V163H168ZM179 161V162H178ZM186 161V162H185ZM190 161V162H189ZM192 161H193V163H192ZM226 161V162H225ZM241 163H240V162ZM47 162V163H46ZM63 162V163H62ZM94 162V163H93ZM97 162V163H96ZM110 162H112L111 164H110ZM132 162V163H131ZM142 162V163H141ZM149 162V163H148ZM154 162V163H153ZM160 162V163H159ZM162 162L164 163V165L162 164ZM167 162V163H166ZM174 162H175V164H174ZM176 162H178V163H176ZM201 162V163H200ZM222 162H224L226 165H224V163H222ZM264 161H262V163H263ZM12 163H13V165H12ZM21 163H23L22 165H21ZM37 163V167H38V169H39V171H38V169L37 168H35L36 166H34L35 164ZM57 163V164H56ZM96 163V164H95ZM99 163V164H98ZM103 163V164H102ZM152 163V164H151ZM174 164V166L172 167L173 169L175 168V170H176V173H178V171L179 172H181L180 174L182 175H180V177L182 178V177H186V175H188L186 178L184 177V178H180V177H178V174H176L175 173V170H174V172H169V171H173V169L172 168H170V166H171V164ZM180 163H181V165H180ZM187 163H190V164H187ZM236 163V164H235ZM8 164V165H7ZM10 164H11V166H10ZM46 164V165H45ZM49 164H51V165H49ZM54 166H53V165ZM113 164V165H112ZM143 164L145 165L144 166V168H143ZM148 164V165H147ZM157 164V165H156ZM172 164V165H173ZM179 164V165H178ZM193 164H194V166H193ZM196 164V165H195ZM200 164L202 165V166H200ZM223 164V165H222ZM16 165V166H15ZM55 165H58L57 166V168L55 167ZM108 165V166H107ZM112 165V166H111ZM121 165L123 166V167H121ZM127 165V166H126ZM129 165V166H128ZM140 165H142V167L140 166ZM152 165V166H151ZM154 165V166H153ZM161 166L160 168L158 167V166ZM185 165H189L190 166V168H191V166H193L192 167V170H193V168L195 169V170H191L190 168H187V166H185ZM231 166V165H233L232 167L234 168V165H235V168L233 169V171H232V169H230L228 166ZM15 166V167H14ZM39 166L41 167V168H39ZM45 166H47V167H45ZM140 166V167H139ZM149 166L151 167V169L149 168ZM156 166H157V168H156ZM164 166V167H163ZM178 166V168H176ZM182 166V167H181ZM187 168V171H186V168ZM188 166V167H189ZM199 166V167H202L203 168V166L206 168V170H204V168L202 169V168H197V167ZM216 166V167H215ZM217 166L219 167L218 169H217ZM227 166V167H226ZM7 168V170H6V168ZM17 167V168H16ZM27 167H29V168H27ZM103 167L105 168V170L103 169ZM107 167H110V169L108 168V170H107ZM114 167V168H113ZM117 167H121V170H119V168H117ZM128 167H129V169H132V168H130V167H133L134 169H133V171H134V173L135 174H137V175H140V179H142V180H140V181H142V183L141 182H138V180L134 177V176H132V175H130V174H127L126 173V171H125V169L126 170H129L128 169ZM135 167H136V169H135ZM152 167H154V168H152ZM170 168V169H166V170H164V168ZM196 167V168H195ZM209 167H211V168H208ZM226 167V168H225ZM231 167V168H232ZM244 167H245V169H246V171L243 173L242 171H244L245 169H244ZM25 168H27V169H25ZM43 168H45V171H43L44 169ZM115 168H117V169H115ZM123 168H125V169H123ZM141 168H143V170H141ZM162 168H163V170H162ZM182 168H183V170H184V168H185V171H183L182 170ZM214 168H216V169H214ZM21 169V170H20ZM35 169V170H34ZM37 169V170H36ZM138 169V170H137ZM140 169V170H139ZM153 169H154V172L152 173L151 172V170L153 171ZM178 169V170H177ZM235 169H237V170H235ZM20 170V171H19ZM26 171L25 173H23V171ZM80 170L82 171L81 173H80ZM101 170H103V171H101ZM116 170H118V171H116ZM137 170V171H136ZM149 170V171H148ZM157 170V171H156ZM159 170H161V171H159ZM168 170V173L166 172ZM189 170H191V173L190 174H192V175H189L188 173L190 172ZM204 170V171H203ZM208 170H209V172H211L214 176H216L214 179H210V178H208V174L207 173H209L208 172ZM214 170V171H213ZM218 171L219 170V172H215V171ZM224 170L225 171H228V173H226L225 174V176L226 175H228V174H230L229 176L230 177H228V176H224ZM230 170V171H229ZM251 170V169H250ZM8 171V172H7ZM30 171H32V172H34V173H31ZM58 171V172H57ZM98 171H100L102 174H100V172H98ZM115 171V172H114ZM136 171V172H135ZM142 171V172H141ZM155 171L156 172H158L159 174L160 173H162L163 174V172L165 173L166 172V174H168V175H173V176H169L170 178H168L165 174L163 175L164 177H162L161 176V178L159 177V174H158V176H156L157 175V173H155ZM195 171H197V172H195ZM221 171H222V173H221ZM28 172H29V174H28ZM45 174H44V173ZM59 172H63V175L64 174H66L65 176H63V175H61L60 176V174H62V173H60V174H58ZM106 172V173H105ZM119 172V173H118ZM123 172L125 173L124 175H123ZM146 172V173H145ZM148 172H150V173H148ZM183 172H188L187 174H183ZM199 172V173H198ZM203 172L205 173V174H207L206 176H204L203 175ZM207 172V173H206ZM230 172V173H229ZM238 172H242V174H240V175H242L243 176V179H241L242 177L240 176V178L238 179V176H239V173ZM246 172H247V174H246ZM9 173V174H8ZM18 173H19V176H18ZM23 175V176H20L21 174ZM27 173V174H26ZM37 175H36V174ZM47 173H49V174H47ZM55 173H57L54 177H61V181L63 180V179H65V180H63L61 183H57L56 182V180H54V178H53V175L55 174ZM109 173H110V175H109ZM111 173H113V174H111ZM122 173V174H121ZM141 173V174H140ZM142 173H144V174H147V175H142ZM155 173V174H154ZM195 173V174H194ZM201 174V178H199L198 180V182H197V180H195L196 178H197V176L195 177V176H193V174L194 175H196V174ZM215 173H217V174H215ZM238 173V174H237ZM24 174L26 175V176H24ZM42 174V175H41ZM119 174H121V175H119ZM148 174H151V175H149V177H148ZM152 174H154L155 175V177H159L161 180H162V178L165 180V179H167V181L165 180V184H162L163 186H168L169 187V185H170V188L168 189L169 190V192H170V194H169V192H168V190H165V189H167V188H165V187H163V186H161V182H157V181H161L160 179H158L157 180V178H154L153 176H152ZM161 174V175H162ZM176 174V175H175ZM246 174V175H245ZM1 175H3V177H1ZM34 175V176H33ZM44 175V176H43ZM46 175V176H45ZM71 175H72V178H71ZM96 177H95V176ZM100 175V176H99ZM111 175H113L114 177H116V178H111ZM175 175V176H174ZM202 175L204 176V177H206V180L204 179V177H203V179L205 180H202ZM222 176V178H221V176ZM237 175V176H236ZM11 176V177H10ZM18 176V177H17ZM33 177V179H34V177H38L37 179L38 180H36V178L34 179V180H36L35 181V183L33 182V179L31 178V177ZM39 176H41V177H39ZM109 176V177H108ZM148 177V180H145L147 177ZM177 176V177H176ZM189 176H190V179L189 180H187V182L189 181L190 182V180H193V182H197L198 183V186H195V187H200L199 189H201V190H197L198 192H200V191H204V193L206 192L205 190H207L208 189V191L205 193L206 194V196H205V194L204 193H198L197 191H195L196 189H198V188H195L194 187V185L192 184V181L187 185V183H186V179H188L189 178ZM217 176H219L220 178H221V180L219 179V177H218V182H217ZM225 178H224V177ZM231 176L233 177L231 180H230V178H231ZM245 176V177H244ZM10 177V178H9ZM21 179H20V178ZM25 177V178H24ZM27 177V178H26ZM28 177H30V178H28ZM43 177H44V180H45V182H44V180H43V182L42 181H39L41 178L43 179ZM63 177V178H62ZM69 177H70V180L72 179V181H70L69 180ZM77 177V178H76ZM100 177V178H101ZM118 177H121V178H118ZM151 177H153L152 178V180L150 179ZM237 177V178H236ZM7 178H9V179H7ZM12 178V179H11ZM18 180H17V179ZM47 178V179H46ZM76 178V179H75ZM112 179V180H110V179ZM124 178V179H123ZM173 178V179H172ZM177 178L179 179V180H182L183 181V183H182V181H181V183L183 184V186H185L184 185V182H185V184H186V186H189V187H185V189L187 190V189H189V190H187L186 192L184 191V187L182 186V185H180L181 183H180V181L179 180H177ZM193 178V179H192ZM25 179V180H24ZM29 179H30V181H29ZM57 180H58V178H56ZM67 179V180H66ZM74 179H75V183L76 184H73L74 183ZM114 179V180H113ZM116 179H118V180H116ZM145 180V182L147 183V184H149V185H151L150 186V188H149V185H147L146 183H144V180ZM149 179H150V182H149ZM155 179V180H154ZM170 179V180H169ZM171 179H172V181H171ZM174 179H175V181L178 183V181H179V184H177L175 181H174ZM185 179V180H184ZM201 179V180H200ZM223 179V180H222ZM224 179L226 180V181H224ZM235 179V180H234ZM238 179V180H237ZM8 182H7V181ZM28 180V181H27ZM55 182H54V181ZM60 180V179H59ZM58 180V181H59ZM116 180V181H115ZM126 180V181H125ZM133 180V181H132ZM157 180V181H156ZM164 180H162L163 182H164ZM195 180V181H194ZM230 180V181H229ZM233 180V182H231ZM236 180H237V182H236ZM243 180V181H242ZM4 181H6V182H4ZM17 181H20V182H17ZM26 181V182H25ZM42 182V184L43 183H45L44 185H42L41 183V185L40 184H38L37 183V187H35V185H36V182ZM68 181L69 182H71V183H69L68 184ZM118 181V182H117ZM155 181V182H154ZM169 181H171V182H169ZM203 181L204 182V184H201V182ZM208 181V182H207ZM216 181V182H215ZM219 181L220 182H222V183H219ZM228 181L230 182V183H233V184H228ZM4 182V183H3ZM12 183L13 184V182L15 183V184H13V186L10 184V183ZM30 182V183H29ZM31 182H33L34 184H32ZM54 182V183H53ZM60 182V181H59ZM152 182L153 183H155L154 184V186L156 185V183L159 185V186H161V188L159 187L158 188V185L157 186H153L152 187ZM162 182V183H163ZM173 182H175V183H173ZM202 182V183H203ZM209 182H210V184H211V188L212 187H215V188H212L211 190H210V184H209ZM20 183H22V184H20ZM55 183H57V185H59L60 186V188L58 189V191L56 190L57 188L56 187H59V186H57ZM64 184L63 186H64V188H62L63 186H61V184ZM118 183V184H117ZM135 183V184H134ZM139 183H141V186H140V184ZM151 183V184H150ZM160 183V184H159ZM166 183L168 184V185H166ZM200 183V184H199ZM205 183H206V186L208 185V187L207 188H203V186H205ZM225 183V184H224ZM8 184V185H7ZM17 184V185H16ZM31 185V187H30V185ZM54 184H55V186L56 187H54ZM68 184V185H67ZM114 184V185H113ZM146 184V185H145ZM175 184V185H174ZM3 185V186H2ZM21 185V186H20ZM23 185V186H22ZM27 185V186H26ZM73 185H75V186H73ZM118 185V186H117ZM131 185V186H130ZM180 185V186H179ZM195 185H197V184H195ZM217 185V186H216ZM218 185H220V186H218ZM223 185V189H222V186ZM230 185V186H229ZM1 186H2V188H1ZM12 186V188H10ZM26 186V187H25ZM44 187L45 188V190L43 191V188H41V187ZM48 186V187H47ZM67 186V187H66ZM70 186V187H69ZM140 186V187H139ZM145 186H147L149 189H145L146 187ZM174 186V187H173ZM191 186L193 187V189H195L194 191L192 190V188H191ZM224 186H226V188L229 186V188H225ZM231 186H232V189H231ZM233 186L235 187V188H233ZM237 186V187H236ZM20 187V188H19ZM23 187V189L24 190H21L20 191V189ZM29 187V188H28ZM32 187H34V189L32 188ZM72 187V188H71ZM81 187V188H80ZM110 187H111V189H110ZM157 187V188H156ZM217 187H219V189L221 190H219ZM221 187V188H220ZM49 188V189H48ZM126 188V189H125ZM132 188V189H131ZM151 188H156V189H154V191H156V192H154V193H150L149 191H151V192H153L152 190H151ZM162 188H165V189H162ZM172 188V189H171ZM176 189V192H175V189ZM181 188V189H180ZM183 188V189H182ZM203 188V189H202ZM217 188V189H216ZM6 189V190H5ZM28 189V190H27ZM37 189H39V191L37 190ZM41 189H42V191H43V193L41 192ZM79 189H78V191H79ZM116 189H118V191H116ZM128 189V190H127ZM143 189H144V192H143ZM171 189V190H170ZM177 189H178V191H177ZM225 189H226V191H225ZM228 189H230V190H228ZM234 189V190H233ZM36 191L38 194L41 192V196H39V195H37L36 196V192H34V191ZM139 190V191H138ZM145 190H146V193H145ZM163 190H165V191H163ZM181 190V191H180ZM213 190V191H212ZM223 190H224V192H223ZM233 190V191H232ZM20 191V193H18ZM24 191V192H23ZM28 191H29V193H28ZM32 191H33V193H32ZM55 191V192H54ZM77 191V192H78ZM88 191V192H87ZM106 191L105 192H103V194H105L106 193ZM176 193V194H174V192ZM193 191V192H192ZM228 191V192H227ZM45 192V193H44ZM57 192V193H56ZM130 192H131V195H134L133 197L132 196H130ZM133 192V193H132ZM144 193V195L146 194V195H148V193H150L148 196H149V198H151V200L149 199V203H148V205H147V202H148V196H146V197H144V195H143V193ZM162 192V193H161ZM177 192H179V194H180V192H182L183 193V196H185L186 194H187V192H189L187 195H189L188 196V198L189 199H187V197L185 196V198L184 199H181L182 197H178V195H177ZM196 192V193H195ZM212 192V193H211ZM219 192V193H218ZM51 193H53V194H55V195H50ZM60 193V194H59ZM139 193H141L140 195H139ZM174 194V195H176V197H177V199L178 200H174V199H176V197H174L173 198V200H174V202H173V200L171 201V199H169V196H170V198H172L173 196H172V194ZM185 193V194H184ZM192 193V194H191ZM213 193H214V195H213ZM222 193V194H221ZM228 193H233L232 195H230V196H228ZM27 194H30V195H27ZM43 194H44V196H46V194H48L47 195V197H44V198H42L43 197ZM59 194V195H58ZM151 194H154V195H151ZM158 194V195H157ZM169 194V195H168ZM194 194V196L192 197L191 195H193ZM197 194V196H195ZM203 194H204V196H205V198H204V196H203ZM217 194H221V197H220V199H219V197H218V195ZM224 194H226V196L224 195ZM25 197H27V199L25 198L24 199V196ZM27 195V196H26ZM31 195H35V198L34 197H31ZM82 195V196H81ZM141 195H143V197L141 196ZM200 195V196H199ZM223 195V196H222ZM18 196V197H17ZM51 196H53V197H51ZM56 196V197H55ZM59 196H61V197H59ZM151 196V197H150ZM153 196V197H152ZM155 196V197H154ZM161 196V197H160ZM167 196H168V198H167ZM212 196H214V197H212ZM225 196V197H224ZM17 197V198H16ZM37 197V198H36ZM40 198V201L41 200H43L44 202H45V200H48V201H46L47 203H45V205L43 204L44 202L43 201H41V202H43V203H41L40 201H39V198ZM49 197V198H48ZM157 197V198H156ZM198 197H200V198H198ZM201 197L202 198H204V200H206L207 198L209 199V200H211L210 202H212V201H214V202H212V203H210L209 201H208V199L206 200V202H204V200L203 199H201ZM216 197V198H215ZM218 197V198H217ZM20 198H21V201H20ZM28 198H30V199H32V200H34V199H36V200H34V202L32 201V200H30L31 202V206L29 205L30 203H29V199ZM48 198V199H47ZM62 198H63V200H62ZM152 198L154 199V198H156V199H154V200H157L158 198V200L156 201L157 202V204H155L153 201L154 200H152ZM161 198V199H160ZM164 198H167V199H165V203H167V205H165V203H164ZM194 198H195V200H194ZM196 198H198V199H196ZM223 198V199H222ZM258 198H260V199H262V197L260 196V197H258V196H256V198H254V199H252L253 201H248V202H253V204H251V203H247V200L246 201H243V203H241V202H238V203H236V204H238L240 207H241V205H242V207L243 206H245V207H239V208H231L230 210H225L224 211V213L222 212L221 214H223V215H221V216H217V217H215V216H209V218H206V222L204 221V222H201V221H199V220H196V222H195V226L193 225L194 224V222H193V224L192 225H190L189 226V228H191V226H193L195 229H196V226H197V228L200 226V230H195L193 227V229H191L190 231H187V232H190L189 234H193L194 233V236L196 235V233H197V237L198 236H203V234L205 235L206 233V231L205 230H207V226H209V224L211 223V222H213V223H215V222H217L218 223V221H219V219H220V221H226V219H228L229 220V222H231V223H234V222H238L239 224H237V225H241L242 224V216H247V215H250L251 214V211L249 210V214H248V212H244L246 209L248 210L249 209V207H251V205L254 207V206H256L257 205V203H259L258 201ZM54 199V200H53ZM56 199V200H55ZM60 199H61V201H60ZM78 199H79V201L81 200V198H76L75 199V201L76 202H78ZM147 199V200H146ZM163 199V200H162ZM199 199H201V200H203V202H202V204H201V202H199V204H198V206H197V204L196 205H194L196 202H197V200H199ZM24 200V201H23ZM50 200H53L54 202L56 201V203L54 204L53 203V201H51L52 203H53V205H55L56 207H54V206H51L50 204H48V202L49 203H51L50 202ZM181 200H182V202L184 203V202H187L186 204L184 203H182L181 202ZM185 200V201H184ZM193 200H194V202H193ZM225 200H227V199H225ZM224 200V201H225ZM258 200V201H257ZM20 201V202H19ZM38 203H37V202ZM62 201H65L66 203H62ZM68 201V200H67ZM83 201V200H82ZM133 201V200H132ZM161 201V202H160ZM177 201H179V202H181L180 204H182V206H180V204L179 203H177ZM216 201H217V203H216ZM22 202V203H21ZM33 202V203H32ZM58 202H59V204L60 205H56V204H58ZM169 202L171 203V204H169ZM192 202H193V204H192ZM208 202V203H207ZM221 202V204H218V203H220ZM247 203V205H246V203ZM72 203V205H74L75 204V202L74 201H72L71 202ZM74 203V204H73ZM80 203H81V201H80ZM86 203V204H85ZM145 203V205H143ZM153 204V206H152V209L150 210L149 208L151 207L150 206V204ZM164 203V207L162 206V204ZM174 203H176L175 204V206L176 207H179V209L178 208H176L175 206H170V205H173ZM189 203V204H188ZM207 203V204H206ZM239 203H241V204H239ZM32 204H37V205H32ZM40 204H41V206L42 207H44L45 206V208H43L42 209V207L40 206ZM46 204H48L47 205V207H46ZM77 204V208H78V206H79V203H76ZM84 204L85 205H88L89 206V204H91L90 202L88 203V202H84ZM83 203H81V206L83 205V206H85ZM151 204V205H152ZM155 204V205H154ZM169 204V205H168ZM219 205V207L217 206V205ZM248 204H251V205H248ZM20 205H21V208H22V210L24 209L23 207H28V208H26L25 207V209L24 210H29L30 209V211H28L27 210V212H30L29 213V215H32V216H34L33 218L31 217V216H28V214L26 213V214H24L26 211H24V213L22 212V210H21V208L19 209V207H20ZM40 207H39V206ZM61 205H63V206H61ZM178 205V206H177ZM187 205V206H186ZM192 205H194L193 207H192ZM34 206H37V208L36 207H34ZM48 206H50V207H48ZM76 206V205H75ZM80 206V207H81ZM161 206H162V208H161ZM166 206H168L167 208V211H166ZM184 206H186L185 208H184ZM196 206V207H195ZM204 206V207H203ZM205 206H207V207H205ZM210 206V207H209ZM247 206V207H246ZM4 207V208H3ZM7 207V209H9L10 210V212L11 213H14L15 211V214H10L9 213V210L7 211V209L5 210V208ZM32 207H34V209L32 210ZM61 207H62V209L63 210H65V211H63L62 209H61ZM78 208L80 211L83 209V211H79V210H76L75 209V213L77 214V213H82V215H83V212H84V210H88V207L86 208V206H85V208L83 207H81V208ZM170 207H171V209H170ZM172 207H174V208H172ZM182 207V208H181ZM198 207V208H197ZM48 208V209H47ZM75 208V207H74ZM154 208V209H153ZM164 208V210H162ZM176 208V209H175ZM188 208V209H187ZM203 208V209H202ZM4 209V210H3ZM39 210L40 209V211H42V210H44L43 212H39L41 215V219H40V217H39V213H38V211H36V210ZM55 209V210H54ZM195 209H193V210H195ZM199 209V210H200ZM204 209V210H205ZM233 209V210H232ZM2 210L4 211L3 213H2ZM47 210H49L48 212H47ZM62 210V211H61ZM68 210V211H67ZM147 210V211H146ZM153 210V211H152ZM156 210H158L157 212H156ZM244 210V211H243ZM246 210V211H247ZM258 210H262V211H264V208H258ZM7 211V212H6ZM18 211V212H17ZM20 211V212H19ZM160 211H162V213H161V215H159L160 214ZM226 211L228 212V214L226 213ZM229 211H232V213H230ZM240 211V212H239ZM241 211H242V213L244 212V213H246V214H241ZM22 212V213H21ZM57 212V211H56ZM145 212H147V213H145ZM164 212V213H163ZM166 212V213H165ZM18 213V214H17ZM32 213H34V214H37V215H33ZM43 213H44V215H43ZM77 214V216H82L81 214ZM143 213H145V215H147V216H145ZM226 213V214H225ZM239 214L240 213V215L239 216H236L237 214ZM6 214V215H5ZM75 214V215H76ZM84 214H86V212H84ZM144 215V217H142L143 215ZM149 214V215H148ZM164 214V215H163ZM229 214H231V215H229ZM236 214V215H235ZM5 215V216H4ZM8 215V216H7ZM22 216V217H20V219L21 220H19V216ZM26 215V216H25ZM59 215V214H58ZM58 215H56L55 214V218H58ZM60 215V216H61ZM64 215V214H63ZM169 216L168 218L169 219H167L166 217H164V216ZM225 215V216H224ZM242 215V216H241ZM263 215V217H264V213L262 214ZM4 216V217H3ZM7 216V217H6ZM26 217V222H25V219H24V217ZM231 216V217H230ZM27 217H30V218H32V223H33V220L35 219L36 220V222H38L39 220V224H40V226L39 225H35V224H37L36 222H35V220H34V222L35 223H31V219L30 218H28L29 219V221H27L28 219H27ZM224 217V218H223ZM227 217V218H226ZM239 217H241L240 218V220H239ZM149 220H148V219ZM159 218V219H158ZM163 218V219H162ZM166 218V219H165ZM212 220H211V219ZM219 218V219H218ZM231 218V219H230ZM237 218V219H236ZM23 219H24V222H23V224H21V221H23ZM39 219V220H38ZM162 219V220H161ZM216 219H218V220H216ZM147 220V221H146ZM213 220H215V221H213ZM231 220V221H230ZM234 220V222H232ZM237 220V221H236ZM41 221H43V222H41ZM209 221H211V222H209V224H208V222ZM43 223V224H41V223ZM197 222H198V224H197ZM240 222H241V224H240ZM27 223H29V224H27ZM203 225H202V224ZM19 224H21V225H19ZM27 224V225H26ZM205 224H207L206 225V228H205ZM235 225H236V223H234ZM43 225V226H42ZM23 226V227H22ZM24 226H26V227H24ZM27 226H28V228H27ZM2 227V228H1ZM169 227V228H168ZM18 228V229H19ZM26 228V229H25ZM165 229H171V230H169L168 231V233L169 234H167L166 233V231H165V229L164 230H162V229H158V230H161V231H163V233L162 232H159L158 230H156V229H153V231L151 230V232H150V230H146V231H144L143 233H142V235H141V241H143L145 244H147V248H148V251H147V249L145 248L144 249V246L143 247H140V246H142V245H134V246H131V245H133L132 243H129V247L131 248L130 249V251H129V256H128V262H130L131 263V261H133L132 262V264H138V262L135 260V259H137L138 258V255H140L141 257H144V255H146L145 257L146 258H148L147 260H148V263L149 264H161V262L160 261H162L163 260V258L164 259H166V258H171L170 260H172V261H170V260H168V259H166L165 261L163 260V263L165 264V262H166V264H170L171 262H175V260H176V262L174 263V264H179V263H177V261H178V259L177 258H180L179 259V261L178 262H182V264H185V263H187V262H184V259L183 258H185V256L187 257V254H188V246L187 247H184L185 245H182V243H183V236L181 235L182 233L185 235V237L187 236V234L188 233H186V230H187V228L188 227H186L185 228V226L183 227L182 226V228L180 227V228H178L179 229V231L178 230H176L177 228H174V227H172V228H170V226H166V227H164ZM189 228H188V230H189ZM182 229V231H180ZM204 229V230H203ZM174 230H176L177 231V233H176V231H174ZM203 230V231H202ZM173 232L174 231V233H171V232ZM193 231V232H192ZM196 231V232H195ZM197 231H200L199 233L197 232ZM156 232V233H155ZM164 232H165V235H164ZM178 232H179V235H178ZM202 232H204V233H202ZM148 233V234H147ZM156 234V236H155V234ZM186 233V234H185ZM201 233V235H199ZM149 234H151V235H153V237L151 236V235H149ZM157 234H160V235H162V237L163 238H160L161 236L159 235V237H158V235ZM173 234H174V236H173ZM188 234V235H189ZM191 234V235H192ZM167 235V236H166ZM169 235V236H168ZM155 236V237H154ZM175 236H177V237H175ZM260 235H259V233H256V238L258 239L259 238V240L260 239H262V240H260V241H257V242H259V244L260 245H262V247L264 248V238L262 237H259ZM31 236H28L27 238L29 239H26V241L25 242H23V244H22V242H20L21 240H18L19 242L17 243V242H14L15 240L14 239H10V241L8 242V244H6L5 246H3V247H1L2 248V251L3 250H5V251H8V250H17V251H20V252H22L23 250V252L22 253H31V252H33V251H37V250H40V248L39 247H41L40 245H41V243H40V245H39V243H37V242H40V240L38 241V240H36V239H34L33 237H31ZM147 237H148V239H147ZM151 237V238H150ZM157 237V238H156ZM166 237H168V238H166ZM170 237H172L171 238V240L173 239V241H174V239L175 238H179V240H177L176 239V246H178V248L176 247L175 248V242H174V246H169L167 243H169V242H166V241H171L169 238ZM145 238V239H144ZM149 238H150V241H153V242H150L149 241ZM165 238V239H164ZM202 238V237H201ZM32 239V240H31ZM144 239V240H143ZM147 239V240H146ZM154 239H159L158 241H160V240H162V241H160V242H157L158 244H160V245H158L157 246V243L155 242V240ZM168 239V240H167ZM198 239H199V237H198ZM256 239V240H257ZM14 240V241H13ZM164 240V241H163ZM13 241V242H12ZM17 241V240H16ZM23 241V240H22ZM32 241V242H31ZM36 241V242H35ZM157 241V240H156ZM143 242H141V243H143ZM10 243V244H9ZM13 243H15L14 245H13ZM24 243L27 245V247H25V245H24ZM28 243V244H27ZM30 243V244H29ZM140 243V244H141ZM151 243V244H150ZM154 243V245L157 247V250H154L155 252H154V254L155 253H157L156 254V256L155 255H153V254H151V253H153V252H151V251H153V249L155 248L154 247V245H153V248L151 247L152 246V244ZM163 243H165L164 244V246L162 245ZM177 243H178V245H177ZM19 244V245H18ZM167 244V245H166ZM21 245V246H20ZM29 245H31V250H29L30 248H29ZM39 245V246H38ZM127 245H128V243H127ZM164 247H162V246ZM181 245V246H180ZM96 246V248H98V249H101L100 247H98L97 245H95ZM149 246V247H148ZM167 246V251H170L171 253L170 254H173L174 253V256L175 255H177V254H182L183 252H185V253H183L182 255L184 256H182L181 254L180 255H178L177 256V258L175 257V260H174V256H172V255H170L169 254V252H166V256H165V251H164V249H165V247ZM9 247V248H8ZM22 247V248H21ZM135 249H134V248ZM161 247H162V249H161ZM173 247V248H172ZM179 247H182V248H185L183 251L179 248ZM25 248V249H24ZM29 248V249H28ZM34 248H36L35 250H33ZM133 248V249H132ZM137 248V249H136ZM169 248V249H168ZM170 248H172V250L170 249ZM198 248H200V247H198V246H196L194 249H195V251H196V249H197V252H202L203 250H204V248H200V249H198ZM41 249H42V247H41ZM144 249V250H143ZM160 249H161V251L162 252H164V253H161V251H160ZM175 250V252H174V250ZM182 251V252H180V250ZM27 250V251H26ZM134 250V251H133ZM150 250V251H149ZM160 251V255H159V251ZM178 250H179V253H178ZM199 250V251H198ZM31 251V252H30ZM143 251H145V252H143ZM173 251V252H172ZM177 251V252H176ZM143 252V253H142ZM136 253V254H135ZM139 253V254H138ZM146 253V254H145ZM169 255H168V254ZM144 254V255H143ZM203 254H204V251H203ZM130 255L131 256H133V258H131L130 257ZM134 255H135V257H134ZM143 255V256H142ZM148 255H150L149 257H148ZM153 255V256H152ZM159 255V256H158ZM163 255V256H162ZM207 255V256H206ZM152 256V257H151ZM162 256V257H161ZM165 256V257H164ZM181 256L183 257L182 259H181ZM204 256V258H210V256H208V254H207V251H205V254L203 255ZM144 257V258H145ZM151 257V258H150ZM153 257H159L158 259H153ZM162 258V260H161V258ZM200 257H202V256H200ZM135 258V259H134ZM190 258V256H188V260L189 261H191L192 263H193V259H189ZM198 258V257H197ZM196 258V259H197ZM203 258V257H202ZM207 258V259H208ZM199 259V258H198ZM154 260V261H153ZM159 261V263H156V262H158ZM186 260H187V258H186ZM193 260V261H192ZM169 261H170V263H169ZM188 261V263L187 264H191V262H189ZM65 262L66 263H71V259L69 258L68 260L67 259H65ZM180 262V263H181ZM129 263V264H130ZM162 263V264H163ZM139 264H141V262L139 261ZM142 264H144V263H142Z\"/></svg>",
    "mask_w": 264,
    "mask_h": 264
},
{
    "label": "bare ground",
    "instance_id": "2",
    "mask_svg": "<svg viewBox=\"0 0 264 264\" xmlns=\"http://www.w3.org/2000/svg\"><path fill=\"white\" fill-rule=\"evenodd\" d=\"M6 1H7V0H6ZM91 1H92V2H93V1L96 2L97 0H91ZM91 1H90V2H91ZM99 1H102V0H99ZM105 1H106V0H105ZM118 1H119V0H118ZM121 1H122V0H120V2H121ZM123 1H125V0H123ZM128 1H130V0H128ZM135 1H137L136 4H135V2H134V4L136 5L137 9H138V6H140L139 4H144V5H145V3H146V0H145V2H144V0H135ZM138 1H139V4H138V6H137ZM197 1H198V0H197ZM205 1H206V0H204L203 2H205ZM208 1H209V0H208ZM213 1H214V0H213ZM220 1H221V0H219L218 4L215 3V2H216V1H215L213 5H215V7H216L217 5H219V3H221ZM224 1H225V0H223V3H224ZM226 1H227V0H226ZM229 1H230V0H229ZM233 1H234V0H233ZM233 1H232V3H235V1H234V2H233ZM244 1H245V0H244ZM244 1H243V2H244ZM254 1H255V0H254ZM261 1H262V0H261ZM9 2H11V1H9ZM85 2H86V1H85ZM87 2H88V1H87ZM87 2H86V3H87ZM125 2H126V1H125ZM125 2H124V3H125ZM165 2H166V1H165ZM179 2H180V1H179ZM182 2H183V1H182ZM188 2H189V1H188ZM190 2H193V0H191ZM190 2H189V3H190ZM198 2H200V1H198ZM198 2H196V3H198ZM209 2H210V1H209ZM211 2H212V0H211ZM211 2H210V3H211ZM243 2H242V3H243ZM245 2L247 3V0H246ZM245 2H244V6H245V4H246ZM255 2H256V1H255ZM86 3H85V4H86ZM99 3H100V2H99ZM128 3H130V2H128ZM169 3H170V2H169ZM173 3L176 4L177 2H176V3L173 2ZM189 3H188V4H189ZM205 3H207V2H205ZM210 3H207L206 6H208V4H210ZM238 3H239V2H238ZM248 3H250V2H248ZM251 3H253V2L251 1ZM256 3H257V2H256ZM31 4H32V3H31ZM47 4H48V3H47ZM85 4H82V5L85 6ZM87 4L89 5V3H87ZM103 4H104V5H103ZM103 4H101V3L98 4V1H97V3H90V5L87 6V7H89V8L85 7V8H87V9L89 10V11H86V12H88V13L90 12V14H88V13H87V14H88V15H91V16L93 17V19H95V21H94L93 24H95V22L97 21V22L100 24V27L102 26L101 28H106V29L109 28L110 30H111V29H114L115 32H118V33L120 32V33H122V32H121V28H123V27H122V26L120 27L121 24H120L119 22H121V19H123V17H121V15H120L119 13H122V12H123V9L120 8V9L122 10V12H121V10L118 9V7H116L117 10H120V12L117 13L118 11L116 12V9H115L114 7H113V8L115 9V11H114V9H113V10L110 9V8L113 6L111 3H110V5H111L110 8H109V6H108V5H109V2H105V3H103ZM106 4H108V5H106ZM122 4H123V2H122ZM132 4H133V3H132ZM177 4H178V3H177ZM177 4H176V5H177ZM179 4H181V2H180ZM192 4H194V2L191 3V5H192ZM199 4H202V3H199ZM216 4H217V5H216ZM225 4H226V5H229L230 3L227 4V2H226ZM240 4H241V3H240ZM254 4H255V3H253V5H254ZM257 4H258V3H257ZM259 4H260V3H259ZM11 5H12V4H11ZM50 5H51V4H50ZM161 5H162V4H161ZM194 5H195V4H194ZM194 5H193V8L190 7L191 10H195V9H194ZM210 5H212V3H211ZM221 5H222V4H221ZM226 5H223V6H226ZM233 5H234V4H233ZM242 5H243V4H242ZM246 5H247V4H246ZM251 5H252V4H251ZM4 6H5V5H4ZM4 6H1V7H4ZM8 6H9V5H8ZM8 6H7V7H8ZM16 6H17V5H16ZM28 6H29V5H28ZM45 6H46V5H45ZM51 6H52V5H51ZM51 6H50V8H51ZM58 6H59V5H58ZM126 6H128V4H127ZM178 6L180 7V6H182V5H178ZM178 6H177V7H178ZM184 6H185V5H184ZM195 6H196V5H195ZM231 6H232V5H231ZM235 6H236V4H235ZM248 6H249V5H248ZM258 6H260V5H258ZM258 6L256 7V5H255L256 8H258ZM7 7H6V8H7ZM14 7H15V6H14ZM24 7H25V6H24ZM33 7H34V6H33ZM47 7H48V5H47ZM128 7H129V6H128ZM131 7H132V6H130V8H131ZM144 7H146V6H144ZM144 7H143V8H144ZM166 7H168V6L166 5ZM166 7H165V8H166ZM202 7H203V6H202ZM217 7H218V6H217ZM226 7H227V6H226ZM229 7H230V6H229ZM236 7L238 8V6H236ZM236 7H234V8H236ZM241 7H243V6H241ZM245 7H247V6H245ZM245 7H243V9H241V10L243 11ZM249 7H250V6H249ZM249 7L245 8V9H246V10H248V9L251 10V8H249ZM251 7H252V6H251ZM12 8H13V7H12ZM26 8H27V6H26ZM37 8H38V7H37ZM143 8H142V9H143ZM175 8H176V6H175ZM180 8L182 9V7H180ZM187 8H188V7H186V9H187ZM195 8H197V7H195ZM199 8H200V7H199ZM203 8L205 9L206 7H203ZM219 8H221V7L219 6ZM237 8H236V9H237ZM256 8L254 9V7H253V9H252L253 12L256 11ZM259 8H260V7H259ZM3 9H4V8H2L1 12L3 11ZM14 9H16V7H15ZM87 9H86V10H87ZM132 9H133V8H132ZM132 9H131V10H132ZM181 9H179V10L181 11ZM223 9H225V8H223ZM223 9H222L221 11H223ZM226 9H227V10H226ZM226 9H225L226 11H229V10H228V9H229L228 7H227ZM262 9H263V8H262ZM41 10H42V9H41ZM59 10H60V9H59ZM84 10H85V9H84ZM131 10H130V11H131ZM182 10H183V9H182ZM187 10H188V9H187ZM205 10H206V9H205ZM205 10H204V11H205ZM230 10H232V9H230ZM238 10H239V8H238ZM238 10H237V12H239ZM254 10H255V11H254ZM7 11L10 12L11 10H7ZM44 11H45L44 14L47 13V12H46V9H45ZM127 11H128V8H127ZM170 11H171V10H170ZM176 11H178V8H177ZM188 11H189V10H188ZM199 11H200V10H199ZM259 11H260V10L258 9V12H259ZM3 12L5 13L6 10L3 11ZM11 12H12V11H11ZM13 12H14V11H13ZM15 12H16V11H15ZM59 12H60V11H59ZM59 12L57 11V12H54V13H59ZM181 12H182V11H181ZM186 12H187V11H186ZM207 12H208V10H207ZM232 12H233V11H232ZM240 12H241V11H240ZM245 12H246V11H245ZM247 12H248V11H247ZM253 12H252V14H253ZM256 12H257V11H256ZM42 13H43V12H42ZM123 13H125L126 16L128 17V13H127L125 10H124ZM133 13H134V11L132 10V14H131L132 16L134 15ZM143 13H145V12H143ZM178 13H179V11H178ZM192 13H193V12H191L190 14H192ZM194 13H196V12H194ZM198 13H199V12H197V14H198ZM223 13H224V11H223ZM226 13H227V12H226ZM230 13H231V12H230ZM230 13L228 14V16H230ZM233 13H234V12H233ZM235 13H236V12H235ZM242 13H244V12H242ZM249 13L251 14V11H250ZM249 13H248V15H249ZM261 13H262V12H261ZM10 14H11V15H10ZM10 14H9V15H10V16H9L8 13H7V16H9V17L11 18L13 15H12V13H10ZM13 14H14V13H13ZM44 14H43V15H44ZM49 14H51V13H49ZM87 14H86V15H87ZM140 14H141V10H140ZM140 14H139V17H140ZM170 14H171V12H170ZM179 14H180V13H179ZM179 14H178V15H179ZM184 14H187V13H184ZM224 14H225V13H224ZM239 14H240V13H239ZM239 14H237V15L239 16ZM245 14H246V13H245ZM255 14H256V16H257V13H255ZM255 14H254V15H255ZM3 15H4V14H3ZM53 15H54V14H53ZM61 15H62V14H61ZM86 15H85V17L89 18L88 15H87V16H86ZM172 15H173V14H172ZM174 15H176V14H174ZM225 15H226V14H225ZM231 15H232V14H231ZM235 15H236V14H235ZM254 15H252V16H254ZM258 15H259V14H258ZM5 16H6V15H5ZM28 16H29V15H28ZM28 16H27V17H28ZM68 16H69V15H68ZM83 16H84V15H83ZM123 16H124V15H123ZM169 16H170V15H169ZM179 16H180V15H179ZM182 16H186V17H187V15H181V17H182ZM188 16H189V15H188ZM191 16H192V15H191ZM226 16H227V15H226ZM232 16H234V15H232ZM249 16H250V15H249ZM249 16H248V17H249ZM3 17H4V16H3ZM18 17H19V16H18ZM58 17H59V15H58ZM66 17H67V16H66ZM85 17H84V18H85ZM92 17H91V18H92ZM124 17H125V16H124ZM172 17H173V16H172ZM194 17H195V15H194ZM197 17L199 18V16H197ZM197 17H196V18H197ZM206 17H207V16H206ZM213 17H214V16H211V19H212ZM230 17H231V16H230ZM236 17H237V16H236ZM240 17H242V16H240ZM240 17H239V21H240ZM248 17H244V15H243L242 20H243V19L247 20ZM260 17H261V14H260ZM260 17L258 18V16H257V18H258L259 20H261ZM7 18H8V17H7ZM14 18H15V17H14ZM14 18H13V19H14ZM16 18H17V17H16ZM60 18H61V17H60ZM63 18H64V17H63ZM63 18H62V19H63ZM69 18H70V17H69ZM69 18L67 17L66 19H69ZM91 18H90V19H91ZM131 18H132V17H131ZM174 18H175V17H174ZM183 18H184V17H183ZM196 18H194V19L196 20ZM228 18H229V17H228ZM232 18H233V22H236V25H234L235 28H236V26L238 27V23H239V22L237 23V21H238L237 18H238V17H237V18L232 17ZM232 18H231V19H232ZM250 18H252V17H250ZM20 19H21V18H20ZM27 19H28V18H27ZM54 19H55V18H54ZM75 19H77V18H75ZM85 19H86V18H85ZM138 19H139V18H138ZM169 19H170V18H169ZM176 19H177V18H176ZM179 19H180V18H179ZM187 19H188V18H187ZM205 19H206V18H205ZM205 19H204V21H205ZM211 19H208L207 21H210ZM215 19H216V18H215ZM218 19H220V18L217 17V20H218ZM226 19H227V18H226ZM226 19H225V21H226ZM235 19H236L237 21H236ZM253 19H255V18L253 17ZM258 19H257V20H258ZM262 19H264V18H263V15H262ZM1 20H2V19H1ZM4 20H5V19H4ZM4 20H3V21H4ZM7 20H8V19H7ZM7 20H6V22H7ZM16 20H17V19H16ZM88 20H89V19H88ZM130 20H131V19H130ZM198 20H200L201 23L203 22V21H201V17H200V19H198ZM212 20H213V19H212ZM217 20H215V21H217ZM249 20H250V19H249ZM255 20H256V19H255ZM259 20L256 21L257 24H258ZM3 21H2V22H3ZM10 21L13 22V20H10ZM41 21L43 22V20H41ZM60 21H61V20H60ZM66 21H68V20H66ZM66 21H65V22H66ZM123 21H124V20H123ZM134 21H136V20H134ZM134 21H133V22H134ZM137 21H138V20H137ZM152 21H153V20H152ZM183 21L186 23L188 20L185 21V19H184ZM189 21L191 22L190 18H189ZM192 21H193V20H192ZM219 21H220V20L217 21L218 24L220 23ZM221 21H222V19H221ZM225 21H223L224 24H225ZM0 22H1V21H0ZM2 22H1V25H2ZM14 22H15V21H14ZM77 22H78V21H77ZM131 22H132V21H131ZM150 22H151V21H150ZM154 22H155V19H154ZM158 22H160V21H158ZM158 22H155V23L158 24ZM170 22H171V21H169L168 23H170ZM172 22H174V21H172ZM178 22H179V21H177V24H179V23L181 22V26H182V23H183V22H182L181 20H180L179 23H178ZM190 22H189V23H190ZM223 22H222V23H223ZM230 22H232V20H231ZM233 22L231 23L232 25L235 24V23H233ZM242 22H244V20H243ZM246 22L248 23V20H247ZM249 22L252 23V22H254V20H253V21H249ZM261 22H263V21H261ZM15 23H17V22H15ZM44 23H45V22H44ZM71 23H72V22H71ZM88 23H91V20H90V22L88 21L86 24H88ZM121 23H122V22H121ZM125 23H128V22H124V24H125ZM134 23H135V22H134ZM141 23H143V22L141 21ZM187 23H188V22H187ZM192 23H193L192 25L195 27L196 23H195V24H194V22H192ZM201 23H200V24H201ZM205 23H206V22H205ZM205 23L203 22V24H205ZM208 23H211V22H208ZM222 23H220V24H222ZM226 23H229V22L227 21ZM244 23H245V22H244ZM254 23H255V22H254ZM13 24H14V23H12L11 26H12ZM49 24H50V23H49ZM51 24H52V23H51ZM66 24H67V23H66ZM119 24H120V25H119ZM124 24H123V25H124ZM132 24H133V23H132ZM161 24H164V21H163ZM161 24H160V25H161ZM174 24H175V23H174ZM174 24H173V25H174ZM177 24L175 25V27L177 26ZM198 24H199V23H198ZM198 24H197V25H198ZM218 24H216L217 27H218ZM231 24H230V25H231ZM245 24H246V23H245ZM262 24H264V22H263ZM262 24H261V26L263 27ZM1 25H0V26H1ZM18 25H19V23H18ZM54 25H57V24H54ZM74 25H75V24H74ZM74 25H73V26H74ZM91 25H92V23H91ZM143 25H144V24H143ZM149 25H150V24H149ZM149 25H148V26H149ZM152 25L154 26V24H152ZM160 25H159V26H160ZM209 25H210V24H209ZM209 25H208V26H209ZM211 25H212V26H216L214 23L211 24ZM225 25H226V24H225ZM232 25H231V26H232ZM240 25H242L241 22H240ZM240 25H239V28H240ZM249 25H253V26H254L253 23H252V24H249ZM255 25H256V24H255ZM258 25L260 26V24H258ZM258 25H257V27H258ZM21 26H22V24H21ZM33 26H34V25H33ZM37 26H38V25H37ZM46 26H47V25H46ZM89 26H90V25H89ZM93 26H94V25H93ZM93 26H91V27H93ZM95 26H96V24H95ZM134 26H135V25H134ZM137 26H138V24L136 25V27H133V25H132V28L135 29V30H138ZM144 26H145V25H144ZM159 26H157V27H159ZM179 26H180V25H179ZM179 26L177 27L178 29H180ZM183 26H184V24H183ZM183 26H182V28H185V27H183ZM185 26H189V25L187 24V25H185ZM202 26H203V25H202ZM206 26H207V25H206ZM208 26H207V29L205 28V25L203 26V28L206 29V30H204V32L208 30V28H209ZM221 26H222V25H221ZM231 26H230V27H231ZM243 26H244V25H242L241 27L243 28ZM1 27H3V25H2ZM1 27H0V30L4 28V27H3V28H1ZM8 27H10V26H8ZM26 27H27V26H26ZM26 27H25V28H26ZM31 27H32V26H31ZM42 27H43V25H42ZM48 27H49V26H48ZM83 27H86V26H83ZM87 27H88V25H87ZM124 27H125V25H124ZM126 27L128 28L127 25H126ZM126 27H125V28H126ZM151 27H152V26H151ZM157 27H155V28H157ZM161 27H162V26H161ZM165 27H167L166 24H165ZM168 27H169V26H168ZM172 27H174V26L171 25L170 28H172ZM198 27H199V26H198ZM210 27H211V26H210ZM219 27H220V25H219ZM222 27H223V26H222ZM222 27H221V28H222ZM257 27L255 26V28H257ZM13 28H14V26H13ZM18 28H19V27H18ZM50 28H51V27H50ZM50 28H48V29L50 30ZM89 28H90V27H89ZM125 28H124V29H125ZM127 28H126V31H127ZM145 28H146V27H145ZM152 28H154V27H152ZM155 28H154V29H155ZM159 28H160V27H159ZM170 28H169V29H170ZM186 28L188 29L189 27H186ZM201 28H202V27H200V29H201ZM211 28H212V27H211ZM211 28H210L209 30H211ZM213 28H215V27H213ZM221 28H220V29H221ZM228 28H229V26H228ZM239 28H238V30H239ZM242 28H240V29H242ZM246 28H247V25H245V28H243V29H246ZM251 28H252V26H251ZM253 28H254V27H253ZM4 29H5V28H4ZM31 29H32V28H31ZM38 29L40 30L39 27H38ZM44 29H45V28H44ZM48 29H45V31H47ZM51 29H52V28H51ZM53 29H54V28H53ZM87 29H88V28H87ZM94 29H95V27H94ZM96 29H98V28H96ZM96 29H95V31H96ZM154 29H151V30L153 31ZM157 29H158V28H157ZM161 29H162V28H161ZM163 29H164V28H163ZM163 29H162V30H163ZM167 29H168V28H167ZM172 29H173V28H172ZM192 29H194V28H192ZM200 29H199V32L202 31V29H201V30H200ZM217 29H218V28H217ZM220 29H219V30H220ZM223 29L225 30V28H223ZM232 29H233V28H232ZM7 30H8V28H7ZM7 30L5 29V31H7ZM15 30H16V29H15ZM22 30H23V29H22ZM34 30H35V29H34ZM66 30H67V29H66ZM73 30H75V29H73ZM73 30H70V31H72V33L74 34ZM81 30H82V29H81ZM90 30H91V28H90ZM90 30H89L88 32H90ZM100 30H102V29H100ZM100 30H99V31H100ZM103 30H104V29H103ZM103 30H102V36H103ZM151 30H150V31H151ZM155 30H156V29H155ZM189 30H190V32H191V29H190V28H189ZM194 30L197 31V29H194ZM194 30H192V31L195 32ZM209 30H208V31H209ZM256 30H257V29H256ZM256 30H255V31H256ZM261 30H262V29H261ZM263 30H264V29H263ZM1 31H2V30H1ZM5 31L3 30V32H5ZM26 31H27V30H26ZM50 31H51V30H50ZM70 31H69V32H70ZM82 31H83V30H82ZM85 31H86V30H84V32H85ZM92 31H93V29H92ZM92 31H91V32H92ZM111 31H112V30H111ZM124 31H125V30H124ZM124 31H123V32H124ZM126 31H125V32H126ZM139 31H140V30H139ZM157 31H159V29L156 30V32H155L156 35L159 34V33L157 34ZM166 31H167V30H166ZM166 31H165V32H166ZM170 31H172V30H170ZM170 31H169V32H170ZM178 31H179V30L175 31V30L173 29L172 32H174V33L176 34ZM180 31H182L181 34H183V29H180ZM184 31H185V30H184ZM208 31H207V32H208ZM212 31H213V30H212ZM214 31H215V30H214ZM214 31H213V32H214ZM220 31H222V29H221ZM234 31H235V30H234ZM234 31H233V32H234ZM248 31H250V30H248ZM255 31H254V33H255ZM258 31H259V30H258ZM3 32L0 33V44L3 43V42L5 41V39L8 40V39L6 38V36H8V35L10 34V33L5 34L6 32H5V33H3ZM9 32H10V31H9ZM13 32H14V31H13ZM27 32H28V31H27ZM59 32H60V29H59ZM63 32H64V31H63ZM93 32H94V31H93ZM125 32H124V33H125ZM130 32H131V31H130ZM130 32H129V34H130ZM142 32H145V29L142 30ZM165 32H164V33H165ZM187 32L189 33V31H187ZM193 32H192V33H193ZM197 32H198V31H197ZM204 32H201V33H204ZM209 32H211V31H209ZM239 32L241 33L242 31L240 30ZM244 32L247 33L246 30H244L243 33H244ZM18 33H20V30H19ZM21 33H22V32H21ZM50 33H51V32H50ZM61 33H62V32H61ZM75 33H76V32H75ZM94 33H95L97 36H98V34H99V32H98V34H97V32H94ZM94 33H93V34H94ZM109 33H111V32L109 31ZM120 33H119V35L121 36L123 33H122V34H120ZM136 33H137V32H136ZM139 33H140V32H139ZM151 33H152V32H151ZM160 33H161V32H160ZM178 33H180V32H178ZM192 33H190V34L192 35ZM201 33H199V34H201ZM216 33H217V31H215V34H216ZM219 33H221V32H219ZM219 33H218V34H219ZM25 34L28 35L27 33H25ZM35 34H36V33H35ZM39 34H40V33H39ZM39 34H38V35H39ZM42 34H43V33H42ZM45 34H46V33H45ZM52 34H53V33H52ZM59 34H60V33H59ZM81 34H83V33H81ZM90 34H91V33H90ZM90 34L88 33L89 36H90ZM105 34H106V33H105ZM105 34H104V35H105ZM111 34L113 35V33H111ZM134 34H135V33H132L133 36H134ZM181 34H179V35H181ZM186 34H187V33H186ZM186 34H183V35L185 36ZM197 34H198V33H196V35H197ZM206 34H207V33H205V35H206ZM209 34H210V33H208V37H209V38L207 37L208 39H210V37H211V36L213 37V35H214V33H213V35H211V34H212V33H211V34H210L211 36H209ZM235 34H236V33H235ZM255 34H257V33H255ZM29 35H31V33H30ZM48 35H50V34H48ZM48 35H47V36H48ZM67 35H68V34H67ZM91 35H92V34H91ZM106 35H108V34H106ZM109 35H110V34H109ZM109 35H108V36H109ZM112 35H111V36H112ZM123 35H124V34H123ZM123 35H122V36H123ZM125 35H127V33H126ZM125 35H124V36H125ZM130 35H131V34H130ZM140 35H141V34H140ZM149 35L152 36L151 34H149ZM149 35H148V36H149ZM153 35H154V32H153ZM156 35H155V37H156ZM164 35H165V36H164ZM164 35H163V32H162V36H161V35H160V36L163 37V39H164V37H165V38H168V37L166 36V35H167V32H166V34H164ZM176 35H178V34H176ZM183 35H182V36H183ZM193 35H194V34H193ZM202 35H203V34H202ZM236 35L238 36V33H237ZM241 35H242V34H240V36H241ZM245 35H246V34H245ZM245 35H243V36H245ZM258 35H261V34H258ZM18 36H19V35H18ZM21 36H22V35H21ZM39 36H40V35H39ZM41 36H42V35H41ZM59 36H60V35H59ZM62 36H63V35H62ZM82 36L84 37V34H83ZM114 36H118V35H114ZM120 36H118V37L120 38ZM128 36H129V35H128ZM128 36H127V37H128ZM136 36H137V35H135V37H136ZM138 36H139V35H138ZM138 36H137V37H138ZM142 36H143V34H142ZM160 36H159V37H160ZM189 36H190V35H189ZM199 36H200V35H199ZM206 36H207V35H206ZM217 36H218V35H217ZM220 36H222V34H221ZM228 36H229V35H228ZM11 37H12V34H11ZM50 37H51V36H50ZM52 37H53V36H52ZM91 37H92V36H91ZM105 37H106V36H105ZM105 37H102L101 39L104 41ZM153 37H154V36H153ZM155 37H154V38H155ZM159 37H158V40L161 39V37H160V38H159ZM169 37H171V36H169ZM178 37H179V36H178ZM178 37H177V38H178ZM180 37H181V36H180ZM195 37H196V36H195ZM212 37H211V38H212ZM214 37H215V36H214ZM222 37H223V36H222ZM222 37H221V38H222ZM246 37H247V36H246ZM250 37H251V36H250ZM256 37H257V36H256ZM260 37H264V36H260ZM9 38H10V37H9ZM18 38H19V37H18ZM23 38H26V39H27L26 41H28V45H29V42H31V41L28 40V38L25 37V35L23 36ZM36 38H37V37H36ZM44 38H45V36H44ZM74 38H75V37H74ZM74 38H72V39H74ZM76 38H77V36H76ZM80 38H82V37H80ZM80 38L78 39V42L80 41ZM97 38L99 39V36L96 37V39H97ZM116 38H117V37H116ZM116 38H111V40H112V39H113V40H116V42L118 43V40H117ZM121 38H122V37H121ZM121 38H120V39H121ZM128 38H129V37H128ZM133 38H134V37H133ZM139 38H141V37L139 36ZM139 38H138V39H139ZM143 38H144V37H143ZM181 38H182V37H181ZM181 38H180V39H181ZM184 38L186 39V37H184ZM187 38L189 39L188 36H187ZM190 38H191V37H190ZM193 38H194V37H193ZM196 38H197V37H196ZM199 38H200V37H199ZM199 38H198V39H195V38H194V39H195L196 41H197V40L200 41ZM207 38H206V40H208ZM217 38H218V37H217ZM221 38L219 37V40H220ZM231 38H233V37H231ZM235 38H236V37H235ZM240 38H242V37H240ZM240 38H239V40L236 39V43H239V42H237V41H241ZM254 38H255V37H254ZM19 39H20V38H19ZM37 39H38V38H37ZM86 39H87V38H86ZM86 39H85V40H86ZM107 39H109V38L107 37ZM107 39H105L104 43L100 41L101 43H103V44H102V48H103V45L105 44L104 47H106V49H107V46H106V45L108 44L107 42L110 40V39H109V40H107ZM123 39H125V38H123ZM129 39H131V37H130ZM147 39H148V37H147ZM147 39H146V41H147ZM156 39H157V38H156ZM163 39H162V40H163ZM170 39H171V40H169V39H168V40H169V41H173L174 38L171 37ZM182 39H183V38H182ZM182 39H181V40H182ZM191 39H192V38H191ZM194 39H193V40H194ZM200 39H201V41H203L204 37H203V39H202V37H201ZM223 39H225V37H224ZM233 39H234V38H233ZM233 39H232L231 41L234 42ZM255 39H256V40L259 39V36H258L257 38H255ZM260 39H261V38H260ZM10 40H11V38H10ZM13 40H15V39H13ZM21 40H23V39H21ZM21 40H17V41H20V42L23 43V41H24L25 39H24L23 41H21ZM32 40H33V39H32ZM41 40H42V39H41ZM55 40H56V39H55ZM65 40L68 41V39H65ZM69 40H71V39L69 38ZM74 40L76 41V39H74ZM83 40H84V38H83ZM87 40H88V39H87ZM106 40H107V42H106ZM121 40H122V39H121ZM121 40H120V45L122 44V43H121ZM126 40H128V39H125V40H122V41H123V42H124V41L126 42ZM133 40H134V39H133ZM149 40H150V39H149ZM153 40H154V39H153ZM153 40H152V41H153ZM158 40H156V41H158ZM162 40H161V41H162ZM168 40H167L166 44H167V43H168V44L170 43V42H168ZM176 40H177V39H176ZM206 40H205V41H206ZM215 40H216V39H215ZM219 40H218V42H220V41H223V42H224V40H220V41H219ZM228 40H229V38H228ZM228 40H225V43L230 41V40H229V41H228ZM242 40H243V39H242ZM253 40H254V39H253ZM261 40H264V38H262ZM26 41H24V42H25V45H26V43H27ZM37 41H38V40H37ZM63 41H64V40H63ZM63 41H62V42H63ZM72 41H73V40H72ZM72 41H71V42H72ZM75 41H74V42H75ZM90 41H91V42L93 41V43H94V40H92V38H91ZM136 41H137V38H136ZM152 41L150 40V41H148V42H151V43H152ZM156 41H154V42H156ZM161 41L159 40V45H161V44H160ZM174 41H175V39H174ZM178 41H180V40L178 39ZM183 41H184V39H183ZM185 41H186V40H185ZM185 41H184V42H185ZM198 41H197V42H198ZM205 41H204V42H205ZM213 41H214V40H213ZM248 41H250V39H249ZM8 42H9V41H8ZM10 42H11V41H10ZM10 42H9V43H10ZM53 42H54V41H53ZM59 42H60V40H59ZM74 42H73V43H74ZM81 42H82V41H81ZM88 42H89V41H87V42H83V43H81V44H84V43H87V44H88ZM96 42L98 43V41H95V43H96ZM100 42H99V45H101ZM105 42H106V43H105ZM125 42H124V43H125ZM127 42H128V41H127ZM129 42H130V40H129ZM132 42H133V41L131 40L130 43H132ZM138 42H139V41H138ZM138 42H137V44H139L140 42H145V40H144V39L142 40V38H141L140 42H139V43H138ZM163 42L165 43V41H162V43H163ZM184 42H183V44H184ZM206 42H207V44L209 43L208 41H206ZM211 42H212V40H211ZM218 42H217V43H218ZM253 42H254V44H255V41H253ZM258 42H259V40H258ZM14 43L16 44V41H15ZM14 43L11 42L10 44L12 45V44H14ZM22 43H21V44H22ZM34 43H35V42H34ZM40 43H41V42H39V44H40ZM43 43H48V42H44V40H43ZM55 43H56V44H55V46H56L58 42H55ZM89 43H90V42H89ZM95 43L93 44V46H95ZM109 43H110V41H109ZM113 43H114V41H113ZM113 43H111V44H113ZM134 43H135V42H133L132 44L135 45ZM164 43H163V44H164ZM174 43H175V42H174ZM174 43L171 44V45H174V46H175L176 44H174ZM180 43H181V42H180ZM189 43H190V42L188 41L187 44L189 45ZM192 43H194V42L192 41ZM201 43H202V42H201ZM212 43H213V42H212ZM214 43H215V41H214ZM217 43H216V45H218ZM225 43H224V44H225ZM236 43H235V45H236ZM240 43H241V42H240ZM240 43H239V44H240ZM263 43H264V42H263ZM3 44H5V42H4ZM10 44H9V45H10ZM21 44L17 43L16 45H21ZM32 44H33V43H32ZM36 44H37V43H36ZM39 44H38V45H39ZM49 44H50V43H49ZM51 44H52V42H51ZM68 44H69V43H68ZM68 44H67V45H68ZM81 44H80V45H81ZM87 44H85V45H87ZM118 44H119V43H118ZM125 44H127V45L129 46L128 43H125ZM144 44L146 45V43H144ZM144 44L141 43L142 46H143ZM157 44H158V43H157ZM168 44H167L166 46H168ZM178 44H179V42H178ZM202 44H203V43H202ZM202 44H201V45H202ZM207 44H205V45H207ZM220 44H221V45H224L223 43H220ZM231 44H233V43H231ZM231 44H229V46H231ZM257 44H258V43H257ZM260 44H262L261 41H260ZM5 45H6V44H5ZM9 45L7 44V47H8ZM11 45H10V46H11ZM43 45H44V44H43ZM52 45H53V44H52ZM52 45H51V46H52ZM60 45H61V44H60ZM65 45H66V44H65ZM71 45H73V44H71ZM77 45H79V44H77ZM99 45H96V46H99ZM108 45H109V44H108ZM115 45H116V43H115ZM120 45H119V46H120ZM127 45H126V46H127ZM145 45H144V46H145ZM147 45H149V44H147ZM152 45H153V47L156 46V45H154V44H152ZM179 45H180V46H179ZM179 45H178V46H179V47H182V48L185 47V46H186V48H187V46H188V45H185V44H184L185 46H183V45H181V44H179ZM191 45H192V44H191ZM195 45H196V42H195ZM195 45H194V48H196ZM208 45L210 46V44H208ZM211 45H212V44H211ZM225 45H226V44H225ZM227 45H228V44H227ZM235 45H234V46H235ZM251 45H252V43H251ZM10 46H9V48L12 49ZM40 46H41V45H39V47H40ZM44 46H45V45H44ZM46 46H47V45H46ZM69 46H70V45H69ZM69 46H68V47H69ZM81 46H82V45H81ZM87 46H89V44H88ZM109 46H110V45H109ZM109 46H108V47H109ZM112 46H113V45H112ZM131 46H132V45H131ZM136 46L140 49V44H139V46H138V45H136ZM142 46H141V48L143 49L144 46H143V47H142ZM157 46H158V45H157ZM157 46H156V48H157ZM169 46H170V45H169ZM169 46H168V47H169ZM174 46H171V47H174ZM196 46H198V45H196ZM203 46H204V45H203ZM203 46H202V47H203ZM234 46L232 45L231 48L234 47ZM255 46H256V44H255ZM255 46H254V47H255ZM7 47L5 46V47H3V48H6V50H7ZM12 47H14V45H12ZM26 47H27V46H25V48H26ZM61 47H62V46H61ZM61 47H60V48H61ZM71 47H72V46H71ZM77 47H78V46H77ZM79 47H80V46H79ZM83 47L85 48L84 45H83ZM99 47H100V46H99ZM99 47H96V48H99ZM122 47H123V48H122ZM122 47H121L122 50H124V47H125V46L123 45ZM129 47H130V46H129ZM129 47H128V48L125 47V49H126V48L129 49ZM132 47H133V46H132ZM132 47H130V48H131L130 50H132ZM147 47H148V46H147ZM147 47H145V48H147ZM151 47H152V46H151ZM158 47H160V46H158ZM163 47H165V46H162V48H163ZM168 47H165V48L168 49ZM175 47H176V46H175ZM198 47H200V45H199ZM219 47H220V46H219ZM226 47H228V46H226ZM237 47H239V45H238ZM248 47H249V46H248ZM262 47H263V46H262ZM15 48H16V47H15ZM15 48H14V49H15ZM18 48H20V47H18ZM22 48H23V47H22ZM35 48H38V46H36ZM42 48H43V46H42ZM44 48H45V47H44ZM50 48H51V47H49V49H50ZM69 48H70V47H69ZM72 48H73V47H72ZM72 48H70V49H72ZM81 48H82V47H81ZM86 48H88V47H86ZM86 48H85V49H86ZM93 48H94V47H93ZM93 48H91V49H92L93 51H95L94 49H96V48H94V49H93ZM102 48H99V49H102ZM110 48H112V47H110ZM133 48H135V47H133ZM145 48H144V50H145ZM156 48H155V50H156ZM162 48L159 49L158 51L162 50ZM190 48H193V47L190 46ZM205 48H206V47H205ZM205 48H203V49H205ZM207 48H208V47H207ZM209 48H210V47H209ZM216 48H217V47H216ZM220 48H221V51H222V48H223V47L221 46ZM220 48H218L217 50L219 51ZM228 48H229V47H228ZM228 48H226V49H228ZM259 48H260V47H259ZM259 48H258V49H259ZM263 48H264V47H263ZM0 49H2V46H1ZM23 49H24V48H23ZM30 49H31V48H30ZM39 49H40V48H39ZM47 49H48V48H47ZM57 49H58V48H57ZM57 49H54V50L57 51ZM70 49H69V50H70ZM79 49H80V48H79ZM82 49H83V48H82ZM85 49L83 50V51H85L84 53H83V51H81V53H83V55H84V54H88V53H86V50H85ZM104 49H105V48H104ZM113 49H114V48H113ZM113 49H112V50H113ZM127 49H126V50H127ZM139 49H137V50H139ZM148 49L150 50V48H148ZM167 49H166V51H167ZM176 49H177V47H176ZM176 49H175V48H172L173 52H174V53L176 54V56H177L178 50L176 51V52H177V53H176V52H175ZM178 49H179V48H178ZM187 49H189V48H187ZM197 49H198V48H197ZM197 49H194V50L192 49V50H193V51H195V50L197 51ZM214 49H215L214 46H213L212 48H210L211 51L214 50ZM241 49H243V48H241ZM256 49H257V46H256ZM261 49H262V48H261ZM3 50H4V49H3ZM3 50H1V51H3ZM6 50H5V51H6ZM42 50H43V49H41L40 51L42 52ZM44 50H45V49H44ZM62 50H63V49H62ZM66 50H68V49H65V51H66ZM69 50L67 51V53L69 52ZM72 50H73V49H72ZM74 50H75V49H74ZM97 50H98V49H97ZM102 50H103V49H102ZM110 50H111V49H110ZM110 50H109V51H110ZM116 50H117V48H116ZM122 50H121V53H122ZM130 50H128V51H130ZM135 50H136V49H135ZM151 50H153V48H152ZM168 50H169V49H168ZM172 50H171V51H172ZM179 50L181 51L182 49H179ZM200 50H201V49H200ZM200 50H199V51H200ZM205 50H206V49H205ZM210 50H209V54H210V52H211ZM215 50H216V49H215ZM215 50H214V54H215V55L212 54V56L214 55V56H216V57H217V56L220 57V53H221V52H218V51H217L218 53H216ZM224 50H225V48H224ZM224 50L222 51L221 58L223 57L224 54H227V52L229 51V50H228V51H226V53H225ZM233 50L236 51L235 47L233 48ZM238 50H239V49H238ZM238 50H237V51H238ZM254 50H255V48H254ZM14 51H15V50H14ZM17 51H18V50H17ZM17 51H15V52H17ZM28 51H29V50H28ZM76 51H77V50H76ZM79 51H80V50H79ZM79 51H78V52H79ZM93 51H92V55H93ZM100 51H101V50H99V52H100ZM103 51H105V50H103ZM119 51H120V50H119ZM124 51H125V50H124ZM128 51H127V52H128ZM145 51H147V50H145ZM145 51H143V52H145ZM158 51H157V52H158ZM164 51H165V49L163 50V52H162V51H161V52L164 53ZM166 51H165V52H166ZM182 51H186V50L183 48ZM182 51H181V52H182ZM202 51H203V50H202ZM247 51H248V50H247ZM252 51H253V50H252ZM260 51H261V50H260ZM263 51H264V50H263ZM11 52H12V51H11ZM51 52H52V51H51ZM101 52H102V51H101ZM130 52H131V51H130ZM135 52H137V51H134V50H133L134 55L139 54V53H136V54H135ZM138 52H139V51H138ZM169 52H170V51H169ZM173 52H170V53H173ZM186 52H187V51H186ZM191 52H192V51H191ZM206 52H208V51H206ZM206 52H203V54L206 53ZM223 52H224V54H223ZM257 52H258V51H257ZM261 52H262V51H261ZM1 53H2V52H1ZM6 53H7V52H6ZM13 53H14V52H13ZM17 53H18V52H17ZM28 53H29V52H28ZM28 53H27V54H28ZM32 53H33V51H32ZM32 53H31V54H32ZM34 53H35V51H34ZM42 53H43V52H42ZM42 53H41V56L43 55ZM55 53H56V52H55ZM62 53H63V52L60 53L61 56H62ZM71 53L73 54V52H71ZM75 53H77V52H75ZM81 53L78 54V55H81ZM95 53H97V52H95ZM104 53H105V52H104ZM104 53H102V54H104ZM111 53H112V52H111ZM111 53H110V55H111ZM115 53H116V52H115ZM121 53H120V54H121ZM128 53H129V52H128ZM128 53H127V54H128ZM133 53L131 54V56L133 55ZM149 53H150V52H149ZM166 53H167L166 58H167V57L169 58L168 51H167ZM170 53H169V54H170ZM187 53H188V52H187ZM187 53H186V54H187ZM211 53H212V52H211ZM230 53H231V52H230ZM233 53H234V52H233ZM243 53H244V52H243ZM243 53H242V54H243ZM249 53L251 54L252 52L249 51L248 54H249ZM8 54H10V53L8 52ZM8 54H7V55H8ZM14 54H15V53H14ZM20 54H21V52H20ZM39 54H40V53H39ZM49 54H50V53H49ZM56 54H58V52H57ZM90 54H91V53H90ZM97 54H98V53H97ZM102 54H100V55H98V56L103 57ZM125 54H126V53H125ZM142 54H143V53H142ZM157 54H158V53H157ZM160 54H161V53H160ZM160 54H159V58H160ZM175 54H174V55H175ZM203 54H202V55H203ZM207 54H208V53H207ZM216 54H218V55H216ZM253 54H254V56H253ZM253 54H252V56H253L254 58H257V57H255L257 54H256V55H255V53H253ZM4 55H5V53L1 55V58H2V59L0 58V60L6 62L7 59H8V57L5 58V59H6V61H5V59L2 57V56H4ZM68 55H69V53H68ZM68 55H67V56H68ZM70 55H71V54H70ZM70 55H69V56H70ZM74 55H75V54H74ZM74 55H72L73 58H74ZM83 55H82V56H83ZM106 55H108V54H107V53L104 54V56L106 57V59H105L104 57H103L104 60L101 58V60H100L101 62H102V60H103V61H105V60L107 61V56H106ZM129 55H130V54H128V57H129ZM134 55H133L132 58L135 59L136 56L134 57ZM140 55H141V53H140ZM144 55H146V54H144ZM149 55H150V54H149ZM149 55H147V56H149ZM155 55H156V53L154 54V56L151 55L152 58H156V57H157V59H158V56H155ZM179 55H180V52H179L178 56H179ZM188 55H189V54H188ZM229 55H230V54H229ZM8 56H9V55H8ZM14 56H15V55H13V57H14ZM19 56H21V55H19ZM28 56H29V55H28ZM28 56H26V57H28ZM33 56L35 57V55H33ZM45 56H47V55H45ZM48 56L50 57L51 55H48ZM55 56H56V55H55ZM59 56H60V55H59ZM61 56H60V57H61ZM64 56H65V54H64ZM67 56H66V57H67ZM69 56H68V58H71V57H72V56H71V57H69ZM85 56H86V55H85ZM85 56H84V58H86ZM96 56H97V55H96ZM138 56H139V55H138ZM147 56H143V57L145 58V57H147ZM164 56H165V55H163V57H164ZM170 56H172V55L170 54ZM208 56H210V55H207V56H206V54H205V56L203 55V57H206V58H207ZM226 56L228 57V54L225 55L224 57H226ZM231 56H233V54H232ZM234 56H235V55H234ZM250 56H251V55H250ZM252 56H251V57H252ZM34 57L31 56L32 59H33ZM115 57H117V56L115 55ZM120 57H121V56H120ZM123 57H124V59H125V60H124L125 62H127L129 59H131V62H130V63H131V66H134V65H135V64L132 65V58H131V57H129L128 60H126L125 55L122 56V58H123ZM126 57H127V56H126ZM174 57H175V56H174ZM179 57H180V56H179ZM179 57H178V59H177V58H176V59H175V58L173 59V56H172V60H171V59H170V60H171V61H173V60L176 61V60H177V62H178V61H179ZM181 57H182V54H181ZM181 57H180V58H181ZM184 57H185V55H184ZM186 57H187V56H186ZM188 57H189V56H188ZM195 57H196V59H197V58H198V55H195L191 60H194ZM199 57H200V56H199ZM238 57H240V56H238ZM242 57H243V56H242ZM242 57H241V58H242ZM251 57H250L249 59H251ZM253 57H252V61H254V60H253ZM14 58L16 59V57H14ZM21 58L23 59V58H25V57H21ZM50 58H51V57H50ZM76 58H77V56H76ZM80 58L83 59V62H85V59H84L83 57H80ZM89 58H90V57H89ZM89 58L87 57L86 59L88 60ZM148 58H149V57H148ZM150 58H151V57H150ZM152 58H151V61H152V60H155V61H156V59H152ZM164 58H165V57H164ZM170 58H171V57H170ZM209 58H210V57H209ZM209 58H207L206 60L204 59L206 62H205V61L203 60V58H202V62H203L204 64H202V63L200 62V63H201V66H202V65H205V63L208 62L207 60H208ZM211 58H213V57H211ZM228 58L230 59V57H228ZM3 59H4V60H3ZM12 59H13V58H12ZM12 59H11V60H12ZM39 59H40V58H39ZM52 59H53V58H52ZM54 59H55V58H54ZM54 59H53V61H55ZM64 59H65V60H68V59H66V58H64ZM74 59H75V58H74ZM77 59H79V58H77ZM93 59H96V58H94V56H93ZM99 59H100V58H99ZM108 59H109V58H108ZM139 59H140V58H138V61H140ZM142 59H143V58H142ZM181 59L186 60L185 58H181ZM181 59H180V60H181ZM196 59H195V60H196ZM200 59H201V57L199 58V60H200ZM216 59H218V58H216ZM219 59H220V58H219ZM223 59H224V58H223ZM229 59H227V61H228ZM8 60H9V59H8ZM11 60H10V61H11ZM16 60H17V59H16ZM19 60H20V58H19ZM19 60H18V61H19ZM26 60H27V58H26ZM75 60H76V59H75ZM79 60H80V59H79ZM96 60H97L96 62H98V58H97ZM110 60H111V58H110L107 62H109ZM114 60H115V59H114ZM117 60H119V59L117 58ZM117 60H115V62H119V61H117ZM121 60H122V59L120 58V61H121ZM135 60L137 61V59H135ZM135 60H133V63H134ZM146 60H147V59H146ZM170 60H167L168 63H170ZM187 60H188V59H187ZM199 60H198V61H199ZM225 60H226V59H225ZM241 60H242V59H241ZM20 61H22V60H20ZM28 61H31V60L28 59ZM32 61H33V60H32ZM45 61L48 62V60H45ZM70 61H72V58H71ZM93 61H95V60H93ZM100 61H99V62H100ZM106 61H105V62H106ZM124 61H123V62H124ZM141 61H142V60H141ZM143 61H144V60H143ZM147 61H148V60H147ZM149 61H150V60H149ZM151 61H150V62H151ZM155 61H154V62H155ZM158 61H159V60H158ZM161 61H162V60H161ZM163 61H164V60H163ZM163 61H162V62H163ZM175 61H173V63H174V64H175V63L177 64V62H175ZM196 61H197V60H196ZM198 61H197V62H198ZM215 61H216L215 63L217 64L218 60H215ZM221 61H222V60H221ZM233 61H234V58H233ZM11 62H13V61H11ZM15 62H16V61H15ZM41 62H42V58H41ZM43 62H44V61H43ZM50 62H51V60H50ZM50 62H49V64H51ZM56 62H57V60H56ZM62 62H63V61H62ZM65 62H66V61H65ZM73 62H74V61H73ZM75 62H76V61H75ZM83 62H79V61L76 62V63H78L77 65H79V66H76V67L79 68V69H76V70L79 71V70H80L83 66H85V65H86V66H85L84 68H86V67L88 68V65H87L86 63H87V62L89 63V61L85 62V63H84L85 65L82 64ZM90 62H92V61H90ZM101 62H100V64H101ZM110 62H111V61H110ZM112 62H113V60H112ZM123 62H122V63H123ZM128 62H129V61H128ZM156 62H157V61H156ZM159 62H160V61H159ZM183 62H185V61L182 60V63H183ZM258 62H259V61H256V65L259 64ZM0 63H2V62L0 61ZM7 63H8V62H7ZM13 63H14V62H13ZM16 63H17V62H16ZM20 63H21V62H20ZM30 63H31V62H30ZM32 63H33V62H32ZM39 63H40V62H39ZM52 63H53V62H52ZM58 63H59V62H58ZM79 63H81V64H79ZM119 63H121V62H119ZM122 63H121V64H122ZM135 63H136V62H135ZM139 63H140V62H139ZM143 63H144V62H143ZM143 63H140V64H142V66H144ZM148 63H149V62H147V64H148ZM160 63H161V62H160ZM166 63H167V62H166ZM173 63L170 64L171 66H170L169 64L166 65V68H167V69L170 68V70L168 69L169 71H168L166 68L163 69V70H164V71L167 70V72L170 74V73H171V72H170V71H171V67H172V64H173ZM178 63H181V62L179 61ZM182 63H181V65H180V64H177V65L182 67ZM185 63H186V62H185ZM185 63H184V65H183L184 67H185ZM192 63L195 64V61L192 62ZM212 63H213V60H212ZM220 63H221V62H220ZM226 63H227V62H226ZM248 63L251 64L252 62H248ZM11 64H12V63H11ZM18 64H19V63H17V65H18ZM27 64H28V63H27ZM54 64H55V62H54ZM54 64H52V65H54ZM64 64H65V63H64ZM71 64L74 65V63H72V62H71ZM71 64H69L68 66H70ZM92 64H95V63L93 62V63H91V65H92ZM103 64H104V63H103ZM110 64H111V63H110ZM114 64H115V63H114ZM125 64H126V63H125ZM136 64H137V63H136ZM140 64H139V65H140ZM152 64H155V63H152V62H151V64H149L148 67L151 66ZM164 64H165V63H163V65H164ZM176 64H175V66L177 67ZM238 64H239V63H238ZM245 64H247V61H246V63H244V65H245ZM250 64H249V65H250ZM253 64H254V67L252 66V69L250 68L251 70H253V68H256V67H255V62H254ZM7 65H8V64H6V66H7ZM14 65H15V63H14ZM14 65H13V64H12V65L9 64L8 67H10V66H14ZM19 65H22V63L19 64ZM28 65H29V64H28ZM41 65H43V64H41ZM47 65H48V64H47ZM52 65H50V66H52ZM62 65H63V64H62ZM75 65H76V64H75ZM75 65H74V66H75ZM81 65H82V67L80 68ZM91 65H89V66H91ZM97 65H98V64H96V66H97ZM108 65H109V64H108ZM112 65H113V63H112ZM118 65H120V64H118ZM139 65L137 64V67H138ZM190 65H191V63L189 64V66H190ZM209 65H210V64H209ZM212 65H213V64H212ZM212 65H211V67H213ZM214 65H215V64H214ZM239 65H240V64H239ZM239 65H238V66H239ZM244 65H243V66H244ZM247 65H248V64H247ZM249 65H248L247 68L250 67ZM3 66H5V63H4ZM3 66H2V67H3ZM24 66H25V65H24ZM31 66H32V65H31ZM54 66H55V65H54ZM74 66H73V67H74ZM98 66H99V65H98ZM98 66H97V67H98ZM101 66H102V64H101ZM104 66H107V64L105 63ZM120 66H121V65H120ZM122 66H123V65H122ZM131 66L128 65L129 69L134 68V67L130 68ZM152 66H153V65H152ZM152 66H151V67H152ZM154 66L157 67V64L154 65ZM161 66H162V65H161ZM161 66H159V64H158V67H159V68H157V69L160 70V71L162 70V68H163L165 65L160 69ZM167 66H169V67H167ZM175 66H174V67H175ZM198 66H199V65H198ZM217 66H219V65H217ZM238 66H237V67H238ZM0 67H1V65H0ZM15 67H17V66L15 65ZM15 67H14V68H15ZM18 67H19V66H18ZM25 67H26V66H25ZM36 67H37V66H36ZM36 67H35V68H36ZM73 67H72V68H73ZM94 67H95V66L93 65V68H94ZM145 67H146V66H145ZM156 67H155V68H156ZM174 67H172V69H173ZM176 67H175V68H176ZM194 67H195V66H194ZM194 67H193V68H194ZM202 67L205 68L204 66H202ZM219 67H222V66H219ZM244 67H245V66H244ZM259 67H260V65H259ZM14 68H13V69H14ZM20 68H21V66H20ZM20 68H19V69H20ZM23 68H24V67H23ZM27 68H28V67H27ZM39 68H40V67H39ZM39 68H38V69H39ZM41 68H42V67H41ZM44 68H45V67H44ZM44 68H43V69H44ZM59 68H60V67H59ZM62 68H64V67H62ZM62 68H60V70H61ZM66 68H67V67H66ZM72 68H71V67L69 68V69H71V70H65V69H64V70H65L66 72H67V71H72V70L74 69V68H73V69H72ZM90 68H92V67H90ZM90 68H89V70H90ZM93 68H92V71H93L94 73H95L96 70H97V72H98V69H99V68H97V69H95V70H93ZM106 68H107V67H105V69H106ZM108 68H109V66H108ZM108 68H107V69H108ZM117 68H119V67H117ZM117 68H114V69H115V70H118ZM142 68H143V67H142ZM152 68H153V67H152ZM182 68H183V67H182ZM182 68H181V69H182ZM190 68H191V66H190ZM214 68H215V66L213 67V69H214ZM217 68H218V67H216V69H217ZM227 68H228V67H227ZM227 68H226V70H227ZM240 68H241V66H240ZM240 68L238 67L237 70H236V72H232V73H231L230 71H228V73L225 72V74H228V76H229L230 73H231V74H233V73H237L238 70H240ZM245 68H246V67H245ZM30 69H32V71H35V69H33V68H30ZM38 69H37V70H38ZM47 69H48V68H47ZM67 69H68V68H67ZM105 69L102 68L103 71H104ZM111 69L114 70L113 67H112V68L110 67V70H111ZM121 69L124 70V71L126 70V69H124L123 67H121ZM148 69H149V68H148ZM178 69H179L178 71H181L180 68H178ZM185 69H187V68H185ZM206 69H207V68H205V70H206ZM210 69H211V68H210ZM220 69L223 70L224 68H220ZM229 69H231V68H230V65H229ZM232 69L234 70V67H232ZM232 69H231V71H232ZM250 69L247 70V71L244 73V71H242V68H241V71H240L241 74L238 73V74H240L241 76H242V75H243V76L245 75L246 78L243 77L244 79H246L244 82L247 81V77L250 76V74L252 73V72H249V71H251ZM258 69H260V68H258ZM258 69H257V71H258ZM3 70H4V69H2V68L0 69V71H3ZM6 70H7V68H6ZM8 70H10V69H8ZM17 70H18V69H17ZM23 70H24V69H23ZM25 70L28 71L29 68H28V69H25ZM25 70H24V73H25ZM40 70H41V69H40ZM64 70L62 69V70H61V73H62V71H64ZM81 70L83 71V73H82L83 76H81L82 74H80V72H79L78 75H79L80 77H84V76L89 75L90 73H92V72L88 73V72H87V71H89L88 69H87V71L84 70V69H81ZM112 70H111V71H112ZM132 70H133V69H132ZM150 70H151V68H150ZM152 70L155 71V69H152ZM152 70H151V71H152ZM163 70H162L161 72H163ZM176 70H177V69H176ZM176 70H175V71H176ZM217 70H218V69H217ZM221 70H220V71H221ZM244 70H245V69H244ZM262 70H263V69H262ZM262 70L259 71V72H260L259 75H261ZM21 71H22V70H21ZM27 71H26V72H27ZM44 71H45V70H44ZM56 71H57V68H56ZM65 71H64V73H66ZM78 71H77V72H78ZM82 71H81V72H82ZM105 71H106V70H105ZM139 71H140V70H139ZM143 71H144V70H143ZM151 71H150V72H151ZM154 71H152L151 74H152ZM160 71H158V72H160ZM173 71H174V70H173ZM175 71H174V72H175ZM183 71H185V70H183ZM224 71H225V70H224ZM234 71H235V70H234ZM253 71L255 72V70H253ZM257 71H256V72H257ZM3 72H4V71H3ZM12 72L15 73V69H14V71H12ZM12 72H11V73H12ZM16 72H17V71H16ZM41 72H42V70H41ZM41 72H39V74H40ZM59 72H60V71L58 70L57 72H54V73H59ZM75 72H76V71H75ZM77 72H76V73H77ZM84 72H85V73H84ZM101 72H102V71H101ZM101 72H100V70H99V73H101ZM113 72H114V71L111 72L112 75H113ZM118 72H119V70H118ZM121 72H122V71H121ZM121 72H119L118 74L121 75V74H120ZM128 72H129V71H128ZM128 72H127V75L130 73V72H129V73H128ZM150 72H149V73H150ZM209 72H210V71H209ZM213 72H214V71H213ZM218 72H219V71H218ZM229 72H230V73H229ZM247 72H249V73H247ZM263 72H264V70H263ZM9 73H10V72H9ZM9 73L6 72V74L3 73V75H2V73L0 72V74H1L2 76L5 75L4 77H7V76L9 75ZM14 73H13V74H14ZM37 73H38V71H37ZM54 73H53L54 76H55V75H56V76H59V74L57 75V74H54ZM86 73H88V74H86ZM94 73H92V75H93ZM105 73H106V74H109L108 71L105 72ZM132 73L134 74V71H133ZM154 73H155V72H154ZM175 73H176V72H175ZM180 73H182V72H180ZM242 73H243V74H242ZM7 74H8V75H7ZM29 74H31V73H29ZM45 74H46V73H45ZM48 74H49V73H48ZM48 74H47V75H48ZM50 74H51V73H50ZM67 74H69V72H68ZM84 74H86V75H84ZM101 74H103V73H101ZM101 74L99 75V77L97 76L98 79H99V78H103V77H100V76H102ZM106 74H105V76H104V78H103V81H105L104 79L106 78ZM114 74H115V73H114ZM139 74H140V73H139ZM157 74H158V73H157ZM160 74H161V73H160ZM163 74H164V72H163ZM163 74H162V75H163ZM169 74H168V76H169ZM173 74H174V73H173ZM173 74H172V75H173ZM183 74L186 75V76H188L186 73H182V75H183ZM256 74H257V73H256ZM263 74H264V73H263ZM1 75H0V76H1ZM11 75H12V74H11ZM14 75H15V74H14ZM35 75H36V74H35ZM51 75H52V74H51ZM53 75H52V78H53ZM60 75H61V74H60ZM71 75L73 76V73H72V72H71ZM94 75H95V74H94ZM97 75H98V74H97ZM109 75H110V74H109ZM109 75H108V77H109ZM116 75H117V74H116ZM116 75H115V76H116ZM122 75H123V73H122ZM122 75H121L120 77H123V76L125 75V72H124V75H123V76H122ZM130 75H132V74H130ZM130 75H129V76H130ZM134 75H135V74H134ZM136 75H137V74H136ZM144 75H145V74H144ZM153 75H154V74H153ZM153 75H152L151 77H153ZM178 75H180V74L178 73L177 76H178ZM197 75H198V73H197ZM202 75H205V74H202ZM202 75H200L201 78H202V77H206V76H202ZM216 75H217V73H216ZM2 76H1V77H2ZM9 76H10V75H9ZM21 76H22V73H21ZM24 76H25L26 78H28V76H26V75H24ZM24 76H22V77H24ZM32 76H34V75H32ZM37 76H39V75H37ZM43 76H44V75H43ZM48 76H49V75H48ZM63 76H65V74H64ZM75 76H76V74H75ZM75 76H74V77H75ZM79 76H78V77H79ZM89 76H91V74H90ZM113 76H114V75H113ZM113 76H112V77H113ZM115 76H114V78H115ZM125 76H126V75H125ZM125 76H124V77H125ZM132 76H133V75H132ZM156 76H158V75H156ZM164 76H166V75L164 74ZM164 76H163V77H164ZM200 76H198V77L195 76V78H196V77L198 78V79L196 78L197 81L200 80ZM218 76H219V75H218ZM220 76L222 77L223 74L221 73ZM235 76L238 77L237 74H236ZM235 76L233 75V77H235ZM241 76H240V77H241ZM251 76H252L251 78L253 79V75H252V74H251ZM1 77H0V78H1ZM22 77H21V78H22ZM29 77H31V76H29ZM65 77H66V76H65ZM65 77H64V78H65ZM67 77H68V76H67ZM76 77H77V76H76ZM78 77H77V78H78ZM92 77H95V76H92ZM118 77H119V76H118ZM118 77H116V78H118ZM124 77H123V78H124ZM127 77H128V76H127ZM127 77H126V78H127ZM163 77H162V78H163ZM169 77H170V76H169ZM173 77H174V75H173ZM178 77H179V76H178ZM237 77H236V78H237ZM255 77H258V76L255 75ZM10 78H12V76H11ZM15 78H16V77H13L14 80H13V82H11L12 84L14 83L15 80H17V79H15ZM17 78H18V76H17ZM21 78H18L17 81H21ZM47 78L50 79L49 77H47ZM47 78H46V80H47ZM57 78H59V77H57ZM77 78L74 79V82H75V80H77L76 86H77L79 83H81V82L85 79V78H84V79H83V78H81V79L78 78V79H80V81H81V82H79ZM109 78L111 79V77H109ZM130 78H132V77H130ZM130 78H129V79H130ZM154 78H155V77H154ZM167 78H168V77H167ZM167 78H166V79H167ZM191 78H192V77H191ZM215 78H216V77H215ZM215 78H214V79H215ZM248 78H249V77H248ZM2 79H3V78H2ZM6 79H8V83H9L10 80H11V79H9L8 77H7ZM19 79H20V80H19ZM22 79H23V78H22ZM29 79H30V78H29ZM29 79H28V81H29ZM31 79H33V78H31ZM37 79H38V77H37ZM44 79H45V78H44ZM54 79H55V78H54ZM59 79H61V76H60ZM65 79H66V78H65ZM68 79H69V78H68ZM120 79H121V78H120ZM120 79L118 80V81H120V83H122V82L127 83L126 79H125L124 81H121ZM129 79H128V80H129ZM156 79H157V78H156ZM173 79H174V78H173ZM173 79H171V80L174 81ZM193 79H194V78H193ZM193 79H192V80H193ZM196 79L194 80L195 82H196ZM211 79H212V77H211ZM244 79H243V80H244ZM259 79H260V77H259ZM4 80H5V79H4ZM23 80H25V79H23ZM26 80H27V79H26ZM33 80H34V79H33ZM33 80L30 81L31 84H33V83H32ZM55 80H56V79H55ZM61 80H62V79H61ZM66 80H67V79H66ZM66 80H65V81H66ZM88 80H89V79H88V76H87L86 81L88 82ZM94 80H97V79H94ZM99 80H100V82H101V79H99ZM106 80H107V79H106ZM112 80H113V79H112ZM130 80H131V79H130ZM150 80H151V79H150ZM152 80H153V79H152ZM171 80H169L168 84L170 83ZM176 80H177V79H175V81H176ZM217 80H219V78H218ZM235 80L237 81L238 78L235 79ZM235 80H234V81H235ZM239 80L243 81L242 78H241V79L239 78ZM17 81H16V82H17ZM28 81H26V82H28ZM63 81H64V80H63ZM63 81H60V82L63 83ZM69 81H71V78H70ZM69 81L67 80V82H68L69 85H70V84H71V86H72V84L74 85V83H69ZM84 81H85V80H84ZM86 81L83 82V83H87ZM92 81H93V80H92ZM109 81H111V80H109ZM109 81H108V82H109ZM157 81H159V80H157ZM165 81H166V80H165ZM172 81H171V82H172ZM177 81H178V80H177ZM201 81H202V80H201ZM210 81H212V80H210ZM228 81L231 82V79H229ZM241 81H240V82H241ZM248 81L250 82V81H252V80L249 79ZM256 81H257V79H256ZM256 81L254 80V81H253V84H254V82H255V84H256ZM24 82H25V81H24ZM30 82H29V83H30ZM43 82H44V80H43ZM47 82H48V81H47ZM47 82H46V83H47ZM53 82L56 83L57 80H56V81H53ZM58 82H59V80H58ZM78 82H79V83H78ZM89 82H91V81H89ZM89 82H88V84H90ZM96 82H97V84H98V81H96ZM112 82H113V81H112ZM115 82H116V81H115ZM115 82H114V83H115ZM130 82H132V81H130ZM130 82L128 81V83H130ZM135 82H136V79H135ZM137 82H138V81H137ZM152 82H153V81H152ZM154 82H155V81H154ZM232 82H233V80H232ZM232 82H231V83H232ZM257 82H260V81H257ZM261 82H262V79H261ZM261 82H260V84H262ZM0 83H2V81H1ZM6 83H7V81H6ZM35 83H36V82H35ZM50 83H51V82H50ZM93 83H94V87H95L97 84H96L95 82H93ZM93 83H92V86H93ZM102 83H103V82H102ZM102 83H100V84H102ZM105 83H106V82H105ZM105 83H103L104 86H103V85H102V86L100 85V86H101V87H105ZM133 83H134V81H133ZM159 83H161V81H160ZM166 83H167V82H166ZM166 83H165V85H167V86H166L165 88L168 87V84H166ZM172 83L174 84V86L177 84V82H176V84H175V82H172ZM189 83L191 84V83H193V82H189ZM203 83H204V82L202 81V84H203ZM233 83H235V82H233ZM237 83H238V82H237ZM250 83H251V82H250ZM2 84H3V83H2ZM15 84H16V83H15ZM21 84H24V83L22 82ZM25 84H26V83H25ZM25 84H24V85H25ZM31 84H30V85H31ZM47 84H48V83H47ZM56 84H58V83H56ZM65 84H66V83L64 82L63 86H64ZM88 84H85V85L87 86ZM95 84H96V85H95ZM106 84H107V83H106ZM112 84H113V83H112ZM116 84H117V82H116ZM118 84H119V82H118ZM122 84H123V83H122ZM122 84H121V85H122ZM130 84H132V83H130ZM135 84H138V83H135ZM139 84H140V83H139ZM142 84H143V83H142ZM163 84H164V83H163ZM179 84H180V82H178V85H179ZM199 84H200V81H199ZM207 84H208V81L206 82V85H207ZM220 84H221V83H220ZM246 84H247V83H246ZM253 84H251V85L253 86ZM0 85H1V84H0ZM13 85H14V84H13ZM17 85H20V83L16 84V86H15L16 88H17ZM24 85H23V87L25 88ZM26 85H29V84H26ZM30 85H29V86H30ZM34 85H36V84H34ZM34 85H33V86H34ZM41 85H42V84H41ZM43 85H44V84H43ZM60 85H61V87H60V86H59V87H60V88H63L62 84H60ZM66 85H67V84H66ZM69 85H67V86H69ZM81 85H83V84H81ZM110 85H111V84H110ZM145 85H146V84H145ZM180 85H181V84H180ZM185 85H186V84H185ZM209 85H210V84H209ZM209 85H207L206 88H207ZM211 85H212V84H211ZM224 85H225V84H224ZM233 85H234V84H233ZM251 85H250V86H251ZM3 86H4V84H3ZM5 86H7V85H5ZM8 86H9V85H8ZM33 86H32V88H33ZM36 86H37V85H36ZM39 86H40V84H39ZM46 86H47V85H46ZM46 86L44 85V86H42V87H46ZM67 86H65V87H67ZM79 86H80V84H79ZM97 86H99V84H98ZM128 86H129V85H126V88H127ZM142 86H143V85H142ZM174 86H171V87H174ZM187 86H188V85H187ZM234 86H235V85H234ZM236 86L241 87V84H240V85H237V84H236ZM247 86H249V84H248ZM250 86H249V87H250ZM252 86H251V88H253ZM9 87H11V85H10ZM9 87H8V88H9ZM12 87H13V86H12ZM15 87L13 88L14 91L16 90L17 94H19V93H18V90L15 89ZM19 87H20V86H19ZM21 87H22V85H21ZM27 87H28V86H27ZM51 87H52V86H51ZM54 87H56V85H54ZM74 87H75V86H73V88H74ZM81 87H84V86H81ZM107 87H109V86L107 85ZM110 87H111V88H114L115 86H114V87L110 86ZM110 87H109V88H110ZM118 87H119V89H120V86H119V85H117V88H118ZM133 87L136 89L137 86L135 87V86L133 85ZM145 87H146V86H144V87H142V88H144V90H146ZM176 87H177V85H176L174 88H176ZM195 87H196V86H195ZM195 87H194V89H195ZM211 87H212V86H211ZM211 87H210V88H211ZM218 87H219V86L216 87L215 92L218 91L219 93L224 94V93H222V92L219 91V90H222V89H221L222 87L219 88V89H218ZM225 87H226V88H227V87L230 88L229 84H227V86H225ZM243 87H244V86L242 85V88H243ZM245 87H246V85H245ZM255 87H256V85L254 86V88H255ZM4 88H5V87H4ZM8 88H7V89H8ZM30 88H31V87H30ZM34 88H35V86H34ZM68 88H69V87H68ZM75 88H76V87H75ZM77 88H78V87H77ZM84 88H85V87H84ZM86 88H87V87H86ZM90 88H91V87H89V89H90ZM105 88H106V87H105ZM109 88H108V89H109ZM111 88L109 89L110 92H109L108 90H107V91L105 90V92H104V93H105V94H104L105 97H106V95H108V93L106 94V92H109V93L114 92L115 88L113 89V91L111 90ZM117 88H116V90H117ZM134 88H133V90H134ZM138 88H139V87H138ZM140 88H141V86H140ZM140 88H139V90H140ZM142 88H141V91H142ZM151 88H152V87H151ZM151 88L149 87V90H150ZM168 88H169V87H168ZM178 88H181V86L178 87ZM213 88L215 89V87H213ZM228 88H227V90H228ZM236 88H237V87H236ZM257 88H258V87H257ZM7 89H6V90H7ZM18 89H19V88H18ZM26 89H27V88H26ZM26 89H23V90L25 91ZM35 89H36V88H35ZM49 89H51V88H49ZM58 89H59V88H58ZM64 89H65V88H63V90H64ZM66 89H67V88H66ZM66 89H65V91L68 90V89H67V90H66ZM70 89H71V87H70ZM92 89H94V88L92 87ZM157 89H158V88H157ZM176 89H177V88H176ZM176 89H175V90H176ZM196 89H197V87H196ZM198 89H199V88H198ZM198 89H197V90H198ZM232 89H233V88H232ZM1 90H3V89L1 88ZM1 90H0V100L2 101L3 98H6V99H7V96H8L9 94H7V96L5 95V97H4V94H6V90H5V93H4V94H3V92H1ZM10 90H11V89H10ZM10 90H7V93H8ZM23 90H22V91H23ZM33 90H34V89H33ZM33 90H31V91H33ZM42 90H44V89H42ZM47 90H48V89H47ZM47 90H46V92H47ZM55 90H56V89H55ZM55 90L53 89V91H55ZM59 90H60V89H59ZM73 90H74V89H73ZM73 90L71 89L70 91H73ZM78 90H79V89H78ZM78 90L73 91V93H75V92L78 91ZM82 90H83V89H82ZM90 90H91V89H90ZM127 90H129V89H127ZM130 90H132V88H131ZM164 90L170 91L169 89H164ZM177 90H178V89H177ZM199 90H201V89H199ZM234 90H235V89H234ZM236 90H237V89H236ZM19 91H20V90H19ZM26 91H28V90H26ZM26 91H25V92H26ZM31 91H28V93L30 92V94H32ZM53 91H52V92H53ZM70 91L68 90L67 92H69V94H70V93H71ZM87 91H88V89H87ZM102 91H103V90H102ZM118 91H119V90H118ZM160 91H161V90H160ZM171 91H172V89H171ZM195 91H196V90H195ZM211 91H212V90H211ZM211 91H210V94H211ZM228 91H230V89H229ZM237 91H238V90H237ZM246 91H248V87H247V90H246ZM249 91H250V89H249ZM252 91H253V89H252ZM254 91H255V89H254ZM256 91H257V90H256ZM25 92H24V93H25ZM34 92H35V91H34ZM34 92H33V93H34ZM78 92H79V91H78ZM83 92H86V91H82V93H83ZM115 92L117 93V91H115ZM115 92L113 93V94H114V96H113L114 98H116V97H117L116 95H118V94H115ZM126 92H128V91H126ZM132 92H133V91H132ZM144 92H146V91H144ZM172 92H173V94H172ZM172 92H171V97H172V95L175 94L174 91H172ZM175 92H176V91H175ZM197 92H200V91H197ZM197 92H196V94H197ZM203 92H204V91H203ZM203 92H202V93H203ZM223 92H225V90H223ZM230 92L232 93V91H230ZM261 92H262V90H261ZM261 92H260V93H261ZM55 93H57V92L55 91ZM64 93H65V92H63L62 95H63ZM133 93H135V92H133ZM137 93H138V91L136 92V94H137ZM142 93H143V92H142ZM179 93L181 94L182 92L180 91ZM186 93H187V92H186ZM202 93H200V94H202ZM208 93H209V90H208ZM212 93H213V92H212ZM216 93H217V92H216ZM228 93H229V92H228ZM228 93H227V97H228V99H229ZM231 93H229V94H231ZM233 93H234V91H233ZM233 93H232V95H234ZM249 93H251V91H250ZM254 93H255V92H254ZM254 93H253V94H254ZM262 93H263V92H262ZM10 94H12V92H11ZM14 94H15V93H14ZM20 94H21V93H20ZM46 94H50V93H46ZM67 94H68V93H67ZM67 94H66V96H67ZM69 94H68V95H69ZM71 94H72V93H71ZM71 94H70V95H71ZM76 94H77V93H76ZM80 94H81V92H80ZM83 94H87V92H86V93H83ZM113 94H112V95H113ZM124 94H125V93H124ZM124 94L122 93L121 95H123V96L125 97ZM139 94H141L140 91H139ZM182 94H183V93H182ZM205 94H206V93H205ZM217 94H218V93H217ZM235 94H236V93H235ZM237 94H238V92H237ZM253 94H252V95H253ZM15 95H16V94H15ZM38 95H39V94H38ZM57 95H58V94H57ZM57 95H56V96H57ZM59 95H61V94L59 93ZM62 95H61V96H62ZM70 95H69V96H70ZM72 95H73V94H72ZM87 95H88V94H87ZM87 95H86V96H87ZM90 95H92V94H90ZM130 95H131V94H130ZM130 95L126 94V96H130ZM141 95H143V94H141ZM141 95H138V96H141ZM197 95L200 97L199 94H197ZM206 95H207V94H206ZM206 95H205V96H206ZM225 95H226V92H225ZM240 95H242V94H240ZM248 95H249V94H248ZM252 95L249 96L248 98L251 97V99H252V98H253ZM258 95H260V94H258ZM261 95H262V94H261ZM13 96H14V95H13ZM18 96H20L19 98L21 99V96H24V95L21 94V95H18ZM30 96H31V95H30ZM39 96H40V95H39ZM51 96H53V95L51 94ZM69 96H68V97H69ZM74 96H75V94L73 95V97L71 96V97L73 98V101H74V99H76V97H74ZM84 96H85V95H84ZM88 96H89V95H88ZM88 96H87V97H88ZM96 96L98 97L99 95H96ZM96 96H95V95H92L91 99H93V97L95 98V101H96V99H97V100H98V99H101V96H100V98H97ZM109 96H110V95H109ZM109 96H107V97L109 98ZM138 96L135 97L136 99H134V97H132L134 100H133V99H131V100H133V101L136 102ZM174 96H175V95H174ZM182 96H183V95H182ZM185 96H186V95H185ZM207 96H209V95H207ZM212 96H213V95H212ZM218 96H219V94H218ZM221 96L225 99V97H224L223 95H221ZM245 96H247V95H245ZM10 97H12V95H11ZM10 97H9V99H12V98H10ZM26 97H27V96H25V98H26ZM28 97H29V96H28ZM33 97H34V96H33ZM37 97H38V96H37ZM44 97H45V96H43V98H44ZM62 97H63V96H62ZM62 97H61V98H62ZM79 97H81V95H80ZM105 97L102 96V98H105ZM110 97H112V96H110ZM124 97H122V99H123ZM142 97H143V96H142ZM156 97H157V96H156ZM156 97H154V98L156 99ZM195 97H196V96H195ZM199 97H197V98H198L197 100H199V101L202 100V99H204V97H203L202 99L199 98ZM213 97H214V96H213ZM213 97H212V98L209 97L210 100H215L214 98L217 97V96H215L214 98H213ZM219 97H220V96H219ZM222 97H220V100H221ZM235 97H236V96H234V98H235ZM237 97H238V96H237ZM240 97H241V96H240ZM260 97H261V96H260ZM19 98L17 99V95H16V99H17V101L19 100ZM25 98L22 97V100H23V99L25 100ZM31 98H32V97H31ZM31 98L29 97V99H31ZM56 98H57V97H56ZM63 98L65 99L66 97L64 96ZM63 98H62V99H63ZM69 98H70V97H69ZM77 98H78V97H77ZM83 98H85V97H83ZM88 98L90 99V97H88ZM88 98H85V101H86V100H89ZM117 98H118V97H117ZM149 98H150V97H149ZM149 98H148V100H147V99L145 98V96H144L143 99H144L145 101H149L150 103H152V102L150 101V99H151V98L153 99V97L151 96V98H150V99H149ZM173 98H174V97H173ZM173 98H172V99H173ZM177 98H178V97H177ZM177 98H174V99L176 100ZM209 98H207V99H209ZM223 98H222V99H223ZM231 98H232V97H230V99H231ZM242 98H243V97H242ZM248 98H247V99H248ZM258 98H259V96H258ZM9 99H8V100H9ZM14 99H15V98H14ZM16 99H15V100H16ZM27 99H28V98H27ZM29 99H28L27 101H31V100H29ZM39 99L41 100V98H39ZM79 99H82V98H79ZM105 99H107V98H105ZM105 99H104V100H105ZM110 99H111V98H109V100H110ZM122 99H121V101H122ZM126 99H127V97H126ZM126 99H123V100H125V102L122 101V102L124 103L125 106L127 105V104H125V103L127 102ZM139 99H140V98H138V100H139ZM157 99H158V97H157ZM157 99H156V101H157ZM160 99H161V98L159 97V100H160ZM162 99H163V98H162ZM162 99H161V100H162ZM165 99H166V98H165ZM168 99H169V98H168ZM172 99H171V101H172ZM178 99L180 100L181 98H178ZM186 99H187V97H186ZM226 99H227V98H226ZM230 99L228 100V102L230 101ZM232 99H233V98H232ZM232 99H231V101H230V102L232 103V104H231V107L233 106ZM3 100H4L5 104H6L7 101H5V99H3ZM12 100H13V99H12ZM22 100H20V101H22ZM33 100H34V99H33ZM40 100H38V101H40ZM65 100L70 101L71 98H70V100H69V99H65ZM65 100H63V101L65 102ZM76 100H77V99H76ZM76 100H75V102H76ZM83 100H84V99H83ZM93 100H94V99H93ZM93 100L90 101V102H93ZM109 100H108V101H109ZM129 100H130V99H129ZM161 100H160V101H161ZM166 100H167V99H166ZM166 100H165V101H166ZM169 100H170V99H169ZM191 100H192V99H191ZM191 100L189 101V103L191 102ZM197 100H196V102H197ZM205 100H206V99H205ZM205 100H203V101L205 102ZM216 100H218V98H217ZM220 100H219V101H215V102H219V103H217V104L220 105ZM245 100H246V99H245ZM245 100H244V103H246V102L248 101V100H247V101H245ZM17 101H16V102H17ZM38 101H37V103H38ZM50 101H51V100H50ZM50 101H48V103L45 102V104L47 103L48 106H49V105H50ZM52 101H53V100H52ZM68 101H67V102H68ZM71 101H72V100H71ZM71 101H70V102H71ZM77 101H78V100H77ZM95 101H94V104L91 103V104H93L92 106L95 105ZM99 101H100V100H99ZM101 101H103V100H101ZM111 101H113V100L111 99L109 102H111ZM133 101H131V103H133ZM139 101H141V99H140ZM153 101H154V100H153ZM160 101H158V102H160ZM165 101L163 100V102H165ZM183 101H184V99H183ZM226 101H227V100H226ZM234 101H235V100H234ZM255 101H256V100H255ZM257 101H260V99L257 100ZM16 102L13 103V106H15L14 104H16ZM23 102H26V101H23ZM33 102H35V100H34ZM58 102H59V101H58ZM88 102H89V101H88ZM97 102H98V101H97ZM109 102H106V103L109 104ZM135 102H134V103H135ZM184 102H185V101H184ZM207 102H209V100H208V101L206 100V103H207ZM211 102H213V101H211ZM238 102H239V100L237 101V103H238ZM0 103H1V102H0ZM8 103L10 104V103H12V102H10V100H9ZM18 103H19V106L22 104V107H21V106H20V107L23 108V103H21V102H17V104H18ZM20 103H21V104H20ZM26 103H27V102H26ZM29 103L31 104V102H29ZM59 103H61V102H59ZM81 103H82V102H81ZM81 103H80V105H81ZM86 103H87V102H86ZM86 103H85V104H86ZM103 103H104V101H103ZM103 103H101V104H103ZM106 103H104L105 105H103V106H105V108H104L103 106H101L100 103H99V106L102 107V110H101V108H99V109L101 110L102 113H103L104 109L107 108L106 106H108V105H106ZM111 103H112V102H111ZM111 103H110V104H111ZM123 103H120V102L118 103V101H117L116 104H117V105H118V104H121V105H119V106H122ZM131 103H130V104H131ZM137 103H138V101H137ZM154 103H155V102H154ZM168 103H169V102H168ZM175 103H176V101H174V103H173L174 106H175ZM181 103H182V101H181ZM189 103H188V104H189ZM192 103H193V102H191L190 105H194V103H193V104H192ZM198 103H199V102H198ZM198 103H196V104H198ZM201 103H202V102H201ZM206 103H205V104H206ZM242 103H243V102H242ZM242 103H241V105H243ZM262 103H263V102H262ZM2 104H4L3 101H2V103H1L0 105H2ZM5 104H4V106H6ZM9 104H8V105H9ZM17 104H16V105H17ZM33 104H35V103H33ZM38 104H39V103H38ZM38 104H37L38 108L45 109V107H44V108H43V107H40ZM51 104H52V103H51ZM53 104H54V103H53ZM57 104H58V103H57ZM69 104H70V103H69ZM87 104H88V103H87ZM91 104H90V105H91ZM112 104H113V103H112ZM128 104H129V103H128ZM169 104H170V103H169ZM173 104H171V105H173ZM177 104H179V106H180V108H181L180 103L177 102ZM183 104H184V103H182V105H183ZM202 104L204 105V103H202ZM208 104H209V103H207L206 105H208ZM212 104H213V103H212ZM221 104H223V103H221ZM10 105H11V104H10ZM43 105H44V104H43ZM43 105H42V106H43ZM58 105H60V104H58ZM65 105H67V103H66ZM73 105H74V102H73ZM73 105H72V108H73ZM78 105H79V104H78ZM82 105H83V104H82ZM82 105H81V106H82ZM136 105H137V104H136ZM142 105H143V104H141V105L139 106V104H138L139 107H141ZM146 105L148 106V102H147ZM190 105L184 106V107H185L184 110L182 109L183 112H184L185 109H186V113H189V112H187V108H188ZM200 105H201V104L199 103L198 106H197V105H194V106H197V108H200V107H199ZM252 105H253V104H252ZM254 105H255V104H254ZM256 105H258V104H256ZM263 105H264V104H263ZM2 106H3V105H2ZM2 106H0V108H1ZM4 106H3V108H2L3 110H4ZM24 106H27V107H28V106H30V105H29V104H24ZM35 106H36V105H35ZM35 106L33 105L32 107L35 108ZM37 106H36V107H37ZM44 106H45V105H44ZM81 106H78L77 108H79V107H81ZM92 106H89V107L91 108ZM99 106H98V107H99ZM109 106H110V105H109ZM112 106H113V105H112ZM114 106L116 107V105H114ZM128 106H129V105H128ZM128 106H127V108L125 109V111H123L122 114H124V113L126 112V110H127V112H128V111L130 112V110H128ZM133 106H134V105H133ZM147 106L145 107V105H144V107H145L146 109L148 108ZM150 106L153 107L152 104H150ZM150 106H149V107H150ZM194 106H193L192 108H194V112H195V107H194ZM210 106H211V104H210ZM210 106H207V107H208L207 110L209 109ZM212 106H213V105H212ZM212 106H211V107H212ZM222 106H223V105H222ZM222 106H221V107H222ZM235 106H240V105H237V104H236ZM244 106H245V105H244ZM20 107H19V109H20ZM53 107H54V106H53ZM56 107H57V106H56ZM64 107H66V106H64ZM74 107H76V106H74ZM83 107H86V105H83V106L81 107L83 110H85L88 106H87L85 109H84ZM135 107H136V106H135ZM158 107H160V106L158 105ZM203 107H204V106H203ZM227 107H228V106H226V108H227ZM229 107H230V106H229ZM229 107H228V108H229ZM8 108H9V107L7 106V109H8ZM11 108H14V109H15L16 107H11ZM11 108L8 109V113H9V110L12 111ZM30 108H31V107H30ZM38 108H36V111H35V112L38 111V110H37ZM77 108H76V109H77ZM94 108H97V105H96V107L94 106ZM103 108H104V109H103ZM117 108L120 110V109L123 108V107H120V108L117 107ZM117 108H113V107H112V108H110V109H113V110H114V109H117ZM124 108H125V107H124ZM137 108H138V107H136V108L133 110V107H131V111H135V110L137 111ZM141 108H142V107H141ZM182 108H183V107H182ZM192 108H190V109H192ZM205 108H206V106H205ZM205 108H204V109H205ZM213 108H214V107H213ZM213 108H211V110H213ZM216 108H217V106H216ZM238 108H239V107H237V109H234V108H232V109H234V111H235V110H238ZM243 108H244V107H243ZM245 108H246V107H245ZM255 108H256V107H255ZM7 109H6V110H7ZM14 109H13V110H14ZM19 109L16 108V111L19 110ZM24 109L27 110L28 108L25 107ZM42 109H39V111L37 112L38 115H40L39 113H41V110H42ZM59 109H61V112H63V111H62L63 108H60V107H59ZM68 109L70 110L71 108H70V107H67V110H68ZM74 109H75V108H74ZM82 109H81V110H82ZM92 109H93V107H92ZM92 109H90V111H92ZM107 109H108V108H107ZM107 109H106V110H107ZM150 109H151V110H150L151 112H150V111H149V112H150V115L152 116V115L155 114V112H153L154 114H151V113H152V108L150 107ZM188 109H189V108H188ZM230 109H231V108H230ZM0 110H1V109H0ZM22 110H23V109H22ZM26 110H25V111H26ZM31 110H32V112H31V111H28V110H27V111H28V113L31 112V113L33 114L34 110H33L32 108H31ZM45 110H46V109H45ZM45 110H44V111H45ZM67 110H65V111L67 112ZM79 110H80V109H79ZM81 110H80V111H81ZM86 110H88V109H86ZM121 110H122V109H121ZM138 110L140 111V109H138ZM144 110H145V109H144ZM148 110H149V108H148ZM153 110H154V107H153ZM180 110H181V109H180ZM197 110H199V109H197ZM200 110H202V109L200 108ZM200 110H199V111H200ZM207 110H206V111H207ZM224 110H225V109H224ZM253 110H254V109L252 108V110H250V113H251V115H252V118L255 119V117L258 116V115H256V113H257L258 111L256 110V112H254ZM259 110H260V112H263V111H261V109H259ZM16 111H15V112H16ZM44 111H43L42 113H44ZM48 111H50L49 108H48ZM77 111H78V110H77ZM80 111H78V112L80 113ZM95 111H97V110H94L93 112H95ZM98 111H99V110H98ZM141 111H143V110H141ZM141 111H140V112H141ZM146 111H147V110H146ZM155 111H157L156 108H155ZM160 111H161V109H160ZM178 111H179V109H178ZM190 111L193 112V110H190ZM203 111H204L203 114H204V116H205V115H206V114H205V110H203ZM218 111H220V109H219ZM218 111L216 112L217 114H214V115H219V114H218V113H219ZM221 111H223V110H221ZM221 111H220V112H221ZM227 111H229V110H227ZM240 111H241V110L239 109L238 113L236 112V113H237L236 116L239 115V112H240ZM15 112H14V113H15ZM22 112L24 113V111H22ZM78 112H77V114H78ZM82 112H85V111H82ZM86 112H87V111H86ZM93 112H92V115L94 114ZM99 112H100V111H99ZM101 112H100V113H101ZM108 112H109V111H108ZM116 112H120V111H116ZM147 112H148V111H147ZM180 112H181V111H180ZM183 112H181V113H183ZM192 112H190V113L193 115L194 112H193V113H192ZM208 112H211L210 109H209ZM213 112H215V111H213ZM225 112H226V110H225ZM242 112H243V111H242ZM248 112H249V111H248ZM6 113H7V111H6ZM8 113H7V114H8ZM12 113H13V112H12ZM12 113H11V115H12ZM16 113H18V112H16ZM20 113H21V112H19V116H18V115H17V116L21 118ZM25 113H26V112H25ZM48 113H50V112H48ZM89 113L91 114V112H89ZM97 113H98V112H97ZM97 113H96V114H97ZM100 113H98V114H100ZM102 113H101V114H102ZM106 113H107V111H106L104 114H106ZM120 113H121V112H120ZM130 113H131V112H130ZM135 113H137V112H135ZM141 113H142V112H141ZM141 113H140V115H143V114H141ZM161 113H162V112H161ZM181 113H180V114H181ZM206 113H207V112H206ZM228 113H229V112H228ZM233 113H234V112H233ZM233 113H232V114H233ZM2 114H3V112H2ZM26 114H27V113H26ZM101 114H100V115H101ZM107 114H108V113H107ZM107 114H106V115H107ZM111 114H114V113H112L111 110H110V115H111ZM117 114H118V113H116L115 115H113V117L115 116V119H116L118 116H120V117H118L119 120H120V118L122 119V116H124L123 118L126 120V118H127V115H126V114H125V115H122V114L120 115V114H118V116H116ZM127 114H129V113H127ZM147 114H148V113H147ZM184 114H185V113H183V117H182V115H181V117H182L181 120H182V121H180V120L178 121V119H179L180 116H179L178 118H174V120L176 119V120H177L178 122H180V123H181V122H185L186 120L183 121V118H184V116H185L186 114H185V115H184ZM198 114H200V113H198ZM198 114L196 115V113H195L196 117L198 116ZM203 114H201V117H202ZM207 114H208V113H207ZM234 114H235V113H234ZM241 114H243V113H241ZM260 114H261V113H260ZM262 114H264V112H263ZM3 115H4V114H3ZM5 115H6V114H5ZM13 115H15V114H13ZM29 115H30V114H29ZM35 115H36V114H35ZM41 115H43V114H41ZM41 115H40V116H41ZM56 115H57V114H56ZM62 115H63V117H64V116H66V113H64V114H62ZM62 115H61V116H62ZM67 115H68V113H67ZM70 115H71V114H70ZM70 115H68V117L73 118V117H71ZM75 115H76V114H75ZM75 115H74V116H75ZM79 115H80V114H79ZM86 115H88V114L86 113ZM134 115H136V114H134ZM144 115L146 116V113H145ZM144 115H143V116H144ZM148 115H149V114H148ZM148 115H147V116H148ZM157 115H158V116L160 115L159 112L157 113ZM162 115H163V113H162ZM187 115H188V114H187ZM195 115H193V117H194ZM211 115H212V113H211L210 115H208V117H209L210 119L207 117V115L204 117V119L207 117V119H209V120H206V121H212L211 123L213 124V120H211V118H213V117H215V116L210 117ZM220 115L222 116V114H220ZM225 115H226L227 117L224 116V115H223V116L225 117L224 120L226 121V119H228V114L226 113ZM245 115H246V114H245ZM247 115H248V114H247ZM1 116H2V115H1ZM1 116H0V117H1ZM22 116H23V115H22ZM26 116H27V115H26ZM26 116H25V118H27ZM33 116H34V115H32V117H33ZM36 116H37V115H36ZM36 116H35V117H36ZM53 116H55V115H53ZM83 116H84V114H82V117H83ZM89 116H90V115H89ZM138 116H139V113H138V115L136 116V119H137V120H138V119L141 120V119H140L141 116H139L140 118H137ZM147 116H146V117H147ZM176 116H177V115H176ZM221 116H218V117H221ZM240 116H241V115H240ZM253 116H255V117H253ZM263 116H264V115H263ZM8 117L10 118V115H9ZM12 117H13V116H11V121H12ZM18 117H17V118H18ZM30 117H31V116H30ZM49 117H50V115H49ZM49 117H47V118H49ZM51 117H52V116H51ZM63 117H61V118L64 119ZM66 117H67V116H66ZM66 117H65V119H66ZM78 117H79V116H78ZM82 117L80 118V122H81V119H82V120L84 119V118H82ZM84 117H85V116H84ZM93 117H94V115H93ZM98 117H99V116H98ZM104 117H105V116H103V118H104ZM107 117H108V116H107ZM125 117H126V118H125ZM156 117H157V116H156ZM156 117L154 118L155 120H153V121H156ZM159 117H161V116H159ZM159 117H158V118H159ZM164 117H165V116H163V117L161 118V119H162V120H161V121H162L161 123H163V124H164L163 121L166 120ZM167 117H168V116L166 115V118H167ZM171 117H172V116L170 115V118H171ZM186 117L189 118L190 115H188V116H186ZM196 117H195V118H196ZM198 117H199V116H198ZM241 117H242V116H241ZM249 117H250V114H249ZM249 117L247 116V118H249ZM2 118H3V117H2ZM2 118H1V119H2ZM22 118H24V116H23ZM25 118H24V120H25ZM28 118H29V117H28ZM36 118H37V117H36ZM36 118H32L33 120H31V118H30V120H31V121H34V119H36ZM41 118H42V116H41ZM47 118H46V114H45V119H44V120L47 121ZM74 118H75V117H74ZM109 118H110V117H109ZM109 118H106V119L110 120ZM130 118H132L131 115H130ZM163 118H164V120H163ZM170 118H169V119L167 118L168 122H172V121L170 120ZM230 118H231V117H230ZM230 118H229V119H230ZM235 118H236V117H235ZM239 118H240V117H239ZM247 118H246V119H247ZM250 118H251V117H250ZM7 119H8V118H7ZM15 119H16V117H15ZM15 119H13V120H15ZM18 119H19V118H18ZM38 119H40V118L38 117ZM38 119H36L35 121H37ZM49 119H51V118H49ZM85 119H87V118H85ZM89 119H92L91 116H90ZM95 119H96V117H95ZM95 119L93 118V120H95ZM128 119H129V116H128ZM142 119H143V117H142ZM147 119H150V118H147ZM147 119H145V121H146ZM152 119H153V118H152ZM152 119H151V120H152ZM185 119H186V118H185ZM193 119H194V118H193ZM198 119H199V118H198ZM201 119H203V117H202ZM221 119H222V117H221ZM229 119H228V120H229ZM241 119H242V118H241ZM241 119H240V120H241ZM253 119H252V120H253ZM257 119H258V118H257ZM257 119H255V122L258 121ZM4 120H5V118H4ZM24 120L22 119L21 121H24ZM40 120H41V119H40ZM44 120L42 119L40 122L42 123V121H44ZM66 120H68V119H66ZM99 120H100V119H99ZM111 120H112V119H111ZM113 120H114V119H113ZM119 120H118V121H119ZM122 120H123V119H122ZM122 120H120V121H122ZM169 120H170V121H169ZM176 120L174 121L175 124H176ZM189 120L191 121L192 119L189 118ZM194 120H195V119H194ZM214 120H215V118H214ZM231 120H232V119H231ZM234 120H235V119H234ZM240 120H238V121H240ZM250 120H251V119H250ZM263 120H264V119H263ZM18 121H20V120H17V123H19ZM26 121H28V119H27ZM26 121H25V123H26ZM51 121H52V119H51ZM54 121H55V119H54ZM56 121H57V120H56ZM60 121H61V120H60ZM64 121H65V120H64ZM73 121L75 122V120H73ZM73 121L70 122V124L73 123L72 126L75 124ZM95 121H98V119L95 120ZM115 121H116V120H115ZM115 121H114V122H115ZM129 121H130V120H129ZM129 121H128V122H129ZM133 121H136V120H133ZM157 121H159V120L157 119ZM203 121H205V120H203ZM244 121H245V119H243V122H244ZM247 121H248V119H247ZM259 121H261V120H259ZM8 122H9V121H8ZM47 122H48V121H47ZM61 122H63V120H62ZM67 122H68V121H67ZM67 122H66V124H65V122H63L64 124H63V123H61V124H63L65 127H69V125L66 126V125L68 124ZM91 122H92V120L90 121V123H91ZM93 122H94V121H93ZM93 122H92V123H93ZM99 122H100V121H99ZM99 122H95V123H96V124H97V123L99 124ZM101 122H102V121H101ZM101 122H100V123H101ZM104 122H106V120H105ZM109 122H110V121H109ZM123 122H125V121H123ZM123 122H122V123H123ZM126 122H127V121H126ZM159 122H160V121H159ZM166 122H167V121H166ZM168 122L165 123V124H168ZM178 122H177V123H178ZM192 122H193V120H192ZM199 122H200L201 124H198V127H199V125H200V128H199V129H201V126H202L203 122H201V121H199ZM223 122H224V121H223ZM233 122H234V121H233ZM241 122H242V121H241ZM243 122H242V123H243ZM249 122H250V121H249ZM249 122H248V123H249ZM252 122H254V120H253ZM255 122L253 123L254 125H253L252 127L255 126ZM9 123H10V122H9ZM9 123L7 124V122H6V125H5V126L7 127V125H9ZM12 123H13V121H12ZM29 123H30V122H29ZM33 123H34V122H32L31 124H33ZM37 123H39V121H38ZM37 123H34L33 125H36ZM41 123H40V124H41ZM52 123H53V122H52ZM55 123H57V122H55ZM76 123H77V122H76ZM85 123H86V122H85ZM85 123H84V124H85ZM87 123H89V122H87ZM95 123H93V124H95ZM111 123H112V121H111ZM111 123H110V125H107V126L110 127V126H113V125H114V124H111ZM115 123H117V122H115ZM119 123H121V122H119ZM119 123H118V124H119ZM139 123H141L140 125H142V126H144V127H140V126H139V127H140V128H139V127H138V124H139ZM139 123H137V127L135 126L136 128H138L137 130H135L136 128L133 127V129H132V132H133V133H135L136 131L138 132V130L141 129V128H143L144 130L146 129L145 127L148 128V125H149V124H147L148 122H146L147 126H146L145 124L143 125V122H142V121L139 122ZM153 123H154V122H153ZM156 123H158V122H156ZM156 123H154L153 125H155ZM161 123H160V124H161ZM180 123H178V124H176V125H179ZM187 123H188V122H186V125H187ZM190 123H191V122H190ZM204 123H205V122H204ZM211 123H210V124H211ZM214 123H215V122H214ZM216 123H217V122H216ZM229 123H230L229 121L226 122V124L228 125V127L230 126ZM245 123H247V122L245 121ZM3 124H4V123H3ZM13 124H15V123H13ZM20 124H21V123H20ZM20 124H19V126H20ZM22 124H24V122H22ZM40 124H37V126H34V127H39ZM45 124H46V123H45ZM45 124H44V126H47V125H48V124H47V125H45ZM61 124H59V127H60V128H58L57 125H55V128H58V131H59V129H62V128H61L62 126H60ZM78 124H79V123H78ZM78 124H77V125H78ZM81 124H83V123H81ZM98 124H97V125H98ZM107 124H108V123H107ZM123 124H124V123H123ZM129 124H130V123H129ZM132 124L135 125L136 122H135V124H134L133 122H131L130 125L133 126ZM151 124H152V123H151ZM171 124H172V123H171ZM175 124H174V125H175ZM181 124H185V123H181ZM196 124H197V122H196ZM207 124H208V123H207ZM218 124L221 125L220 121H219ZM218 124H217V126H218ZM251 124H252V123H251ZM258 124H259V123H257V125H258ZM260 124H261V122H260ZM0 125H1V124H0ZM17 125H18V124H17ZM24 125H25V124H24ZM27 125H28V122H27ZM27 125H26V127H27ZM29 125H30V124H29ZM53 125H54V124H53ZM53 125H52V124H49V126H53ZM101 125H104V124L102 123ZM115 125H116V124H115ZM120 125H121V124H119L118 126H120ZM125 125H126V124H125ZM125 125H124V126H125ZM168 125H170V123H169ZM186 125H185V127H186ZM193 125H194V123H193ZM208 125H209V124H208ZM237 125H241V124H238V122H237ZM257 125H256V126H257ZM262 125H263V124H262ZM14 126H15V127H14ZM14 126L12 125L13 128H16V124H15ZM22 126H23V125H22ZM70 126H71V125H70ZM79 126H80V125H79ZM83 126H84V125H81L80 128L82 129ZM87 126H89V124H88ZM124 126H123V129H124V130H125V129H128V126H127V128L124 127ZM131 126H130L129 130L131 129ZM157 126L160 127L161 125H159V123H158ZM166 126H167V125H166ZM172 126H173V125H172ZM179 126H180V125H179ZM179 126H178V128H179ZM194 126H195V125H194ZM223 126H226V125H223ZM233 126H234V125H233ZM235 126H236V125H235ZM250 126H251V125H250ZM250 126H249V127H250ZM256 126H255V127H256ZM0 127H1V126H0ZM2 127H3V126H2ZM8 127H9V126H8ZM20 127H21V126H20ZM20 127H19V128H20ZM24 127H25V126H23L22 129L20 128V129L23 131V134H24V131H25V130H23ZM29 127H30V126H29ZM31 127H32L33 129L31 128V131H30V132H32V130H34V127H33L32 125H31ZM47 127H48V126H47ZM53 127H54V126H53ZM65 127H64L63 129H65ZM97 127H98V126H97ZM97 127H96V128H97ZM101 127H102V126H101ZM104 127H105V125L103 126V128H104ZM109 127H108V128H109ZM154 127H155V126H154ZM162 127H165V126L163 125ZM162 127H161V129H162ZM167 127H168V126H167ZM167 127H166V129H169V128H170V126H169V128H167ZM183 127H184V126H183ZM196 127H197V126H195V128H196ZM210 127H212V125H211ZM214 127H216V125H215ZM228 127H227V128H228ZM241 127H242V126H241ZM255 127H254V128H255ZM259 127H260V126H259ZM262 127H263V126H262ZM41 128H42V127H41ZM70 128H71V129H72V128H75V125H74V127H70ZM77 128H78V127H77ZM77 128H75L76 131H77ZM89 128L92 129V127H90V126H89ZM103 128H102V129H103ZM106 128H107V127H106ZM116 128H117V126H116ZM121 128H122V126H121ZM171 128H172V127H171ZM174 128H176V127H174ZM178 128H176V131L178 130ZM187 128H188V126L186 127V129H187ZM195 128H194V129H195ZM217 128H220V126L217 127ZM3 129H4V128H3ZM8 129H9V128H8ZM8 129H7V131H8ZM35 129H36V128H35ZM42 129H43V130H42ZM42 129H41V130L44 131V132H43L44 134H45V132L47 133V136L49 135V134H48L49 131H50V133H54L55 131H57L56 129H55V131H53V130H54L53 128H52L53 130L51 129L53 132L50 130V128H48L49 131H46L47 129L44 130V127H43ZM63 129H62V130H63ZM66 129L69 131L68 128H66ZM66 129H65V130H66ZM75 129L70 130L69 132H71V131H75ZM87 129H88V128H87ZM100 129H101V128H100ZM113 129H114V128H113ZM118 129H119V128H118ZM123 129H121V132L123 131ZM143 129L140 130L141 132L139 131L141 134H142V130H143ZM150 129H151V128H150ZM156 129H157V128H156ZM180 129H182V127H181ZM186 129L184 128V131H183V129H182V130H179V131H180V132L183 131L182 133H184ZM206 129H209V128L206 126ZM215 129H216V128H214V131H216ZM221 129H223V127H222ZM229 129H230V128H229ZM11 130H12V129H11ZM15 130H16V129H15ZM26 130L28 131V128H26ZM29 130H30V129H29ZM36 130L39 131L40 128H39V129L37 128ZM36 130H34L33 132H35ZM78 130L80 131L79 128H78ZM94 130H95V129H94ZM119 130H120V129H119ZM133 130H135V132H134ZM197 130H198V128H197ZM197 130H196V131H197ZM211 130H212V129H211ZM211 130H210V131H211ZM217 130L219 131V129H217ZM223 130H224V129H223ZM225 130H226V129H225ZM234 130H235V129H234ZM234 130H232V131H230V132L232 133ZM251 130H252V128H251ZM251 130H249L250 133H245V134H248V136H250V134H251ZM256 130L258 131V129H256ZM262 130H264V127L262 128ZM1 131H2V130H1ZM4 131H5V132H3V133L1 134V136H4V135L6 136V130H4ZM12 131L14 132V134L9 136V137H10L9 140H11V137H16L14 129H13ZM16 131H17V130H16ZM18 131H19V130H18ZM86 131H87V130H86ZM125 131H127V130H125ZM151 131H152V130H151ZM154 131H155V130H154ZM156 131H157V130H156ZM156 131H155V132H156ZM158 131L161 132L160 130H158ZM174 131H175V130H174ZM187 131H189V130H187ZM187 131H186V133H190V132H187ZM190 131H192V129H191ZM196 131H194V132H196ZM205 131H206V130H205V128L203 127V132H205ZM207 131H209V130H207ZM207 131H206V132H207ZM214 131H213V132H214ZM220 131H222V130H220ZM236 131H239V130H236ZM254 131H255V130H254ZM260 131H261V130H260ZM40 132H41V131H40ZM63 132H67V131H64V130H63ZM63 132L61 131V132H59V133L62 134ZM83 132H84V130H83ZM83 132H82V133H83ZM90 132H91V131H90ZM114 132H116V131L114 130ZM130 132H131V131H129V134H130ZM132 132H131V134H133ZM137 132H136L135 135H137ZM147 132H148V134H151V133H149V130H148ZM155 132H154V133H155ZM164 132H165V131H164ZM167 132H170V130H169V131L167 130ZM167 132H165L164 134L167 135V134H166ZM177 132H178V131H177ZM222 132H223V131H222ZM230 132H228V133H230ZM246 132H247V129H246ZM252 132H253V131H252ZM17 133L19 134V132H17ZM20 133H22V132H20ZM38 133H39V132H37L36 135H37ZM55 133H56V132H55ZM57 133H58V132H57ZM67 133H68V132H67ZM73 133H74V132H73ZM86 133H87V132H86ZM125 133H127V132H125ZM125 133H124V134H125ZM154 133H152L151 135L153 136ZM170 133H171V132H170ZM178 133H179V132H178ZM186 133H185V134H186ZM191 133H192V132H191ZM191 133H190V136H191ZM196 133H197V132H196ZM196 133H194V134L196 135ZM199 133H201V131H199ZM208 133H209V132H208ZM208 133H205L204 136H206V134H208ZM215 133H218L217 136L219 135V132H215ZM215 133H214V135H215ZM233 133H234V132H233ZM11 134H12V132H11ZM26 134H29V132H28V133L26 132L24 135H26ZM30 134H31V133H30ZM33 134H35V133H32V135H33ZM77 134H78V133H76V135H77ZM83 134H84V133H83ZM118 134L120 135V132L117 133V135H118ZM124 134L122 133V136H123ZM127 134H128V133H127ZM127 134H125V136H126ZM131 134H130V135H131ZM138 134H139V133H138ZM141 134H139V135H141ZM144 134H145L146 136H148V134L145 133V131H144V133H143L142 135L145 136ZM156 134H157V133H156ZM173 134H177V133H175V132L173 133V131H172V135H173ZM179 134H181V133H179ZM201 134H202V133H201ZM210 134L213 135L212 132H211ZM220 134H221V133H220ZM223 134H225V133H222V135H223ZM14 135H15V136H14ZM38 135H40V133H39ZM38 135H37V137H38ZM51 135H52V134H51ZM51 135H49V136H51ZM69 135H70V134H69ZM78 135H79V134H78ZM84 135H85V134H84ZM84 135L82 136L83 138H85ZM94 135H95V134H94ZM135 135H133V137H134ZM142 135L140 136V139H142V137H143ZM151 135H150V137H149V136H148V137L153 139V137H151ZM154 135H155V134H154ZM169 135H170V134H168V137L165 136V138H164V139L168 138V140H166V142H169V140L171 139V136H170V139H169ZM177 135H178V134H177ZM181 135H182V134H181ZM183 135H184V134H183ZM199 135H200V134H199ZM199 135H196V136L200 137ZM214 135H213V136H214ZM222 135H221V137L223 138L225 135H223V136H222ZM234 135H235V134H234ZM243 135H244V133H243ZM255 135H256V134H254V136H255ZM259 135H260V134H259ZM5 136H4V138H5ZM19 136H21V135H18V137H19ZM33 136H34V137H33ZM33 136H32V137L35 138V135H33ZM43 136H44V135H43ZM47 136H46V138H44L45 136H44V137L39 136V137H41L42 139L44 138V139H43V141H44V140H47V139L49 140V137H47ZM54 136H55V135H54ZM61 136H62V135H61ZM71 136H72V135H71ZM74 136H75V134H74ZM79 136H80V135H79ZM91 136H92V134H91ZM113 136H114V135H113ZM113 136H112V137H113ZM125 136H124V138H125ZM146 136H145V137H146ZM161 136H162V135H161ZM173 136H174V135H173ZM184 136H186V135H184ZM184 136H183V137H184ZM188 136H189V135H188ZM201 136H202V135H201ZM204 136H202V137H203L204 140H205V137H204ZM209 136H210V135H209ZM227 136H228V135H227ZM227 136H226V137H227ZM239 136H240V135H239ZM246 136H247V135H246ZM18 137H17V138H18ZM26 137H27V139H31V137H29V135H28V136L26 135ZM28 137H29V138H28ZM56 137H58V136H56ZM65 137H66V135H65ZM67 137H69V136L67 135ZM67 137H66V138H67ZM115 137H116V136H115ZM118 137H120V136H118ZM127 137H128V135L126 136V138H127ZM130 137H131V136H130ZM193 137H194V136H193ZM214 137H215V136H214ZM230 137H233L232 134H230L229 138H230ZM236 137H237V136H234V139H236ZM259 137H260V139H259L258 137H257V138L261 141V139L263 138V136H259ZM50 138H51V137H50ZM52 138H53V137H52ZM52 138H51V139H52ZM54 138H55V137H54ZM54 138H53V139H54ZM59 138H62V137L59 136ZM72 138H73V137H72ZM75 138H76V136L73 138V141L75 140ZM79 138H80V137H79ZM88 138H90V137H88ZM95 138H96V137H95ZM122 138H123V137H122ZM126 138H125V139H126ZM146 138H147V137H146ZM146 138L143 139L144 142L146 141ZM149 138H148V139H149ZM173 138H174V137H173ZM176 138H177V137H176ZM176 138L173 140V142H174L175 140L178 139V138H177V139H176ZM184 138H187V137H184ZM203 138L200 137V139H198V140H201V139L203 140ZM207 138H209V137H207ZM227 138H228V137H227ZM240 138H241V136L239 137V139H240ZM250 138H251V137H250ZM5 139H6V138H5ZM14 139H15V138H14ZM22 139H23V140H26V138L24 139V138L21 137V140H15L12 144H11L12 141L10 142L12 148H13L14 150H16V151H15V152H16V155L21 154V153L17 154V151L23 153V152H25V151L27 150L26 148H28V147H26L25 144L22 143ZM35 139H36V138H35ZM37 139H38V138H37ZM42 139H41V140H42ZM51 139H50V141H51ZM55 139H56V138H55ZM62 139H63V138H62ZM62 139H56V140H57V141H58V140H61L62 142H63V141H66V140H62ZM64 139H65V138H64ZM91 139H92V138H91ZM111 139H112V138H111ZM119 139H120V138H119ZM119 139H118V140H119ZM127 139H128V138H127ZM127 139H126V140H127ZM131 139H132V138H131ZM134 139H135V140H134ZM154 139H155V141H154L153 143L155 144V143H156V140H157V142H158V139H159V138H158V139L154 138ZM196 139H197V138H196ZM213 139H214V138H213ZM223 139H224V138H223ZM248 139H249V138H248ZM252 139H253V138H252ZM9 140H8V141H9ZM41 140H38V141H41ZM56 140H54V141H56ZM68 140H69V139H68ZM71 140H72V139H71ZM76 140H78V139H76ZM82 140H83V139H82ZM85 140H86V139H85ZM112 140H113V139H112ZM115 140H116V139H115ZM123 140H124V139H123ZM136 140H137L136 138H133V140H131V141L134 142V141H136ZM150 140H151V139H150ZM178 140H179V141L182 140V142L184 141L183 138H181V137H180ZM188 140H191V138L188 137ZM193 140H194V138H193ZM202 140H201V142H202ZM204 140H203V142H204V147H205V146H206L205 143H207L208 141L206 142V141H204ZM206 140H208V139H206ZM215 140H216V139H214V141L212 140L211 142L214 143ZM224 140H226V142L228 141V139H224ZM237 140H238V139H236L235 141H237ZM255 140H256V139H255ZM263 140H264V139H263ZM4 141H5V140H4ZM8 141H7V143H8ZM27 141H28V140H27ZM27 141H25V142H27ZM50 141H49V142H50ZM57 141H56V143H58ZM98 141H99V140H98ZM119 141L121 142V139H120ZM141 141H142V140H140V142H141ZM151 141H153V140H151ZM163 141H165V140H163ZM179 141H178V142H179ZM195 141H197V140H195ZM216 141H217V140H216ZM218 141H219V140H218ZM235 141H234V142H235ZM245 141H246V139H245ZM260 141H259V142H260ZM32 142H35L34 144H33V143H32V144L37 146V142H36V140H35V141H32ZM45 142H46V141H45ZM45 142H42V143H45ZM51 142H53V140H52ZM69 142H70V141H69ZM74 142L76 143V141H74ZM74 142H73V143H74ZM80 142H81V141H79V143H80ZM82 142H84V141H82ZM82 142H81V143H82ZM88 142H89V141H88ZM91 142H92V141H91ZM93 142H94V141H93ZM114 142H115V141H114ZM114 142H113V144H114ZM125 142H126V144H127V141L124 140V143H125ZM133 142H132V143H133ZM144 142H143V143H144ZM148 142H149V140H148ZM166 142L163 143V144H166ZM170 142H171V141H170ZM173 142H171V143L173 144ZM176 142H177V141H175V143H176ZM189 142H190V141H189ZM191 142H193V141H191ZM219 142H220V141H219ZM226 142H225V144H226ZM253 142H254V141H253ZM256 142H257V140H256ZM28 143H30V141H29ZM47 143H48V141H47ZM54 143H55V142H54ZM64 143H65V142H64ZM122 143H123V142H122ZM128 143H129V142H128ZM135 143H136V142H135ZM143 143H142V144H143ZM159 143H161V142H159ZM159 143H156V144H159ZM171 143H170V145L168 144V145H169L168 147H171ZM175 143H174V144H175ZM194 143H195V142H193V144H194ZM212 143L209 142L210 145H211ZM216 143H217V142H216ZM221 143H222V142H220V145H221V148H222V145L224 144V142H223V144H221ZM229 143H230V139H229ZM229 143H227V144H229ZM245 143H246V142H245ZM1 144H2V143H0V146H1ZM30 144H31V143H30ZM49 144H50V143H49ZM49 144H47V145H49ZM62 144H63V143H62ZM62 144H57V145H62ZM88 144H89V143H88ZM102 144H103V143H102ZM108 144H110V143H108ZM140 144H141V143H140ZM163 144H161V145H162V146H161L162 149H163ZM174 144H173V146H174ZM179 144H180V142H179ZM184 144H185L186 146L189 145V143H187V140L184 141ZM184 144L182 143L181 146H184ZM214 144H215V143H214ZM225 144H224V145H225ZM227 144H226V145H227ZM232 144H233V143H232ZM260 144H261V143H260ZM260 144H259V145H260ZM262 144H263V143H262ZM262 144H261L259 150L261 149ZM5 145H6V144H5ZM27 145H29V144H27ZM33 145H32V146L30 145L31 148H33ZM38 145H39V142H38ZM45 145H46V143H45ZM50 145H52V143H51ZM53 145H54V144H53ZM68 145H69V144H68ZM80 145H81V144H80ZM86 145H87V144H86ZM96 145H97V143H96ZM96 145H95V146H96ZM103 145H104V144H103ZM133 145H134V144H133ZM133 145H132V146H133ZM136 145L138 146V145H139V142H138V144H136ZM149 145H150V144H149ZM151 145H152V144H151ZM190 145H192V144H190ZM196 145H199V143L197 142V144H195V146H196ZM215 145L218 146L219 144H218V145L215 144ZM215 145H213V146H215ZM234 145H236V143H235ZM257 145H258V143H257ZM257 145H255V146H257ZM36 146H35V147H36ZM41 146H42V145H40V147H41ZM65 146H67V145L65 144L64 147H65ZM76 146H78V144H77ZM88 146H89V145H88ZM91 146H92V145H91ZM112 146H113V145H112ZM119 146H120V145H119ZM122 146H123V145H122ZM129 146H130V145H129ZM129 146L127 147L128 149H129ZM140 146H142V145H140ZM140 146H139V147H140ZM147 146H148V144H147ZM164 146L167 147L166 145H164ZM173 146H172V147H173ZM181 146L178 147V144H176V150H175V148H174V149L172 148V150L177 151V147H178V148H181ZM192 146H193V145H192ZM195 146H194V147H195ZM208 146H209V145H208ZM228 146H229V145H228ZM231 146H232V145H231ZM252 146H254V145H252ZM263 146H264V145H263ZM37 147H38V146H37ZM50 147H51V146H50ZM64 147H63V149H64ZM68 147H71V146H68ZM81 147H82V146H81ZM109 147H110V146H109ZM116 147H117V146H116ZM116 147H115V148H116ZM135 147H136V146H135ZM135 147H134V148H135ZM142 147H143V146H142ZM144 147H145V146H144ZM151 147H153V146H150V147H148L149 149H147V150L145 149V150L148 152V150H150ZM154 147H155V146H154ZM184 147H185V146H184ZM189 147H190V146H189ZM194 147H191V149H190V148L188 149V147H187V151L190 150L191 153H192V154H189V155L193 156V157H190V158H196V157H197V155H194V154H193L194 151L196 152V150H194V151L192 150ZM196 147H197V146H196ZM200 147H201V143H200V145H199V148H200ZM223 147H224V146H223ZM225 147H227V146H225ZM225 147H224V148H225ZM240 147H241V146H240ZM1 148H2V147H1ZM45 148H46V146H45ZM45 148H44V149H45ZM74 148H76V147H74ZM110 148H111V147H110ZM136 148H137V147H136ZM140 148H141V147H140ZM158 148H159V147H158ZM202 148H203V147H202ZM202 148H200V149H202ZM209 148L212 149V148H216V147H211V146H210ZM221 148H219V150H218V148H216L218 151H220V154H222V153L226 150V149H224V148H222V149H223V150H222ZM241 148H243V147H241ZM241 148H240V149H241ZM244 148H245V147H244ZM244 148H243V149H244ZM263 148H264V147H263ZM10 149H11V147H10ZM42 149H43V148H42ZM48 149H50L49 146H48ZM52 149H53V148H52ZM54 149H55V148H54ZM59 149H60V147H59ZM61 149H62V148H61ZM76 149H80V148L77 147ZM81 149H82V148H81ZM81 149H80V151H78V153L76 152V150H74V151H75V154L77 153L76 156H75V157H76V158H75V161H73V159H72V162L69 163V164H67V165H66V164H61V163L58 164V165H59V168H60L61 170H70V171H74V172L77 170V168H78L79 166H83L82 168H85V171H84V174L81 175L79 182L81 183L82 188L84 189V191L89 189V190L91 191V193H90L89 195L85 194L83 197H80V196H79V192L83 195V192L80 191V190H82V189H79V187L77 186V188L79 189V191H78V189H77L76 191H74L73 189H69V188L66 186L67 189L65 190V188H64V186H63V185H64L63 183L61 184V186H63L62 188H64V192L62 193V189L60 188L59 185H57V183L59 184V183H61V182H62L63 180H65V179H63V180L61 181V177H60V178H59V177H54V176L57 174V173H55V174L53 175V178H54V180H56V182H57V183H55V184H56L57 186H59V187H56L55 184H54V187L57 188V189H56L57 191H58V189L60 188L61 191L59 190V192L61 193V196H62V194H63V197L66 199L65 201H66L67 203L70 202V203H68V204H65L66 206L63 207V208H65V207H67V205H68V208L70 207V212H68V213H64V212H63L64 215H63V214L61 215V214H60L61 212L58 210V209H59L58 207H57L58 209L55 208L57 212H56V211H53V208H52V209H51L52 211L47 210V212L49 211L48 213H46L44 210L40 211V209H39V210H36V209H35L36 211H38V213H39V212L41 213V212L44 211V213H45V218H46V219L49 218L50 220H46V222L44 223L45 225H44V226L42 225L43 227L35 226L34 228H30L29 231H28V229H26V228H25L26 231H21V229H20L21 226H19L20 228H19V227H16V226H18L17 224L20 223V222H18V223L16 224V220H17V219L15 218L16 215H15V217H14V216H10V217L6 218V219L4 220V222H3V225H2V227L4 226V230H3L2 227H1L2 230L0 229V264H69V263H66V262H65V259L68 260L69 258L71 259V263H70V264H129L130 262H128V256H129L128 254H129V251H130V249H131V248L129 247V246H130L129 243H132V244H133V245H131V246H134V245H136V246H137V245H142V246H140V247H143V246H144V249L146 248L147 251H148L147 244H145L143 241H141V235H142V233H143L144 231H146V230H150V232H151V230L153 231V229L158 230V229H162V228H163L162 230H164V229H165L164 227H166V226H170V228H172V227L177 228L176 230H178V231H179L178 228H180V227L182 228V226H183V227L185 226V228H186V227L189 228V226L192 225L193 222H194L193 225L195 226V222H196V220H199V221H201V222H204V221L206 220V218H209L210 215H211V216H215V217H217V216H221V215H223V214H221V213H222V212L224 213L225 210L228 211V210H230L231 208H234V209H235V208H236V209L239 208L240 206H239L238 204H236V203H238V202L243 203V201H246V200H247V203H251V204H253V202H254L255 200L253 201L252 199L256 198V196H258V197L261 196L262 199L258 198L259 201H258V200H257V201H258L259 203H257L256 206L253 207L251 204H248V205H251V207H249L248 210L246 209L247 211H246V210H245V211L243 210L244 212H248V214H249V210H250V211H251V214H250V215H247V216H242V215H241V216H242V221L240 220L241 217H239V220L242 222V224H241V222H240L241 225H237V224H239V223H238V222H234V220H233L232 222L236 223V225H235L234 223L229 222L228 219H226V221H223V220L220 221V219L218 218V219H219L218 223H217V222L213 223V222L209 221V222H211L210 224H209V222L207 221L208 224H209V226H207L208 228H207V230H205V231H206V232H205L206 234H205V235L203 234V236H201L202 238H201L200 236H198L199 239H198V237L196 236L197 233H196V235L194 236V233H193V234L191 233V234H192V235H191V234H189L190 232H187V231H190L191 229H193V228H194L193 226H191V228H189V230H188V228H187L186 233H188L189 235L187 234L186 237H185V235H184L183 233H182L181 235L183 236V238H182V239H183V243H182V245H185L184 247H187V246H188V248H187V249H188V254H187V257L185 256V258H183V257H184V256H183V255H184L183 253H185V252L182 253L183 255H182L181 253H180V254L183 256V257L181 256V259L183 258V259H184V262H187V263H188V261H189V260H188V256H190L189 259H193V260H194V261L192 260L193 263H192L191 261H189V262H191V264H264V248L262 247V245H260L261 243L259 244V242H257V241H260V240H262V239L259 240V238H258V239L256 238V233H259V235H260L259 237L262 236V237L264 238V217H263V215H262V214L264 213V211H262V210H258V208H264V162L262 163V161H264V151H262V150H261L260 152H259L258 150H257V151H252V149H251L250 152H249V150H248V154H247L246 156H245V154H244L243 156H239V157H238L240 161L242 160L243 162H245L244 165H246V166H245L246 169L249 168L248 170L250 171V173L248 172V174H247V172H246V174H247L248 176H247L246 178H244V179H245L244 181L242 180L243 183H242V182H239L240 180L237 182V180L240 178V176L242 177L241 179H243V176L240 175V174H242V172L244 173V172L246 171L245 167H244V169H245L244 171H242V172H238V173H239V176H238V179L236 180L237 183L233 184V183H230V182H229V181L233 178V177L231 176L230 180L228 181V184H229V183H230V184H233V185H239L240 183H241V184H240V187H237V186H236L238 189H237V190L235 189V193H234V194H233V193H231V194L228 193V196H230V195L233 194L232 197H230V198H229V197H228V198H224V200L227 199V200H225V201L223 200V206H225V207H224V208H225L224 210H222L221 207H219V205L216 204V205L220 208V211H219V209H218L217 207H215V205L212 203V202H214V201L210 202V201H211V200H209L210 198H209V199L207 198V199H208V201H209L210 203H212V204L214 205L213 207H210V206H209L210 208H208L207 206H205V207H207L206 209L204 208L205 210H204L203 208H202L203 210H201L200 208H198V207H199V206H198L199 202H201V201L203 202V200H204V198H205V196H206L205 193L208 191V189H207V190H205V191H206L205 193H204V191H203V192H202V191L198 192L199 190H201V189H199L201 186H200V187H195V186H198V183H197V182L199 181L198 179L201 178V177H200L201 174L199 175V174H198L199 172H198L196 175H194L195 173L193 174V176H195V177L198 175L197 178L195 179V180H197V182L195 183V182H193V180H190V182L192 181V184L194 185V187H195V188H198V189L195 190V189H193V187L191 186V188H192L193 191H194V190H195V191L198 190L197 192H198L199 194H200L201 192L205 194V196H204V194H203L204 198L201 197V199H203V200L199 199V200H197V202L194 204V205L197 204V206H198L197 208H198V209L192 208V209L189 210V211H185V210H184L183 212H176V211H177L176 208L179 209V207H176V206H175L176 203H174L173 205H170V206H175V207H176V208H175L176 211H175V210H171V211L169 210V211H168V214L171 216V220H169V221H163V222H162V221H158V220H156V219H157L156 216H158V212H157L158 210H156V212H157V213H156V216H155V214L152 215V212L150 211V215L148 214L150 218H149L147 215H145V213H147V212L143 213L145 216H147V217L150 219V221H147V220H146L147 222H145V221L143 222V220L140 219V216H141V215L139 214V212L141 211V210H140V208H141L140 206H142V205H140V204H139L140 202H138L137 200L134 199V197H136V196H134L135 194H134V195H131V192H130V196H132V197L134 196L133 199H132L133 201H132V200L130 201L131 198L129 197V195H128V193H127L126 191H121V192H117V193H115V192L112 193V192H111V191H112L111 187H110V189H111L110 192H109V191H106V189H108L109 187L106 185V183H108V182H105L104 180H108V178L106 179L105 177H103L104 174H102L100 171H98V172H100V174H102V177L104 178V180H103V178H102L100 175H99V176H100L101 178L98 177V178L92 179V177H90V174H91V173H95V172H93V170H94L93 167H94L95 165L92 164V161H93V159L95 158V157H94L95 154L92 155V156L94 157V158L92 159V156H91V155H90V156H91V158H90V156H89L85 151H83V150H81ZM84 149H85V146H84ZM88 149H90V147H88ZM88 149L86 148V150H88ZM155 149H157V148H155ZM160 149H161V148H160ZM200 149H199V150H200ZM211 149H210V150H211ZM230 149H231V148H230ZM247 149H248V148H247ZM249 149H250V147H249ZM14 150H13V152H14ZM46 150H47V149H46ZM46 150H45V151H46ZM50 150H51V149H50ZM95 150H96V149H95ZM95 150H94V152H95ZM111 150H114V148L111 149ZM124 150H125V148H124ZM134 150L137 151L138 149H137V150L134 149ZM134 150H132V152H133ZM143 150H144V149H143ZM145 150H144V152H143L142 154L146 153ZM153 150H154V149H153ZM163 150H164V149H163ZM166 150H167V149H166ZM168 150L170 151V149H168ZM172 150H171V151H172ZM178 150H180V149H178ZM181 150H184V149L182 148ZM221 150H222V153H221ZM263 150H264V149H263ZM30 151H31V150H30ZM33 151H34V149H33ZM41 151H42V150H41ZM45 151H42V153L45 152ZM51 151H52V150H51ZM59 151H60V150H59ZM67 151H68V149H67ZM116 151H117V149H116ZM116 151H114V152H116ZM127 151H128V150H127ZM138 151H139V150H138ZM159 151L161 152V150L158 149V152H159ZM171 151H170V152H171ZM192 151H193V152H192ZM201 151H204V149L201 150ZM201 151H200V153H201ZM214 151H215V150H214ZM232 151H235V150L233 149ZM236 151H238V149H237ZM27 152H29V151H27ZM36 152H37V151H36ZM46 152H47V151H46ZM57 152H58V151H57ZM62 152H63V155H64V152H65V151L63 150ZM68 152L70 153V151H68ZM89 152H90V151H89ZM97 152H98V151H97ZM109 152H110V150H109ZM114 152L112 151V153H110V154H113ZM128 152H129V151H128ZM141 152H142V150H141ZM160 152H159V154H160ZM162 152H163V151H162ZM162 152H161V156L164 155V154L162 155ZM166 152H167V151H166ZM170 152H169V153H170ZM179 152H180V151H179ZM181 152H184V151H181ZM181 152H180V153H181ZM197 152H198V151H197ZM206 152H207V150L205 151V153H203V155H202V154H198V155H202L201 157H203V156L206 157V155L208 156L212 151H211L210 153H209V152L206 153ZM228 152H229V151H227L226 153L224 152V153L227 155ZM11 153H12V152H11ZM58 153H59V152H58ZM58 153H57V154H58ZM60 153H61V152H60ZM69 153H67L68 156L70 155ZM92 153H93V151H92ZM124 153H125V152H124ZM148 153H149V152H148ZM148 153H147V154H148ZM167 153H168V152H167ZM172 153H173V156H174L175 152H172ZM180 153H179V154H180ZM184 153H186V151H185ZM215 153H216V152H215ZM215 153H214V154H215ZM218 153H219V152H217V156H216V157H215V156H213V157H214V158H217V157H218ZM229 153H230V152H229ZM43 154H44V156H45V153H43ZM47 154H48V153H47ZM61 154H62V153H61ZM107 154H108V153H107ZM107 154H106V155H107ZM128 154L130 155V153H127V155H128ZM135 154H137V153H135ZM139 154H140V152H139ZM139 154H137V155H139ZM147 154H146V156H148ZM155 154H156V151H155ZM176 154H178V152H176ZM186 154H188V153H186ZM204 154H206V155H204ZM212 154H213V152L211 153V157L209 156L210 158H212ZM214 154H213V155H214ZM220 154H219V155H220ZM238 154L241 155L240 153H238ZM238 154H237V155H238ZM242 154H243V153H242ZM4 155H5V154H4ZM8 155H9V154H8ZM10 155H11V154H10ZM12 155H14V153H13ZM12 155H11V156H12ZM28 155H29V154H28ZM30 155H31V153H30ZM48 155H49V154H48ZM48 155H46L45 158H48V157H49ZM96 155H98V154L96 153ZM99 155H101V154H99ZM115 155H116V154H115ZM115 155H112V156L115 158ZM132 155H134V153H132ZM167 155H168V154H167ZM182 155H183V153L181 154V156H182ZM189 155H188V156H189ZM229 155H230V154H229ZM232 155H233V153H231V161H233V160H232L233 158L237 159V157H236L237 155H236V154H235L236 156L234 155L235 157H233V158H232ZM14 156H15V155H14ZM14 156H13V157H14ZM19 156H20V155H19ZM21 156L23 157V155H21ZM36 156H37V155H36ZM36 156H34V157H36ZM55 156H56V155H55ZM64 156H65V155H64ZM64 156H63V157H64ZM68 156H67V159H69ZM116 156H117V155H116ZM146 156H145V157H146ZM153 156H154V153H153ZM157 156H159V158L161 157L160 155H157V154H156V155L154 156V159H155V157H157ZM165 156H166V155H165ZM170 156H171L170 158L173 159L171 153H170ZM175 156H176V155H175ZM175 156H174V157H175ZM181 156H180V157H181ZM183 156H184V155H183ZM194 156H195V157H194ZM13 157H12V159H13ZM16 157H17V156H16ZM16 157H14L13 160L16 161ZM22 157H20V159H21ZM27 157H28V156H27ZM27 157H26V159H27ZM52 157H53V156H52ZM104 157H105V156H104ZM120 157H121V155H120ZM122 157H123V156H122ZM148 157H149V156H148ZM151 157H152V156H151ZM151 157H149V158H151ZM180 157L178 158V159H180L179 161L182 160L181 158L184 159V157H181V158H180ZM209 157H207V158L209 159ZM222 157H223V155H222ZM228 157H230V156H228ZM5 158H6V157H4V159H5ZM7 158H8V157H7ZM17 158H18V157H17ZM30 158H31V157H30ZM30 158H29V159H30ZM108 158H109V157H108ZM124 158H125V157H124ZM129 158H131V156H130ZM135 158H137V157H135ZM161 158H164V157H161ZM175 158H176V157H175ZM185 158H187L186 160L189 159L188 157H185ZM214 158H213V159H214ZM245 158H247V160H244ZM34 159H35V158H34ZM42 159H43V158H42ZM48 159H49V158H48ZM61 159H62V157L60 158V161H61ZM67 159H66V160H67ZM90 159H92V161H91ZM109 159H110V158H109ZM115 159H116V158H115ZM127 159H128V158H127ZM138 159H139V158H137V159L135 160V159H132V158H131V160H135L136 162L139 161ZM145 159H146V158H145ZM145 159H144V160H145ZM165 159H166V158H165ZM197 159H199V156H198ZM197 159H196V161H194L195 159H193V161L196 162V164L199 163V162L197 161ZM202 159H203V158H202ZM202 159L200 160L201 162H202ZM222 159H225V158L223 157ZM228 159H230V158H228ZM9 160H10V159H9ZM9 160H8V161H9ZM13 160H12V161H13ZM18 160H19V159H17V161H18ZM24 160H25V157H24ZM30 160H31V159H30ZM64 160H65V159H64ZM69 160L71 161V159H69ZM99 160H100V158H99ZM107 160H108V159H107ZM113 160H114V159H113ZM113 160H111V161H113ZM125 160H126V159H125ZM128 160H129V159H128ZM131 160H129L128 163H129ZM146 160H147V159H146ZM146 160H145V162H147L149 159H148L147 161H146ZM160 160H161V159H160ZM160 160H159V161H160ZM163 160H164V159H163ZM174 160H175V159H174ZM184 160H185V159H184ZM184 160H183V161H184ZM190 160H191V159H190ZM203 160H204V159H203ZM209 160H210V159H209ZM216 160H217V159H216ZM218 160H220V159L218 158ZM218 160L215 161V162L218 163V162H219ZM8 161H7V162H8ZM15 161H14V162H15ZM17 161H16V162H17ZM21 161H23V160H21ZM25 161H26L25 166H28L29 163H28V165H26V164H27V160H25ZM34 161H35V160H34ZM39 161L42 162L40 159H39ZM44 161H45V160H44ZM47 161H48V160H47ZM53 161H54V163H55V160H53ZM60 161H58V162H60ZM70 161H69V162H70ZM95 161H97V160L95 159ZM95 161H94V162H95ZM104 161H105V160H104ZM109 161H110V160H109ZM135 161H134V164L131 162L133 166H134V165L137 166V163H135ZM141 161H142V160H141ZM164 161H165V160H164ZM169 161H170V159H169ZM169 161H168V163L166 162L167 165L170 164ZM172 161H173V160H172ZM172 161H170V162H172ZM179 161H178V162H179ZM193 161H192V163H193ZM211 161H212V160H211ZM221 161H222V160H221ZM221 161H220V164H221ZM234 161H235L236 163L238 162V161H236V160H234ZM234 161H233V162H234ZM240 161H239V162H240ZM242 161H241V162H242ZM5 162H6V161H5ZM10 162H11V160H10ZM16 162H15V163H16ZM19 162H20V161H19ZM37 162H38V161H37ZM40 162H38V163H39L38 165H40ZM94 162H93V163H94ZM98 162H99V161H98ZM116 162L118 163V161H116ZM116 162L114 161L113 163L115 164ZM125 162H126V161H125ZM154 162L156 163V161H154ZM154 162H153V163H154ZM178 162H176V163H178ZM181 162H182V161H181ZM185 162H186V161H185ZM189 162H190V161H189ZM201 162H200V163H201ZM206 162H208L207 159H206L205 162L203 161L202 163H205V165H206ZM209 162H210V161H209ZM209 162H208L207 166H208L209 164H211L213 161H212L211 163H209ZM225 162H226V161H225ZM241 162H240V163H241ZM46 163H47V162H46ZM62 163H63V162H62ZM96 163H97V162H96ZM96 163H95V164H96ZM111 163H112V162H110V164H111ZM117 163H116V165H117ZM141 163H142V162H141ZM148 163H149V162H148ZM159 163H160V162H159ZM222 163H224V162H222ZM236 163H235V164H236ZM22 164H23V163H21V165H22ZM56 164H57V163H56ZM98 164H99V163H98ZM102 164H103V163H102ZM151 164H152V163H151ZM162 164L164 165L163 162H162ZM172 164H173V163H172ZM172 164H171L170 168H172V167L174 166L175 162H174L173 165H172ZM182 164H185V163L182 162ZM187 164H190V163H187ZM196 164H195V165H196ZM218 164H219V163H218ZM220 164H219L218 166H220ZM237 164H238V163H237ZM7 165H8V164H7ZM12 165H13V163H12ZM36 165H37V163H36L34 166H36ZM45 165H46V164H45ZM49 165H51V164H49ZM52 165H53V164H52ZM58 165H55V167L57 168ZM93 165H94V166H93ZM112 165H113V164H112ZM112 165H111V166H112ZM129 165H130V163H129ZM129 165H128V166H129ZM147 165H148V164H147ZM156 165H157V164H156ZM178 165H179V164H178ZM180 165H181V163H180ZM198 165H199V164H198ZM211 165H213V163H212ZM222 165H223V164H222ZM224 165H226V164L224 163ZM10 166H11V164H10ZM15 166H16V165H15ZM15 166H14V167H15ZM22 166H23V165H22ZM53 166H54V165H53ZM107 166H108V165H107ZM126 166H127V165H126ZM140 166L142 167V165H140ZM140 166H139V167H140ZM144 166H145V165L143 164V168H144ZM151 166H152V165H151ZM153 166H154V165H153ZM168 166H169V165H168ZM185 166H187V165H185ZM185 166H184V167H185ZM188 166H189V165H188ZM188 166H187V168H190V166H189V167H188ZM193 166H194V164H193ZM193 166H191V168H190L191 170H192V167H193ZM200 166H202V165L200 164ZM218 166H217V169L219 168ZM232 166H233V165H231V166L229 165L228 167H229L230 169H232V171H233V169L235 168V165H234V168H233ZM41 167H42V166H41ZM41 167L39 166V168H41ZM45 167H47V166H45ZM121 167H123V166L121 165ZM121 167H120V168L117 167V168H119V170H121ZM158 167L160 168L161 166L159 165ZM163 167H164V166H163ZM181 167H182V166H181ZM196 167H197V166H196ZM196 167H195V168H196ZM215 167H216V166H215ZM226 167H227V166H226ZM226 167H225V168H226ZM231 167H232V168H231ZM5 168H6V167H5ZM16 168H17V167H16ZM27 168H29V167H27ZM27 168H25V169H27ZM35 168L38 169L37 166H36ZM79 168H81V167H79ZM94 168H96V167H94ZM108 168L110 169V167H107V170H108ZM113 168H114V167H113ZM117 168H115V169H117ZM130 168H132V169H129V167H128L129 170H126L125 168H123V169H125V171H126L127 174H130V175L134 176V177L138 180V182H141V183H142V181H140V180H142V179H140V178H141L140 175H137V174L134 173V171H133L134 168H133V167H130ZM143 168H141V170H143ZM149 168L151 169L150 166H149ZM152 168H154V167H152ZM156 168H157V166H156ZM170 168H166V167H165L164 170H166V169H170ZM176 168H178V166H177ZM185 168H186V167H185ZM185 168H184V170H183V168H182V170L185 171ZM187 168H186V171H187ZM197 168L200 169V168H202V167H199V166H198ZM203 168H204V170H206V168H205L204 166H203ZM203 168H202V169H203ZM207 168H208V167H207ZM209 168H211V167H209ZM209 168H208V169H209ZM37 169H36V170H37ZM43 169H44L43 171H45V168H43ZM103 169L105 170L104 167H103ZM135 169H136V167H135ZM172 169H173V168H172ZM214 169H216V168H214ZM250 169H251V170H250ZM6 170H7V168H6ZM20 170H21V169H20ZM20 170H19V171H20ZM34 170H35V169H34ZM137 170H138V169H137ZM137 170H136V171H137ZM139 170H140V169H139ZM162 170H163V168H162ZM164 170H163V171H164ZM174 170H175V168L173 169V171H169V172L172 173V172H174ZM177 170H178V169H177ZM191 170H189V171H190L189 173L187 172L189 175H192V174H190V173H191ZM193 170H195V169L193 168ZM193 170H192V171H193ZM204 170H203V171H204ZM209 170H210V169H209ZM209 170H208V172H209ZM235 170H237V169H235ZM26 171H27V170H26ZM26 171L24 170L23 173H25ZM38 171H39V169H38ZM101 171H103V170H101ZM116 171H118V170H116ZM136 171H135V172H136ZM143 171H144V170H143ZM148 171H149V170H148ZM156 171H157V170H156ZM156 171H155V173H157L156 176H158L159 173L156 172ZM159 171H161V170H159ZM213 171H214V170H213ZM229 171H230V170H229ZM7 172H8V171H7ZM30 172H31V173H34V172H32V171H30ZM57 172H58V171H57ZM81 172H82V171L80 170V173H81ZM114 172H115V171H114ZM141 172H142V171H141ZM151 172L153 173V172H154V169H153V171L151 170ZM166 172L168 173V170H167ZM166 172H165V173L163 172V174L160 173V174H159V177H160V178H161V176L164 177V176H163L164 174H165L168 178H170L171 176H173V175H171V174H170L171 176L168 175L169 173L166 174ZM193 172H194V171H193ZM195 172H197V171H195ZM211 172H212V171H211ZM211 172H209V173L206 172L208 175L205 174V173L203 172V175H204V176L207 175L208 178H210V179H214L216 176H214ZM215 172H219V170H218V171L216 170ZM225 172L228 173V171H225V170H224V172H223V173H224V176H225V174H226ZM31 173H30V174H31ZM43 173H44V172H43ZM60 173H62V174H60ZM76 173H77V171L75 172V174H76ZM105 173H106V172H105ZM118 173H119V172H118ZM145 173H146V172H145ZM148 173H150V172H148ZM155 173H154V174H155ZM175 173H176V170H175ZM180 173H181V172H179V171H178V173H176V174H178V177H180V175H181ZM187 173H186V172H183L184 175L187 174ZM219 173H220V172H219ZM221 173H222V171H221ZM223 173H222V174H223ZM229 173H230V172H229ZM238 173H237V174H238ZM8 174H9V173H8ZM20 174H21V173H20ZM26 174H27V173H26ZM28 174H29V172H28ZM30 174H29V175H30ZM35 174H36V173H35ZM44 174H45V173H44ZM47 174H49V173H47ZM58 174H60V176H61V175H63V172H59ZM58 174H57V175H58ZM95 174H98V173H95ZM111 174H113V173H111ZM121 174H122V173H121ZM121 174H119V175H121ZM124 174H125V173L123 172V175H124ZM140 174H141V173H140ZM154 174H152V176H153L154 178H157V180L160 179L159 177H155ZM161 174H162V175H161ZM176 174H175V175H176ZM179 174H180V175H179ZM215 174H217V173H215ZM246 174H245V175H246ZM36 175H37V174H36ZM41 175H42V174H41ZM65 175H66V174H64L63 176H65ZM77 175H78V173H77ZM109 175H110V173H109ZM142 175H147V174L142 173ZM149 175H151V174H148V177H149ZM175 175H174V176H175ZM203 175H202V180H204V179L206 180V177H207V176L204 177ZM217 175H218V174H217ZM229 175H230V174H228V175H226V176L230 177ZM18 176H19V173H18ZM18 176H17V177H18ZM20 176H23V175L21 174ZM24 176H26V175L24 174ZM33 176H34V175H33ZM43 176H44V175H43ZM45 176H46V175H45ZM94 176H95V175H94ZM104 176H105V175H104ZM121 176H122V175H121ZM169 176H170V177H169ZM181 176H182V175H181ZM187 176H188V175H186V177H187ZM220 176H221V175H220ZM224 176H223V177H224ZM226 176H225V177H226ZM236 176H237V175H236ZM1 177H3V175H1ZM10 177H11V176H10ZM10 177H9V178H10ZM30 177H31V176H30ZM30 177H28V178H30ZM39 177H41V176H39ZM65 177H66V176H65ZM95 177H96V176H95ZM108 177H109V176H108ZM113 177H114V176L111 175V178H113ZM146 177H147V176H146ZM148 177H147L145 180H148ZM153 177H151L150 179L152 180ZM176 177H177V176H176ZM184 177H185V176H184ZM184 177H182V178H184ZM186 177H185V178H186ZM198 177H199V178H198ZM203 177H204V179H203ZM218 177H219V176H217V182H218ZM225 177H224V178H225ZM244 177H245V176H244ZM9 178H7V179H9ZM19 178H20V177H19ZM21 178H22V177H21ZM21 178H20V179H21ZM24 178H25V177H24ZM26 178H27V177H26ZM31 178L33 179V177H31ZM31 178H30V179H31ZM35 178H36V177H34V179H35ZM37 178H38V177H37ZM37 178H36V180L39 179V178H38V179H37ZM56 178H58V180L60 179V180H59L60 182H59ZM62 178H63V177H62ZM71 178H72V175H71ZM76 178H77V177H76ZM76 178H75V179H76ZM114 178H116V177H114ZM118 178H121V177H118ZM180 178H181V177H180ZM180 178H179V179H180ZM182 178H181V179H182ZM221 178H222V176H221ZM221 178L219 177L220 180H221ZM236 178H237V177H236ZM11 179H12V178H11ZM16 179H17V178H16ZM30 179H29V181H30ZM32 179H31V180H32ZM34 179H33V182L35 183L36 180H34ZM46 179H47V178H46ZM75 179H74V183H73V184H76V183H77V182L75 183ZM109 179H110V178H109ZM123 179H124V178H123ZM150 179H149V182H150ZM172 179H173V178H172ZM172 179H171V181H172ZM179 179L177 178V180H179ZM189 179H190V176H189L188 179H186V183H187V185L190 183L189 181H188L189 183L187 182V180H189ZM192 179H193V178H192ZM17 180H18V179H17ZM24 180H25V179H24ZM43 180H44V177H43V179L41 178L39 181H42V182H43ZM54 180H53V181H54ZM66 180H67V179H66ZM69 180H70V177H69ZM110 180H112V179H110ZM113 180H114V179H113ZM116 180H118V179H116ZM116 180H115V181H116ZM143 180H144V179H143ZM145 180H144V183H146ZM154 180H155V179H154ZM157 180H156V181H157ZM160 180H161V179H160ZM162 180H164V179L162 178ZM162 180H161V181H157V182H161V186H163L162 184H165V180L167 181V179H165L164 182H163ZM169 180H170V179H169ZM182 180H183V179H182ZM182 180H179L180 183H181ZM184 180H185V179H184ZM195 180H194V181H195ZM200 180H201V179H200ZM205 180H204V181H205ZM222 180H223V179H222ZM234 180H235V179H234ZM6 181H7V180H6ZM6 181H4V182H6ZM27 181H28V180H27ZM39 181L36 182L35 187H37V183H38V184H40V183L42 184V182H39ZM70 181H72V179H71ZM125 181H126V180H125ZM132 181H133V180H132ZM152 181H153V180H152ZM171 181H169V182H171ZM174 181H175V179H174ZM179 181H178V183H177L176 181H175V182H176L177 184H179ZM224 181H226V180L224 179ZM0 182H2V180H1ZM4 182H3V183H4ZM7 182H8V181H7ZM17 182H20V181H17ZM25 182H26V181H25ZM33 182H31V183L34 184ZM44 182H45V180H44ZM54 182H55V181H54ZM54 182H53V183H54ZM117 182H118V181H117ZM154 182H155V181H154ZM162 182H163V183H162ZM167 182H168V181H167ZM175 182H173V183H175ZM200 182H201V181H200ZM202 182H203V181H202ZM202 182H201V184H204V182H203V183H202ZM207 182H208V181H207ZM215 182H216V181H215ZM231 182H233V180H232ZM9 183H10V182H9ZM29 183H30V182H29ZM69 183H71V182L68 181V184H69ZM141 183H139L140 186H141ZM182 183H183V181H182ZM182 183H181L180 185L183 186ZM219 183H222V182L219 181ZM238 183H239V184H238ZM10 184L13 186V184H15V183L13 182V184H12V183H10ZM20 184H22V183H20ZM41 184H40V185H41ZM44 184H45V183H43L42 185H44ZM68 184H67V185H68ZM77 184H78V183H77ZM117 184H118V183H117ZM134 184H135V183H134ZM146 184H147V183H146ZM146 184H145V185H146ZM150 184H151V183H150ZM152 184H153V185H152V187H153L155 183L152 182ZM159 184H160V183H159ZM195 184H197V185H195ZM199 184H200V183H199ZM209 184H210V182H209ZM224 184H225V183H224ZM7 185H8V184H7ZM16 185H17V184H16ZM29 185H30V184H29ZM113 185H114V184H113ZM147 185H149V184H147ZM157 185H158V184L156 183L155 186H157ZM166 185H168V184L166 183ZM174 185H175V184H174ZM180 185H179V186H180ZM184 185H185V186H183V187H184V191L186 192V191L189 190V189L186 190L185 187L187 188V187H189L190 185H189V186H186L185 182H184ZM2 186H3V185H2ZM2 186H1V188H2ZM12 186H11L10 188H12ZM17 186H19V185H17ZM17 186H16V187L13 186V188L16 189ZM20 186H21V185H20ZM22 186H23V185H22ZM26 186H27V185H26ZM26 186H25V187H26ZM73 186H75V185H73ZM117 186H118V185H117ZM130 186H131V185H130ZM140 186H139V187H140ZM150 186H151V185H149V188H150ZM155 186H154V187H155ZM161 186L158 185V188H159V187L161 188ZM216 186H217V185H216ZM218 186H220V185H218ZM229 186H230V185H229ZM229 186H228L227 188H229ZM30 187H31V185H30ZM47 187H48V186H47ZM69 187H70V186H69ZM107 187H108V188H107ZM145 187H146L145 189H149L147 186H145ZM163 187L167 188L168 186H163ZM173 187H174V186H173ZM204 187L207 188L208 185L206 186V183H205V186H203V188H204ZM221 187H222V189H223V185H222ZM221 187H220V188H221ZM224 187L226 188V186H224ZM3 188H7V190L5 189L6 191H5L4 193H2V197L0 198V206H1V204H2V205H4V207H5V204H6L7 207H8L9 209L11 208V207H9V205H10V206L12 205V206H14V208L18 209V206L16 207V206L14 205V203L18 205L19 203H16L15 201H17V199L19 200V198H17V197H18V196L21 197L22 195H18L17 192H16V193L13 192L15 189L12 191L13 188H12V189H9V187H7L6 185H5V187H3ZM19 188H20V187H19ZM28 188H29V187H28ZM32 188L34 189V187H32ZM37 188H38V187H37ZM41 188H43V191L45 190V188H44L43 186H42ZM71 188H72V187H71ZM80 188H81V187H80ZM156 188H157V187H156ZM156 188H151V190L153 189V190H152L153 192H151V191H149V192H150V193H154V192H156V191H154V189H156ZM165 188H162V189H165ZM169 188H170V185H169V187H168L167 189H165V190H168ZM203 188H202V189H203ZM205 188H204V189H205ZM208 188H209V187H208ZM212 188H215V187H212ZM212 188H211V184H210V190H211ZM217 188L219 189V187H217ZM217 188H216V189H217ZM227 188H226V189H227ZM233 188H235V187L233 186ZM17 189H18V188H17ZM17 189H16V191H17ZM48 189H49V188H48ZM125 189H126V188H125ZM131 189H132V188H131ZM171 189H172V188H171ZM171 189H170V190H171ZM174 189H175V188H174ZM180 189H181V188H180ZM182 189H183V188H182ZM226 189H225V191H226ZM231 189H232V186H231ZM21 190H24L23 187L20 189V191H21ZM27 190H28V189H27ZM37 190L39 191V189H37ZM89 190H88V191H89ZM108 190H109V189H108ZM127 190H128V189H127ZM149 190H150V189H149ZM165 190H163V191H165ZM172 190H173V189H172ZM172 190H171V191H172ZM219 190H220V189H219ZM228 190H230V189H228ZM233 190H234V189H233ZM233 190H232V191H233ZM1 191L3 192L4 190H1ZM1 191H0V193H1ZM20 191H19L18 193H20ZM33 191H34V190H33ZM33 191H32V193H33ZM43 191H42V189H41V192H42V193H43ZM77 191H78V192H77ZM88 191H87V192H88ZM105 191H106V193L103 194V192H105ZM116 191H118V189H116ZM138 191H139V190H138ZM171 191H170V192H171ZM177 191H178V189H177ZM180 191H181V190H180ZM189 191H190V190H189ZM193 191H192V192H193ZM212 191H213V190H212ZM220 191H221V190H220ZM23 192H24V191H23ZM34 192H36V191H34ZM41 192L39 193L40 195L36 192V193H37L36 196H37V195L41 196ZM54 192H55V191H54ZM143 192H144V189H143ZM143 192H142V193H143ZM168 192H169V190H168ZM170 192H169V194H170ZM173 192H174V191H173ZM175 192H176V189H175ZM175 192H174V194H176ZM190 192H191V191H190ZM208 192H209V191H208ZM223 192H224V190H223ZM227 192H228V191H227ZM28 193H29V191H28ZM44 193H45V192H44ZM56 193H57V192H56ZM56 193H55V194H56ZM60 193H59V194H60ZM132 193H133V192H132ZM145 193H146V190H145ZM150 193H148V195H149ZM161 193H162V192H161ZM188 193H189V192H187V194H188ZM195 193H196V192H195ZM202 193H201V194H202ZM211 193H212V192H211ZM218 193H219V192H218ZM224 193H225V192H224ZM13 194H15V196H16V194L18 195V196L16 197L17 199H15V201L13 200V197H14V196H12ZM33 194H34V193H33ZM49 194H50V193H49ZM51 194H52V195H55V194H53V193H51ZM51 194H50V195H51ZM59 194H58V195H59ZM140 194H141V193H139V195H140ZM154 194H155V193H154ZM154 194H151V195H154ZM169 194H168V195H169ZM171 194H172V193H171ZM174 194H172V196H173ZM181 194H182V195H181ZM184 194H185V193H184ZM187 194H186L185 196L187 197V199H189L188 196H189L190 194H189V195H187ZM191 194H192V193H191ZM221 194H222V193H221ZM221 194H217L218 197H219V199H220V197H221ZM229 194H230V195H229ZM27 195H30V194H27ZM27 195H26V196H27ZM47 195H48V194H46V196H44V194H43V197H42V198L47 197ZM82 195H81V196H82ZM143 195H144V193H143ZM143 195H141V196L143 197ZM148 195L145 194L144 197H146V196H148ZM157 195H158V194H157ZM177 195H178V197L181 195V196H180V197H182L181 199H184V198H185V196H183V193H182V192H180V194H179V192H177ZM213 195H214V193H213ZM224 195L226 196V194H224ZM23 196H24V195H23ZM48 196H49V195H48ZM61 196H59V197H61ZM191 196L193 197L194 194L191 195ZM195 196H197V194H196ZM199 196H200V195H199ZM222 196H223V195H222ZM225 196H224V197H225ZM31 197H34V198H35V195H34V196L31 195ZM51 197H53V196H51ZM55 197H56V196H55ZM78 197L81 198L80 201H81V203H83V204H84V202H88V203L90 202V203H91V204H89V206H88V205H85L86 203L84 204V205L86 206V208L88 207V210H84V212H86V214H84V212H83V215H82V213H80V212L83 211V209H82L81 211L78 209V208L81 206V203H80L79 199H78V202H76L77 200L75 201V199L78 198ZM150 197H151V196H150ZM152 197H153V196H152ZM154 197H155V196H154ZM160 197H161V196H160ZM174 197H176V195H174L172 198H170V196H169V199H171V201H172ZM180 197H179V198H180ZM183 197H184V198H183ZM212 197H214V196H212ZM218 197H217V198H218ZM21 198L23 199V197H21ZM21 198H20V201H21ZM25 198L27 199V197L24 196V199H25ZM36 198H37V197H36ZM38 198H39V197H38ZM48 198H49V197H48ZM48 198H47V199H48ZM136 198H137V197H136ZM156 198H157V197H156ZM156 198H154V199H156ZM167 198H168V196H167ZM167 198H164V203L166 202L165 199H167ZM179 198H178V199H179ZM198 198H200V197H198ZM198 198H196V199H198ZM215 198H216V197H215ZM28 199H29L28 201H29V203H30V202H31L30 200H32V199H30V198H28ZM149 199L151 200V198H149V196H148V202H147V205H148V203L150 202ZM154 199L152 198V200H154ZM158 199H159V198H158ZM158 199H157V200H158ZM160 199H161V198H160ZM178 199H177V197H176V199H174V200L176 201V200H178ZM207 199H206V200H207ZM222 199H223V198H222ZM34 200H36V199H34ZM34 200H32V201L34 202ZM53 200H54V199H53ZM53 200H50V202L53 201ZM55 200H56V199H55ZM62 200H63V198H62ZM67 200H68V201H67ZM82 200H83V201H82ZM146 200H147V199H146ZM157 200H154L153 202H154L155 204H157V202H156ZM162 200H163V199H162ZM174 200H173V202H174ZM194 200H195V198H194ZM194 200H193V202H194ZM200 200H201V201H200ZM206 200H204V202H206ZM250 200L253 201V202H248V201H250ZM20 201H19V202H20ZM23 201H24V200H23ZM39 201H40V198H39ZM41 201H43V200H41ZM41 201H40V202H41ZM46 201H48V200H45V202L43 201L44 203H43V202H41V203H43V204L45 205V203H47ZM60 201H61V199H60ZM65 201H62V203H63V202L66 203ZM72 201L75 202V204L73 203L74 205H72V203H71ZM184 201H185V200H184ZM33 202H32V203H33ZM36 202H37V201H36ZM160 202H161V201H160ZM181 202H182V200H181ZM181 202L177 201V203H179V204H180ZM193 202H192V204H193ZM202 202H201V204H202ZM21 203H22V202H21ZM37 203H38V202H37ZM53 203L55 204L56 201H55V202L53 201ZM53 203H52V202H51V203L48 202V204H50L51 206L56 207L55 205H53ZM76 203H79L78 208H77V204H76ZM164 203L162 204V206L164 205ZM171 203H172V202H171ZM171 203L169 202V204H171ZM182 203H183V202H182ZM184 203L186 204L187 202H184ZM184 203H183V204H184ZM207 203H208V202H207ZM207 203H206V204H207ZM216 203H217V201H216ZM241 203H239V204H241ZM245 203H246V202H245ZM247 203H246V205H247ZM48 204H46V207H47ZM151 204H152V203H151ZM151 204H150L151 207L149 208L150 210L152 209V206H153V204H152V205H151ZM155 204H154V205H155ZM169 204H168V205H169ZM188 204H189V203H188ZM218 204H221V202L218 203ZM29 205L31 206V203H30ZM32 205H37V204H32ZM56 205H60L59 202H58V204H56ZM75 205H76V206H75ZM143 205H145V203H144ZM165 205H167V203H165ZM165 205H164V206H165ZM194 205H192V207H193ZM221 205H222V204H221ZM253 205H254V204H253ZM38 206H39V205H38ZM40 206H41V204H40ZM40 206H39V207H40ZM61 206H63V205H61ZM85 206L82 205L81 207H82V208H83V207L85 208ZM162 206H161V208H162ZM164 206H163V207H164ZM177 206H178V205H177ZM180 206H182V204H180ZM186 206H187V205H186ZM186 206H184V208H185ZM4 207H3V208H4ZM7 207L5 208V210L7 209ZM25 207H26V206H25ZM25 207H23V208L25 209ZM34 207L37 208V206H34ZM34 207H32V210L34 209ZM41 207H42V206H41ZM48 207H50V206H48ZM74 207H75V208H74ZM81 207H80V208H81ZM144 207H145V206H144ZM144 207H143V209H144ZM167 207H168V206H166V211H167V209L169 208V207H168V208H167ZM195 207H196V206H195ZM203 207H204V206H203ZM241 207H242V205H241ZM241 207H240V208H241ZM243 207H245V206H243ZM243 207H242V208H243ZM246 207H247V206H246ZM20 208H21V205H20L19 209H20ZM26 208H28V207H26ZM43 208H45V206L42 207V209H43ZM76 208H77V209H76ZM172 208H174V207H172ZM181 208H182V207H181ZM9 209H7V211H8ZM11 209H13V208H11ZM11 209H10V210H11ZM24 209H23V210H24ZM47 209H48V208H47ZM55 209H54V210H55ZM61 209H62V207H61ZM75 209H76V210H79V211H80L79 213H80L82 216H77V214H79V213L76 214V213H75ZM141 209H142V208H141ZM143 209H142V210H143ZM153 209H154V208H153ZM170 209H171V207H170ZM187 209H188V208H187ZM193 209H195V210H193ZM199 209H200V210H199ZM3 210H4V209H3ZM3 210H2V213L4 212ZM10 210H9V213H10V214H15L16 211H15L14 213H11ZM21 210H22V208H21ZM23 210H22L23 213H24V211H26L24 214L27 213L28 216H31L32 218L34 217V216H32V215H29L30 212H27L28 209H27V210H24V211H23ZM62 210H63V209H62ZM62 210H61V211H62ZM162 210H164V208H163ZM232 210H233V209H232ZM7 211H6V212H7ZM11 211H12V210H11ZM28 211H30V209H29ZM63 211H65V210H63ZM67 211H68V210H67ZM146 211H147V210H146ZM152 211H153V210H152ZM227 211H226V213L228 214ZM17 212H18V211H17ZM19 212H20V211H19ZM22 212H21V213H22ZM229 212L232 213V211H229ZM239 212H240V211H239ZM244 212H243V213H244ZM40 213H39L38 215H39V217H40V219H41V216H40V215H41L42 213H41V214H40ZM44 213H43V215H44ZM161 213H162V211H160V214H159V215H161ZM163 213H164V212H163ZM165 213H166V212H165ZM226 213H225V214H226ZM243 213H242V211H241V214H243ZM17 214H18V213H17ZM32 214H33V215H37V214H34V213H32ZM55 214H56V215L59 214V215H58V218H55ZM75 214H76V215H75ZM143 214H142V215H143ZM236 214H237V213H236ZM236 214H235V215H236ZM244 214H246V213H244ZM5 215H6V214H5ZM5 215H4V216H5ZM38 215H37V216H38ZM60 215H61V216H60ZM144 215H143L142 217H144ZM163 215H164V214H163ZM229 215H231V214H229ZM239 215H240V213L237 214L236 216H239ZM4 216H3V217H4ZM7 216H8V215H7ZM7 216H6V217H7ZM25 216H26V215H25ZM161 216H162V215H161ZM224 216H225V215H224ZM231 216H232V215H231ZM231 216H230V217H231ZM1 217H2V216H0V218H1ZM20 217H22V216H21V215L19 216V220L22 219V218L20 219ZM23 217H24V216H23ZM164 217H166L167 219H169V218H168L169 216H167V215L164 216ZM28 218H30V217H27V219H28ZM32 218H30V219H31V223H32ZM148 218H147V219H148ZM166 218H165V219H166ZM223 218H224V217H223ZM226 218H227V217H226ZM24 219H25V222H26V217H24ZM24 219H23V221H21V224H23ZM149 219H148V220H149ZM158 219H159V218H158ZM162 219H163V218H162ZM162 219H161V220H162ZM210 219H211V218H210ZM218 219H216V220H218ZM230 219H231V218H230ZM236 219H237V218H236ZM2 220H3V219L1 218V221H2ZM34 220H35V219H34ZM34 220H33V223L36 222V220H35V222H34ZM38 220H39V219H38ZM41 220H42V219H41ZM211 220H212V219H211ZM27 221H29V219H28ZM39 221H40V220H39ZM39 221H38V222H39ZM213 221H215V220H213ZM230 221H231V220H230ZM236 221H237V220H236ZM25 222H24V223H25ZM38 222H36L37 224H35V225H39V226H40V224H39ZM41 222H43V221H41ZM41 222H40V223H41ZM205 222H206V221H205ZM33 223H32V224H33ZM0 224H2V223H0ZM21 224H19V225H21ZM27 224H29V223H27ZM27 224H26V225H27ZM41 224H43V223H41ZM197 224H198V222H197ZM201 224H202V223H201ZM23 225H24V224H23ZM29 225H30V224H29ZM202 225H203V224H202ZM206 225H207V224H205V228H206ZM30 226H31V225H30ZM22 227H23V226H22ZM24 227H26V226H24ZM31 227H32V226H31ZM192 227H193V228H192ZM18 228H19V229H18ZM27 228H28V226H27ZM168 228H169V227H168ZM198 228H199V229H198ZM198 228H197V226H196V229H195V228H194V229H195V230H197V229L200 230V226H199ZM182 229H183V228H182ZM182 229H181L180 231H182ZM169 230H171V229H168V230L165 229V231H166L167 234H169V233H168ZM176 230H174V231H176ZM203 230H204V229H203ZM203 230H202V231H203ZM158 231L163 233V231H161V230H158ZM174 231H173V232L170 231V232H171V233H174ZM146 232H147V231H146ZM153 232H154V231H153ZM192 232H193V231H192ZM195 232H196V231H195ZM197 232L199 233L200 231H197ZM155 233H156V232H155ZM155 233H154V234H155ZM176 233H177V231H176ZM186 233H185V234H186ZM202 233H204V232H202ZM147 234H148V233H147ZM154 234H153V235H154ZM174 234H175V233H174ZM174 234H173V236H174ZM149 235H151V234H149ZM153 235H151V236L153 237ZM157 235H158V237H159L160 234H157ZM164 235H165V232H164ZM178 235H179V232H178ZM199 235H201V233H200ZM28 236H31V237H33L34 239L38 240V241L40 240V242H37V243H39V245H40V243H41L40 246L42 247V249H41V247H39L40 250L33 251V252L30 251L31 253H29V254H28V253H22L24 250H23L22 252L17 251V250H16V251H15V250H13V251H12V250L5 251L6 249L2 251V248H1V247H3V246H5L6 244H8V242L10 241V239H14L15 241H14V240H13V241H14V242H17V243L19 242L18 240H21L20 242H22V244H23V242H25L26 239H28V238H27ZM155 236H156V234H155ZM155 236H154V237H155ZM160 236H161L160 238H163L162 235H160ZM166 236H167V235H166ZM168 236H169V235H168ZM31 237H30V238H31ZM175 237H177V236H175ZM262 237H261V238H262ZM150 238H151V237H150ZM150 238H149V241H150ZM156 238H157V237H156ZM166 238H168V237H166ZM171 238H172V237H170L169 239L171 240ZM144 239H145V238H144ZM144 239H143V240H144ZM147 239H148V237H147ZM147 239H146V240H147ZM164 239H165V238H164ZM176 239L179 240V238H175L174 241H173V239H172L171 241H169V240L167 239L168 241H166V242H169V243H167L169 246H174V242H175V248H176V247L178 248V246H176ZM256 239H257V240H256ZM16 240H17V241H16ZM22 240H23V241H22ZM28 240H29V239H28ZM31 240H32V239H31ZM154 240H155L156 243L162 241V240L158 241L159 239H154ZM156 240H157V241H156ZM13 241H12V242H13ZM163 241H164V240H163ZM10 242H11V241H10ZM31 242H32V241H31ZM35 242H36V241H35ZM141 242H143V243H141ZM150 242H153V241H150ZM127 243H128V245H127ZM140 243H141V244H140ZM160 243H161V242H160ZM9 244H10V243H9ZM14 244H15V243H13V245H14ZM27 244H28V243H27ZM29 244H30V243H29ZM150 244H151V243H150ZM164 244H165V243H163L162 245L164 246ZM167 244H166V245H167ZM18 245H19V244H18ZM24 245H25V247H27V245H26L25 243H24ZM39 245H38V246H39ZM95 245H97V246L100 247L101 249L96 248ZM153 245H154V243H153L152 246H151L152 248H153ZM158 245H160V244L157 243V246H158ZM162 245H161V246H162ZM177 245H178V243H177ZM20 246H21V245H20ZM163 246H162V247H163ZM180 246H181V245H180ZM196 246H198V247H200V248H204V250H203V251H204V254H205V251H207V254H208V256H210V258H208V257H207L208 259H207V258H204V256H203V255H204V254H203V251L200 252V251L198 250L199 252H197V249H196V251H195L194 248H195ZM134 247H135V246H134ZM134 247H133V248H134ZM148 247H149V246H148ZM154 247H155V248L153 249V251H151V252H153V253H151V254H153V255L156 256V254H157L158 252L154 254V252H155L154 250H157V247H156L155 245H154ZM162 247H161V249H162ZM8 248H9V247H8ZM21 248H22V247H21ZM29 248H30V249H29ZM29 248H28V249L31 250V245H29ZM133 248H132V249H133ZM163 248H164V247H163ZM172 248H173V247H172ZM172 248H170V249L172 250ZM179 248L181 249L182 247H179ZM200 248H198V249H200ZM24 249H25V248H24ZM35 249H36V248H34L33 250H35ZM134 249H135V248H134ZM136 249H137V248H136ZM144 249H143V250H144ZM161 249H160V251H161ZM168 249H169V248H168ZM180 249H179V250H180ZM184 249H185V248H182L181 250L183 251ZM173 250H174V249H173ZM179 250H178V253H179ZM181 250H180V252H182ZM26 251H27V250H26ZM133 251H134V250H133ZM149 251H150V250H149ZM158 251H159V250H158ZM160 251H159V255H160L161 253H164V252H162V251H161V253H160ZM164 251H165V256H166V252H169V254L171 253L170 251H167V246L165 247ZM143 252H145V251H143ZM143 252H142V253H143ZM172 252H173V251H172ZM174 252H175V250H174ZM176 252H177V251H176ZM135 254H136V253H135ZM138 254H139V253H138ZM145 254H146V253H145ZM167 254H168V253H167ZM169 254H168V255H169ZM180 254H177V255L174 256V253H173V254H170V255L174 256V260H175V257L177 258V256L180 255ZM143 255H144V254H143ZM143 255H142V256H143ZM153 255H152V256H153ZM159 255H158V256H159ZM145 256H146V255H144V257H145ZM149 256H150V255H148V257H149ZM152 256H151V257H152ZM162 256H163V255H162ZM162 256H161V257H162ZM165 256H164V257H165ZM200 256H202L203 258L200 257ZM206 256H207V255H206ZM130 257L133 258V256H131V255H130ZM134 257H135V255H134ZM144 257H141L140 255H138V258H137V259L134 258V259L138 262V264H139V261L141 262V264H142V263H144V264H149V263H148V260H147L148 258H146L147 256H146L145 258H144ZM151 257H150V258H151ZM161 257H160V258H161ZM197 257H198L199 259H198ZM154 258H155V257H153V259H154ZM158 258H159V257H156L155 259H158ZM186 258H187V260H186ZM196 258H197V259H196ZM155 259H154V260H155ZM166 259L170 260L171 258L169 257V258H166ZM166 259L163 258L164 261H165ZM177 259H178V261H179L180 258H177ZM183 259H182V260H183ZM154 260H153V261H154ZM161 260H162V258H161ZM163 260L160 261L161 264L163 263ZM172 260H173V259H172ZM172 260H170V261H172ZM157 261H158V260H157ZM170 261H169V263H170ZM178 261H177V263L182 264L181 261H180L181 263L178 262ZM132 262H133V261H131L130 264H132ZM175 262H176V260H175ZM175 262H174V263H175ZM156 263H159V261L156 262ZM174 263L171 262L170 264H174ZM187 263H185V264H187ZM163 264H164V263H163ZM165 264H166V262H165Z\"/></svg>",
    "mask_w": 264,
    "mask_h": 264
}]
</instances>
